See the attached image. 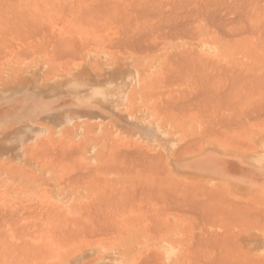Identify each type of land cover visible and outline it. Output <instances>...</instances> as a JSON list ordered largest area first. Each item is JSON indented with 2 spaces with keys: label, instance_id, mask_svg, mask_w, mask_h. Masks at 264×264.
<instances>
[{
  "label": "rangeland",
  "instance_id": "rangeland-1",
  "mask_svg": "<svg viewBox=\"0 0 264 264\" xmlns=\"http://www.w3.org/2000/svg\"><path fill=\"white\" fill-rule=\"evenodd\" d=\"M21 1H23V3L21 2ZM34 3H33V2ZM40 1V2H39ZM54 1V2H53ZM80 0H16V3H15V0L13 1V0H0V40L2 41V43H1V41H0V56H1V58L2 59H0V208L2 209H0V223H4V225L6 226H1L0 225V230H1V227H2V229H4L5 230V232L7 233V235H6V233L4 234V230L2 231V232H0V233H2L3 234V236L5 235V238H6V236H8L9 234H11L9 237H7L6 238V240H7V243H6V241H5V238L0 234V236H2V238L0 237V259H2V257H3V259H2V261H1V263H3V264H14L15 263V261L12 259V258H14V259H16V258H23L24 259V257L25 256H23L22 254H26L27 255V253H28V257H29V259H32V257H33V259H32V264H38L37 263V261H40V260H38V259H36L37 257H34V255H31L30 256V254H34V252H35V254H37L38 253V250H41V249H38L36 246H39V248H42V250L40 251V252H42L43 251V255L41 254V256H38V257H40L39 259H41V261L44 259V262H43V264H51L52 262H53V264H68L69 263V261L71 260V258H73V257H75V256H77V255H80V254H83L84 252H87V250L88 249H67V245L65 246L64 245V247H65V249H64V247H61V248H59V249H56V246H57V241H56V239H57V234H59V232L58 231H60L62 228H63V223H62V219H61V215H62V213H60L59 211H57V208H56V205H55V203L57 202L56 200H58L59 198H61L62 197V194L64 193V194H70L71 192H72V182L73 181H83L84 179H85V181H87V179L89 180V181H93V179H94V181H99V180H102V176H103V174H104V170L102 169V170H96V169H94L92 166H89V165H87V164H85V159H83L82 157H81V155L79 154V152L78 151H83V150H86L87 149V147H88V145L89 144H93L92 143V141H83V139H84V135H88V134H90V135H92V134H104V133H109V130L107 129V128H105L104 126H103V124L102 123H100V121H94V119H90V118H88V117H86V116H84V115H82L80 112H79V110L80 109H87V106H88V104H89V102L90 101H88L87 102V97H84V98H86V100H84V101H81L80 100V98L82 97V94L84 95V90H86L87 88H86V86H85V84H87L88 82H90L91 80V82L93 83L92 85H89V87L88 88H90L91 86H95V87H97V86H99V88L101 87V85H98V84H94L95 82H96V70H94V69H92V70H90V74H89V72L87 71V73L88 74H86L87 76H88V78H91L90 79V81H87L88 79H84V78H79V73H77V72H75L74 74H75V77H78L79 79L78 80H80V82L82 83V84H84L83 86H79L80 88H78L77 90V93H76V95L74 94V93H72L71 91H70V86H68V84L70 83V81H74V78H71L70 77V75H71V72L72 71H70V69H71V65H72V63H73V61L74 60H72L71 62H69L71 59L69 58V57H71L72 55H70L69 57L67 56V52L66 53H64L63 52V54H61L62 56H60V57H63V55H66V57H68L69 59V61L67 60V63H64V64H67V65H65V67H62V63H60L61 61H66L65 59L64 60H60V57H59V60L57 61L56 59L58 58V54H56V57L57 58H55L54 57V59L56 60H53V59H51V60H53V63H52V61L50 60V58L51 57H49V55L47 56L45 53H40L39 55H37V56H33L32 54H31V50L29 49V48H31V46L33 47V48H35V46L39 43V42H42L41 43V45H42V47H45V46H48V45H46L47 44V42H49V41H56L55 39H57L58 41H59V38L61 37V41H59V42H62V45H60L59 46V49H60V47H64L65 46V44H64V42L66 41V40H72L73 38H74V36H75V34L76 33H78V34H76V37H77V41L78 40H80V41H78L77 43H79V45L81 44V46H82V44H83V42L81 43V41H83L84 40V43L86 42V44L89 42L90 44H91V46H93L94 44H100V46H102L103 44V42L105 41V39H106V41L104 42V45L103 46H105L106 44L105 43H107V47H109V49L111 48V45L109 44V42H108V38H110L109 40H110V42L112 41V39L111 38H113V36L115 37V38H113V41H114V39L116 40V39H118L119 38V36L118 35H120L121 33H122V30L121 29H123L122 27H121V29H119L120 28V25L119 26H117V24L115 25L112 21V23L110 22V18H109V13L108 14H106V15H108L107 17L108 18H104V19H106L105 21H104V19L102 20V21H98V22H96V24L98 25V26H100V24L103 26V24H104V27H102V28H100V27H98V26H95V27H91V26H93V25H96L95 23H94V21H93V19H92V21L90 20L93 16V14L92 15H88V17H91V18H88L87 19V16H86V18H85V16L84 15H86L87 13L85 12L86 10H87V8H86V6L88 5V7H90V9L88 8V10L87 11H89V10H91L92 8H93V4L91 3L90 5H92V6H90L88 3H90V2H93L92 0L90 1V2H88V0H87V4H85L86 3V1H85V6H84V4H83V6L86 8V10L84 9V8H82V10H83V13L84 14H82V10L80 9L81 7H78V3H79V6H81V4L84 2V0H83V2H79ZM82 1V0H81ZM110 1V0H109ZM108 1V2H109ZM113 1H115L114 3H116L118 6V8H120V9H117V7H116V10L114 9V6H116V4H114L113 3ZM118 1V2H117ZM130 2V4L128 5V0H112V2L110 1L109 3L107 2V0H106V2L108 3V4H111V3H113V4H111V6L113 7V9L117 12V14H118V11L120 12V10H121V6L123 7L124 5V7L125 8H127L128 7V9H126V10H131L132 8H130L131 6H135L137 9H132V12H135V13H132L131 12V14H133V15H135L136 13H138L136 16H134L137 20V22L141 19V21L143 20V22H144V19H145V21H149L150 22V20H152V22H150V24L148 23V24H144L145 25V27L148 29L147 30V32L149 33V31H150V29L152 28V25L154 24V25H157V23L159 24L160 23V21H161V23H162V21H163V15H162V13H164L163 11H167V13L169 12V15H178L179 13H181L182 14V17L180 16V15H178L177 17H181L182 19H184V22H182V19L180 18H178L179 19V22H177V18H173V16H170V17H172V19L174 20H176V23H177V25H178V23H179V25H178V27H181V26H184L185 24L187 25V24H189L191 21H194L195 20V18H196V20L195 21H197V23H194V22H192L193 23V26H197V25H199V24H201V25H206L207 26V28H208V30H209V32H208V34H209V36L210 37H212V38H217L218 36H220V38H218L219 40H221L220 42H218V44H220V45H218V46H216V49L218 50L219 49V54L221 55L222 54V56H219V54H217V55H215V56H213V57H205L204 58V60H203V56H201L200 54V56H201V58L199 57V55H198V53H200V48L199 47H197L196 45H194L195 43H196V41H197V33H194V34H192V32H190L189 34H188V36H187V38L186 37H184L183 35V37H181V34H178L177 36L176 35H174L175 34V31H176V33H178V29H179V31H186V32H189L190 30H192L191 28H192V26H190V25H192V23L191 24H189V26L187 25V26H184L185 28H183L182 29V27H181V29L180 28H177V30H174V34L172 33V31L170 30V32H169V30L168 29H166L165 31H161V33L162 32H164L165 34L166 33H172V35H169L168 37H174V36H176V37H178V36H180L179 38H169V39H166V37L164 36V35H162V34H159L158 33V30L156 29V31H155V29L154 28H152V29H154V33H156L157 32V34L160 36V37H162V38H160V37H158L157 36V34H154L153 33V36L155 37V44L156 45H154L152 42H150V41H148L147 42V40L145 41V39L144 38H147L148 37V39L149 38H152V33H151V37H150V33H149V36H147L148 35V33L146 34V33H144V36L145 37H143V39H144V42H143V44H145V45H143V46H141V45H139V48H138V50H139V53L137 54V53H135V52H129L128 54L130 55V59L132 60V62H138V64H139V68L137 69V70H135L134 72H132V73H127V74H125V75H120V76H118V75H116V73H109V74H105V73H103V75H105V76H103L102 78H104V79H106L107 77L106 76H110L109 78H107L109 81L111 80V79H113V78H115V80L116 79H119V80H121V81H123V82H130V85H133V83H136V81H138V77H139V75H140V73H142V72H144V71H147L145 74L146 75H148L149 77L148 78H146L145 80H144V82H143V84H142V97H143V99H144V101H145V103H147V104H149L151 107H153L154 108V110H155V112H157L162 118H167V119H172V120H174V121H177V122H181V121H189V122H192V121H197V122H201V124H202V126L201 127H203V126H205L204 128H205V130H207L206 132H208L209 130H211V128L212 129H217V128H219L221 125H216V124H219V123H221V122H225L226 124L225 125H223L222 126V129H221V127H220V129H221V132H225V133H229V135H231V132H233L232 130H235L233 133H234V135H235V133H237L238 134V137H239V139H242V138H244V137H248V136H251V135H257V134H260V133H264V21H262L261 19H263L264 20V3H263V1L264 0H252V1H250V0H239V2H238V0H211V1H209V0H195V1H193V0H190V1H188V0H179V1H181V2H179L178 0H173L174 2H176V4L173 2H171L172 0H154V4L155 5H153V0H142L141 1V4L139 5L138 4V6H136L137 5V3H139L140 1L139 0H129ZM133 1V2H132ZM136 1V4H134V2ZM138 1V2H137ZM145 1H146V3H145ZM169 1H170V3L172 4V6H174L173 8H175L176 7V9H174V11L176 10H178L179 9V11H178V13H174L173 14V8L171 9V4L169 3ZM185 1H187V3H186V5H185ZM195 2V3H193V2ZM197 1V2H196ZM217 2V4H216V2ZM235 1V2H234ZM236 1H237V3H236ZM243 1V2H242ZM246 1V2H245ZM249 1V2H248ZM8 2H12V3H8ZM19 2V3H18ZM28 2V3H27ZM44 2H47V3H44ZM57 2H58V4L60 5L61 3V5L59 6L58 4H57ZM77 4H76V3ZM119 2H120V4H119ZM123 2H125V3H123ZM150 2V3H149ZM156 2H158V3H156ZM162 2V3H161ZM167 2V3H166ZM181 4H179V3ZM189 2H191L192 3V5H193V7H194V9H191L192 8V6H191V3H189ZM211 2H213L211 5H210V3ZM252 2V3H251ZM259 2V3H258ZM3 3H5V4H3ZM22 3V4H21ZM50 3H52V4H50ZM56 3V4H55ZM81 3V4H80ZM94 3V2H93ZM147 3L150 5V6H148L147 5ZM152 3V4H151ZM178 3V4H177ZM208 3V4H207ZM215 3V4H214ZM221 3V4H220ZM231 3V4H230ZM234 3V4H233ZM242 3L244 4V6L242 5ZM256 3V4H255ZM12 4V5H11ZM28 4V5H27ZM70 4V5H69ZM121 4H123V5H121ZM131 4H134V5H131ZM144 4H146L147 5V7L149 8H147V7H145L144 6V8L146 9V10H150L151 8L154 10L155 9V11H154V13L155 12H158L157 10H159L158 8H160V9H162L163 7H164V9H162L160 12V16L158 15V13H155L156 15H157V17H156V15L155 14H153V10L151 11V13L153 14V15H151V13L150 12H148L149 14L147 15V12L144 10V11H141V8L143 7V5ZM159 5V6H156V5ZM168 4V5H167ZM188 4H190V5H188ZM200 4V5H199ZM202 4H203V8L201 7L202 6ZM226 4V5H225ZM237 4H238V6H237ZM251 6H249V5ZM254 4H255V6H254ZM23 5V6H22ZM34 6L33 7V9H31L32 7L31 6ZM58 5V6H57ZM74 5H76V6H74ZM121 5V6H120ZM127 5V6H126ZM152 5V6H151ZM177 5H180V6H178L177 7ZM183 5H185L184 7H183ZM187 5H188V7H187ZM205 5L207 6L206 7V9H205ZM210 5V6H209ZM231 5V6H230ZM234 5V6H233ZM257 5V6H256ZM13 6V7H12ZM15 6V7H14ZM19 6V7H18ZM27 6L28 7H30V8H27ZM37 6V7H36ZM44 6V7H43ZM57 6V7H56ZM67 6H71L69 9L67 8ZM108 6V5H107ZM106 6V7H107ZM140 6V7H139ZM153 6H156V7H153ZM183 7V9H181L182 7ZM190 6V7H189ZM200 6V7H199ZM220 6V7H219ZM226 6V7H225ZM236 6H237V9H236ZM246 6V7H245ZM2 7V8H1ZM11 7V10L9 9ZM21 7V8H20ZM47 7V8H46ZM63 7V8H62ZM65 7V8H64ZM73 7V8H72ZM76 7H77V9H79L78 10V15L76 16V14L75 13H77V10H76ZM92 7V8H91ZM123 7V11L125 10V8ZM140 9H139V8ZM170 7V8H169ZM198 8V10H197V8ZM222 7V8H221ZM229 7V8H228ZM262 7V8H261ZM7 8V9H6ZM18 10H17V9ZM23 8H25L24 10H23ZM108 8L110 9V6H108ZM167 8V9H166ZM188 8V9H187ZM199 8H202V9H204V10H207V12L209 11V10H211V9H214V10H212V13H213V11H214V13L213 14H217V15H214V16H217V17H219V19L217 20V18L215 19V21H216V23H220V22H222L223 23V25H222V23H220L221 25H219V24H216V25H214V23H215V21H214V23H211V25H210V23L207 21L206 22V18H205V16H203V14L204 13H206V11H204V13H203V11L202 12H200V10H199ZM208 8V9H207ZM217 8V9H216ZM224 8V9H223ZM228 8V9H227ZM256 8H258L257 10H255ZM260 8V9H259ZM2 9H3V11H2ZM5 9V10H4ZM30 11H29V10ZM50 10V12H49V10ZM68 9V10H67ZM73 9H74V11H75V13H74V15H72L73 14ZM108 9V10H109ZM112 9V8H111ZM112 9V10H113ZM169 9V10H168ZM180 9H181V11L182 12H184V14H191V12L195 15L194 17H193V14H189V16H191V17H193V18H191V21H190V17L187 15H184L181 11H180ZM218 9L220 10V11H218ZM246 9H247V11H246ZM253 9V11L254 12H256L255 13V15H254V12L253 11H251ZM6 10H8V11H6ZM33 10V11H32ZM35 10H37L36 12L37 13H39V14H36V12H35ZM44 10H45V12H44ZM48 11V14L46 15V13H47V11ZM72 10V11H71ZM107 10V9H106ZM107 10V11H108ZM135 10V11H134ZM142 10H143V8H142ZM183 10H185V11H183ZM186 10H188V11H186ZM193 10V11H192ZM222 10H224V12H222ZM1 11H2V13H1ZM9 11L11 12V14L9 13ZM56 11V12H55ZM72 13H71V12ZM122 11V10H121ZM246 11V12H245ZM13 12V13H12ZM19 14H18V13ZM24 12V13H23ZM60 12V13H59ZM70 12V13H69ZM80 12H81V14H80ZM108 12H110V10L108 11ZM127 12V11H126ZM129 12V11H128ZM142 12H144V14L146 13V16H149L148 18L150 19H148V20H146L147 18H146V16H144L145 18H142L143 17V14H142ZM186 12V13H185ZM195 12V13H194ZM222 12V13H221ZM236 12V13H235ZM240 12H241V14H240ZM250 12H253L252 14H253V16H254V18H255V16L256 15H258V18L260 17V16H263L261 19H260V21H259V19H258V21H257V16H256V20H254V18H253V16L251 15V17H250ZM15 13V14H14ZM35 13V14H34ZM50 13V14H49ZM52 13H54L52 16L54 17V20H53V17L51 16V14ZM62 13V14H61ZM86 13V14H85ZM107 13V12H106ZM167 13H165V15L167 14ZM171 13V14H170ZM196 13H198V15L196 14ZM200 13V14H199ZM209 13H211V11L210 12H208V14ZM219 13H221V14H219ZM248 13V14H247ZM250 13V14H249ZM258 13V14H257ZM260 13V14H259ZM9 14V15H8ZM25 14V15H24ZM29 15V17H28V15ZM61 14V15H60ZM67 14V15H66ZM70 14V15H69ZM104 14V13H103ZM111 14V13H110ZM121 14V13H120ZM140 14H142V16H140ZM213 14H211L210 16H212L211 18H213ZM244 14V15H243ZM261 14H263V15H261ZM2 15V16H1ZM8 15V16H7ZM13 15V16H12ZM31 15V16H30ZM39 15V16H38ZM44 15V16H43ZM50 15V16H49ZM82 15H83V20H82ZM119 15V14H118ZM122 15V14H121ZM133 15L131 16V17H133ZM162 15V16H161ZM165 15H164V17H165ZM168 15V16H169ZM197 15V16H196ZM200 15V16H199ZM205 15H207V14H205ZM17 16H19V17H16ZM62 16H63V18H62ZM79 16H81V17H79ZM111 16V15H110ZM139 16L141 17V18H139ZM153 16V17H152ZM167 16V15H166ZM183 16H185L184 18H183ZM246 16V17H245ZM248 16L250 17V19L248 18ZM2 17L4 18L3 20L5 21H3L2 20ZM21 17V18H20ZM26 18V20L24 19V18ZM38 17H42L41 19H38ZM49 17V18H48ZM55 17H56V19H55ZM75 17H77V18H75ZM80 18V20H79V18ZM119 17V16H118ZM157 19H156V18ZM158 17H159V19H162V20H159L158 19ZM160 17H162V18H160ZM175 17V16H174ZM186 17H188V19H189V21L187 20V21H185L187 18ZM206 17H209V15L208 16H206ZM239 17H241V20H240V18ZM15 18L17 19V22L15 21ZM20 18V22H18V19ZM34 18H37L38 20H37V22H39V23H37L36 22V19L34 20ZM46 18V19H45ZM58 18H60V19H58ZM94 19H95V17H93ZM155 18V19H154ZM166 18V17H165ZM202 18V19H201ZM248 18V19H247ZM22 19V20H21ZM23 19H24V21H23ZM28 19V20H27ZM30 19V20H29ZM32 19V20H31ZM65 19L66 20H68V22H66L65 21ZM76 21H75V20ZM107 19H108V23H107ZM129 19H131V20H135V19H133V18H129ZM139 19V20H138ZM171 19V18H170ZM192 19H194V20H192ZM208 19V18H207ZM223 19V20H222ZM246 19V20H245ZM7 20V21H6ZM58 20V21H57ZM63 20V21H62ZM78 20V21H77ZM85 20H89V21H91L90 22V24L92 23V25H90L89 24V21H88V24L90 25V26H87L85 23H87V21H85ZM156 20H158L157 21V23L155 24V22H156ZM175 20H174V23H175ZM236 20V21H235ZM240 20V21H239ZM12 21V22H11ZM35 21V22H34ZM49 21V23H47ZM85 21V22H84ZM164 21H165V19H164ZM172 21V20H171ZM181 21V22H180ZM231 21V22H230ZM232 21H235V23H233ZM237 21H239V22H237ZM242 21H244V24L242 23ZM246 21V22H245ZM256 21H257V23H256ZM15 22V23H14ZM21 22H28V23H22L21 24ZM32 22H33V24H32ZM42 22V23H41ZM55 22V23H54ZM72 22V23H71ZM80 22H82L81 23V28H80V30L81 31H79V29L77 28V27H80V26H78V24L80 25ZM103 22V23H102ZM135 21H132V23H131V21H129V23H131L132 24V28H133V23H134ZM189 22V23H188ZM210 22H213V21H210ZM230 24H229V23ZM241 22V23H240ZM248 22V23H247ZM3 23V24H2ZM14 23V24H13ZM47 23V24H46ZM62 23V24H61ZM64 23V24H63ZM68 23V24H67ZM76 23H78V24H76ZM94 23V24H93ZM109 23H110V25H109ZM152 23V24H151ZM164 23V22H163ZM172 23V22H171ZM184 24V25H180V24ZM199 23V24H198ZM209 23V24H208ZM232 23V24H231ZM3 25V27H2V25ZM10 24H11V26H10ZM19 24V25H18ZM24 24H25V26H24ZM28 24H30V25H28ZM39 24V25H38ZM72 24V25H71ZM77 25V27H76V25ZM111 24H112V26L113 25H115V27H113V28H111L110 26H111ZM137 25H135L134 27H136V29L135 30H137V26L139 27V29L137 30V31H139V30H141L140 28L142 27V29H146V28H144L143 26V23H141L140 21L138 22V23H136ZM229 24V25H228ZM233 24H235V25H233ZM236 24H237V27H239L238 25H240L241 26V28H237L236 27ZM247 24L249 25V24H251V26H249V28H248V26H247ZM263 26H262V25ZM7 25V26H6ZM19 27H18V26ZM20 25H21V27H20ZM32 25V26H31ZM37 25H38V28H37ZM41 25V26H40ZM47 25H49V26H51V27H47ZM69 26V27H67V26ZM84 25V26H83ZM108 25V26H107ZM150 25V26H149ZM175 25V24H174ZM177 25H175V27H177ZM209 25L211 26L210 28H209ZM218 25L219 26H221V27H218ZM232 25V26H231ZM244 25H246L245 27H244ZM259 25H261L260 27H259ZM4 26H5V29L6 28H8V29H4ZM9 26V27H8ZM158 26V25H157ZM217 26V28H219V29H222V27H223V31L221 30V32H220V30H219V32L220 33H217L218 32V30L215 28ZM229 26H231V27H229ZM234 26V27H233ZM2 27V28H1ZM23 27V28H22ZM73 28V29H75V30H78V31H76L75 32V30H71V28ZM83 27H88V28H90V29H88V28H84L83 30H82V28ZM96 27H98V28H96ZM119 27V28H118ZM154 27V26H153ZM188 28V31H187V28ZM191 27V28H190ZM215 29H214V28ZM226 27L228 28L229 27V30H227L226 29ZM243 27V28H242ZM248 28V33H249V31L251 32V31H253L254 29V31H253V35H252V37L249 35V34H251V33H246V34H244L243 33V29L245 30L244 32H247V28ZM256 27H257V30L258 31H260V32H258V37H257V34L255 33V31H256ZM259 27V28H258ZM9 28L11 29L12 28V30H9ZM58 28V29H57ZM63 28H65V29H63ZM96 28V29H95ZM173 28V27H172ZM171 28V29H172ZM212 28V29H211ZM253 30H252V29ZM2 29V30H1ZM86 29V30H85ZM93 29H95V30H92ZM151 29V30H152ZM174 29V28H173ZM185 29V30H184ZM190 29V30H189ZM193 29H194V27H193ZM214 29V30H213ZM237 29V30H236ZM262 29V30H261ZM7 30H8V32H7ZM17 30L19 31V36H18V32H17ZM53 32H52V31ZM63 30V31H62ZM68 30L71 32H73V33H68ZM118 30H120V31H118ZM143 30V32H146V31H144ZM228 31V35L229 36H226L227 35V31ZM32 32L33 31V33H28V32ZM37 32V34H36V32ZM65 31V32H64ZM153 31V30H152ZM152 31H150V32H152ZM192 31H194L195 32V29L194 30H192ZM211 31H212V33H211ZM225 31V34H222L223 32ZM262 31H263V33H262ZM12 32V33H11ZM15 32V35L13 34ZM21 32V33H20ZM24 32V33H23ZM51 32V33H50ZM62 32V33H61ZM80 32V33H79ZM111 33L112 34V32L114 33V32H117V33H115V35H113L112 37H110L111 36V34H109V33ZM121 32V33H120ZM141 33H142V30L140 31ZM185 32V33H186ZM230 32H232V33H230ZM42 34V36L40 35V34ZM82 33V38H83V40H82V38H80V34ZM88 33V34H87ZM94 33V34H93ZM140 33V34H141ZM185 33H183L184 35H185ZM214 33V34H213ZM234 33H241V34H243V35H237V34H234ZM7 34V35H6ZM12 34V35H11ZM17 34V35H16ZM31 34H33V35H31ZM54 34H56V35H54ZM72 34H73V36H72ZM91 34H93V35H91ZM146 34V35H145ZM190 34H192L191 36H192V39H190L191 37H189V35ZM196 34V38L194 39V35ZM220 34V35H219ZM254 34H256V35H254ZM1 35H2V37H1ZM9 35H11V36H9ZM34 35H36V37L34 36ZM38 35H40L39 37H38ZM48 36V37H46V39H44L43 38V36ZM58 35V36H57ZM62 35H63V38H62ZM80 35V36H79ZM91 35V36H90ZM98 35V36H97ZM142 35H143V33H142ZM167 35V34H166ZM186 35H187V33H186ZM218 35V36H217ZM232 35H234V36H232ZM260 35H261V37H260ZM9 36V37H8ZM23 36V37H22ZM53 36H55V37H53ZM67 36H68V38H67ZM88 36V37H87ZM106 36H108V37H106ZM147 36V37H146ZM238 36H240V37H238ZM8 37V38H7ZM65 37V38H64ZM76 37L73 39V40H75L76 39ZM87 37V38H86ZM99 37H101V38H99ZM116 37H118V38H116ZM153 37V38H154ZM167 37V38H168ZM225 37H226V39H225ZM234 37V38H233ZM1 38H3V39H1ZM6 38V39H5ZM15 38V39H14ZM17 38H19V39H17ZM42 38V39H41ZM47 38H49V40L47 39ZM51 38V39H50ZM79 38V39H78ZM164 38V39H163ZM230 38V39H229ZM232 38V39H231ZM260 38V39H259ZM261 38H263L262 40H261ZM11 39H14V40H11ZM17 39V40H16ZM22 39V40H21ZM31 39H34V41L32 42V40ZM64 41H63V40ZM94 39H96L95 40V42H94ZM99 39V40H98ZM223 39H225V40H223ZM7 40V41H6ZM40 40H43L44 41V43H43V41H40ZM46 40V41H45ZM70 40V41H71ZM71 41V42H74V41ZM158 40V41H157ZM160 40V41H159ZM228 40H230V41H228ZM232 40V41H231ZM233 40H235L234 42H233ZM243 40V41H242ZM258 40H260L261 42H258ZM13 41V42H12ZM76 41V40H75ZM151 41H153V39H151ZM225 41V42H224ZM229 43H228V42ZM246 41V42H245ZM250 41V42H249ZM4 42H6V43H4ZM9 42H11V43H9ZM15 42V43H14ZM25 42V43H24ZM9 44V46L11 45V47H9V46H7L8 44ZM23 43V44H22ZM28 43H31V44H28ZM66 44H67V41L65 42ZM68 43H70V42H68ZM76 43V42H75ZM74 43V45H78V44H75ZM89 43L87 44V45H89ZM94 43V44H93ZM113 43H115V42H113ZM147 43H149V44H147ZM192 43H194V44H192ZM228 43V44H227ZM252 43H254V44H252ZM261 43V44H260ZM15 44H16V46H15ZM40 44V43H39ZM158 44V45H157ZM5 45V46H4ZM31 45V46H30ZM41 45H39V46H41ZM45 45V46H44ZM68 45V44H67ZM72 45H73V43H72ZM74 45H73V47H74ZM78 45V46H79ZM85 45V44H84ZM147 45V46H146ZM248 45H249V47H248ZM253 45L255 46V47H253ZM2 46V47H1ZM23 46V47H22ZM28 46H29V48H28ZM38 46V45H37ZM37 47L38 49L40 48V47ZM70 46H71V44H70ZM78 46H76L75 47V49L77 50V47ZM86 46V45H85ZM90 46V45H89ZM95 46V45H94ZM103 46L102 47H97V48H103ZM143 47L144 49L142 50V52H140V50L142 49L141 47ZM7 47V48H6ZM10 49H9V48ZM26 47V48H25ZM49 47H51V46H48L47 48H49ZM68 47H69V45H68ZM68 47H66V48H68ZM72 47V46H71ZM72 47V49H74ZM104 48L105 49V52L103 53V55L102 54H98V52H96V51H92L91 53H93V57L91 58V59H89V61H91V63H92V65H95V64H97L98 66L101 64V63H103L106 59H108L109 57H110V54H109V52H111L113 49H114V51H115V47L116 46H114L113 47V49L111 48L109 51H106V50H108V48ZM146 47H148V50H146L147 48ZM157 49H156V48ZM4 48V49H3ZM36 48V49H37ZM46 48V47H45ZM81 48V47H80ZM93 48H96V47H92V49ZM141 48V49H140ZM155 48V49H154ZM168 48V49H167ZM25 49V50H24ZM26 49H29V51H27V55L26 56H23V53H26L25 51H26ZM32 49V48H31ZM35 49V50H36ZM44 49V48H43ZM55 49V48H54ZM69 49H71L70 47H69ZM75 49L72 51H70V52H74L75 51ZM78 49H79V47H78ZM152 49H154V51L152 50ZM249 49V50H248ZM251 49V50H250ZM2 50H3V52H2ZM9 50H11V51H9ZM16 50V51H15ZM24 50V51H23ZM34 50V49H33ZM42 50V49H41ZM56 50V49H55ZM82 50V49H81ZM116 50H118V49H116ZM183 50H184V52H183ZM186 50L188 51L185 55L186 56H183L182 57V55H181V58L179 57L180 56V54H184L185 52H186ZM13 51V52H12ZM15 51V52H14ZM59 50H57V52H58ZM61 51H64V50H62V49H60V52ZM67 51V50H66ZM148 51V52H147ZM194 51L196 52V53H194ZM253 51V52H252ZM9 52V53H8ZM18 52H23V53H18ZM30 52V53H29ZM69 52V51H68ZM69 52V53H70ZM76 52H78L76 55L77 56H79V58L78 57H76V60H75V62H77V61H80V62H83V61H85L86 60V53H85V51H83L82 50V53L84 52V54H81V52H80V50L79 51H76ZM136 52H138L137 50H136ZM175 52V53H174ZM179 53V55H178V53ZM191 52V53H190ZM249 52V53H248ZM7 55H6V54ZM11 53V54H10ZM17 53L18 54H20L21 56H19V55H17ZM30 54V56L28 57V58H26L29 54ZM62 53V52H61ZM75 53V52H74ZM73 53V54H74ZM6 55L5 57H3V55ZM15 54V56L17 57V58H19V60H17L16 58H14L15 56H13ZM60 54V53H59ZM105 54V55H104ZM174 55V57H173V55ZM188 54H189V56H188ZM192 54V55H191ZM249 54H250V56H249ZM44 55H45V57L47 56V57H49V58H47V60H46V58L44 57ZM58 55V56H57ZM69 55V54H68ZM75 55V54H74ZM75 55V56H76ZM164 55V56H163ZM169 55L171 56L172 55V58H171V60L169 61L168 59H170L169 58ZM177 55V56H176ZM190 55H191V57L192 58H190ZM262 55V56H261ZM13 58H12V57ZM23 56V57H22ZM23 59H22V58ZM65 56L63 57V58H66ZM74 57V56H73ZM175 57H176V59H175ZM178 57V58H177ZM187 57V58H186ZM197 57V58H196ZM215 57V58H214ZM242 57V58H241ZM254 57V58H253ZM37 58V59H36ZM42 58V59H41ZM82 58V59H81ZM104 58H105V60H104ZM183 58V59H182ZM212 58V59H211ZM22 59V60H21ZM62 59V58H61ZM67 59V58H66ZM77 59H79V60H77ZM81 59V60H80ZM176 61H175V60ZM186 59V60H185ZM190 59H191V62H190ZM194 59V60H193ZM196 59H199L198 61L196 60ZM205 59H206V61H205ZM208 59H211V61L210 60H208ZM216 61H215V60ZM230 59V60H229ZM97 60V61H96ZM172 60H174V61H172ZM179 60H182V61H179ZM196 60V61H195ZM9 61V62H8ZM13 61V62H12ZM18 61H19V64H18ZM41 61V62H40ZM89 61H87V62H89ZM167 61H169V62H172V63H169V62H167ZM177 61H179V64H178V62ZM201 61V62H200ZM209 61V62H208ZM214 61V62H213ZM218 61V62H217ZM48 62V63H47ZM167 62V63H166ZM173 62H175V63H173ZM199 62V63H198ZM205 62V63H204ZM37 63V64H36ZM39 63V64H38ZM45 63V64H44ZM55 63H56V65H55ZM169 63V64H168ZM182 63V64H181ZM210 63H212V64H210ZM215 63V64H214ZM217 63V64H216ZM34 64V65H33ZM54 64V65H53ZM173 64V65H172ZM176 64V65H175ZM201 64H203V67H205V68H203L202 67V65ZM167 65V66H166ZM185 65V66H184ZM196 65H197V67H196ZM220 65V66H219ZM226 67H225V66ZM234 66V68H233V66ZM250 65V66H249ZM11 66V69L9 68ZM57 66V67H56ZM166 66V67H165ZM181 66V67H180ZM195 67V69H194V67ZM217 66V67H216ZM224 66V67H223ZM2 67V68H1ZM54 67V68H53ZM183 67H184V70H183ZM190 67V68H189ZM193 67V68H192ZM198 67H199V71H198ZM201 67V68H200ZM218 67H219V69H218ZM260 67V68H259ZM68 68V69H67ZM169 68H170V70H169ZM187 68H189L188 70H187ZM230 68V69H229ZM257 68V69H256ZM17 69V70H16ZM22 69V70H21ZM165 69V70H164ZM185 69H186V71H185ZM235 71H234V70ZM52 70V71H51ZM55 70H57V71H55ZM166 70H168V72H166ZM176 70V71H175ZM181 70V71H180ZM192 72H191V71ZM222 70V71H221ZM44 71V72H43ZM47 71V72H46ZM180 73H179V72ZM189 71V72H188ZM205 71V72H204ZM230 71V72H229ZM238 71V72H237ZM242 71L245 73V75H244V73H242ZM172 72V73H171ZM182 72V73H181ZM185 72V73H184ZM194 72V73H193ZM198 72V73H197ZM199 72H201V73H199ZM209 72V73H208ZM215 72H217V73H215ZM7 73V74H6ZM15 73V74H14ZM73 73V72H72ZM166 73V74H165ZM171 73V74H170ZM188 73V74H187ZM210 73H211V76H210ZM225 73V74H224ZM235 73V74H234ZM237 73V74H236ZM20 74H23V75H25L27 78H26V80H25V83L24 84H22V85H20V86H17L18 84H17V78H18V76L20 75ZM68 74V75H67ZM95 74V75H94ZM98 74V73H97ZM174 74V75H173ZM175 74H179L178 76H175ZM192 75L191 77H189L190 75ZM200 74V75H199ZM208 74V75H207ZM220 74H223V75H220ZM243 74V75H242ZM7 75V76H6ZM86 75H84V77L86 76ZM175 77H173V76ZM184 75H185V77H184ZM187 75H189V76H187ZM196 75H199V76H201V78H199V76L197 77ZM204 75H206V76H204ZM234 75V76H233ZM86 76V77H87ZM171 76V77H170ZM182 76V78H180ZM223 76V77H222ZM243 76V78H241ZM244 76H246V77H244ZM248 76V77H247ZM177 77H178V79H177ZM195 79H194V78ZM204 77V78H203ZM209 77V78H208ZM216 77H218V78H216ZM249 77H251V79L249 78ZM253 77V78H252ZM53 78V79H52ZM166 78H168L167 80H166ZM180 78V79H179ZM187 78V79H186ZM228 78V79H227ZM237 78H238V80H237ZM255 78V79H254ZM261 78H262V81H263V84H262V81H260L261 80ZM62 79V80H61ZM71 79V80H70ZM182 79V80H181ZM216 79V80H215ZM232 81H231V80ZM244 79V80H243ZM246 79H247V81H246ZM248 79H250L251 81H252V83L255 85H253L252 83H251V81H248ZM253 79V80H252ZM77 80V79H76ZM192 80V81H191ZM203 80V81H202ZM230 80V81H229ZM258 80H259V82H258ZM41 81V82H40ZM44 81V82H43ZM69 81V82H68ZM208 81H209V85H208ZM233 81H235V83L233 82ZM237 81V82H236ZM239 81V82H238ZM243 81V82H242ZM257 81V82H256ZM174 82V83H173ZM203 82V83H202ZM205 82V83H204ZM225 82V83H224ZM12 83H13V85H12ZM176 83V84H175ZM195 83H196V86H195ZM198 83V84H197ZM218 83V84H217ZM224 83V84H223ZM230 83V84H229ZM251 85H249V84ZM256 83V84H255ZM89 84V83H88ZM145 84V85H144ZM147 84V85H146ZM190 84V85H189ZM193 84V85H192ZM201 84V85H200ZM204 84V85H203ZM210 84H211V86H210ZM216 84V85H215ZM232 84V85H231ZM246 84V85H245ZM247 84L249 85V87L247 86ZM129 85V86H130ZM154 85V86H153ZM199 85V86H198ZM214 85V86H213ZM231 85V86H230ZM233 85H235V86H233ZM237 85H239V87L237 86ZM260 86V87H258V86ZM85 86V87H84ZM189 86H191V87H189ZM193 86V87H192ZM198 86V87H197ZM207 86V87H206ZM209 86V87H208ZM217 88H216V87ZM17 87H19V89L21 90L20 92H18V93H13V94H10V93H8V92H6V91H9V90H11L12 88H17ZM212 87V88H211ZM202 88V89H201ZM221 88V89H220ZM224 88V89H223ZM227 88V89H226ZM230 88V89H229ZM232 88V89H231ZM244 88V89H243ZM33 89H36V91L37 92H39L40 94H41V96H40V98L41 99H39V100H32L33 98L28 94V93H26L27 91H32ZM177 89V90H176ZM186 89V90H185ZM215 89V90H214ZM219 89H220V91H219ZM241 89V90H240ZM246 89H252V90H246ZM53 90H55V91H53ZM179 90V91H178ZM200 90V91H199ZM205 92H204V91ZM214 90V91H213ZM221 90H222V92H221ZM227 90H229V91H227ZM234 91V92H231V91ZM246 90V91H245ZM17 91H19V90H17ZM67 91V92H66ZM148 91V92H147ZM164 91H167V92H164ZM185 91V92H184ZM193 91V92H192ZM197 91V92H196ZM216 91V92H215ZM252 91V92H251ZM48 92V93H47ZM144 92V93H143ZM146 92V93H145ZM151 92V93H150ZM154 92H155V96H153L154 95ZM157 92V93H156ZM163 92L165 93V94H163ZM170 92V93H169ZM171 92H172V94H171ZM181 92V93H180ZM207 92V93H206ZM209 92V93H208ZM218 92V93H217ZM224 92V93H223ZM242 94H241V93ZM259 92V93H258ZM54 93V94H53ZM68 93V94H67ZM187 93V94H186ZM197 95H195V94ZM206 93V94H205ZM210 93H214L213 94V96H212V94H210ZM227 93V94H226ZM233 93V94H232ZM237 93V95H235ZM255 93V94H254ZM49 94V95H48ZM65 94H67V95H65ZM163 94V95H162ZM193 94V95H192ZM199 94V95H198ZM210 94V95H209ZM221 94V95H220ZM246 94H248V95H246ZM149 95H151V96H149ZM175 95V96H174ZM190 95V96H189ZM205 95V96H204ZM217 95V96H216ZM226 95V96H225ZM38 96V95H37ZM186 96V97H185ZM214 96H215V98H214ZM235 98H234V97ZM171 97V98H170ZM173 97V98H172ZM185 97V98H184ZM192 99H191V98ZM194 97V98H193ZM200 97V98H199ZM210 97V98H209ZM225 97V98H224ZM248 99H247V98ZM71 98V99H70ZM189 98L191 99L190 100V103H188V100H189ZM209 98V99H208ZM231 98H233L232 100H230ZM237 98H238V100H237ZM240 98V99H239ZM168 99H172L170 102H165V100H168ZM174 99V100H173ZM182 99V100H181ZM184 99V100H183ZM188 99V100H187ZM223 100V102H222V100ZM226 99V100H225ZM242 99H246V102H245V100H242ZM78 100V101H77ZM161 100H163V101H161ZM181 100V101H180ZM187 100V101H186ZM200 100V101H199ZM206 100V101H205ZM214 100V101H213ZM235 100H236V102H235ZM240 100H242L241 102L242 103H244V104H242L241 102H240ZM257 100V101H256ZM77 101V102H76ZM173 101V102H172ZM182 101H184V102H182ZM234 101V102H233ZM255 101H256V103H255ZM174 102H175V104H174ZM186 102L188 103V104H186ZM199 102V103H198ZM218 102V103H217ZM240 102V103H239ZM252 102H254V104L252 103ZM86 103V104H85ZM98 103V102H97ZM153 103V104H152ZM167 103H169V105L171 106L172 105V109L171 108H169V105L167 104ZM181 103V104H180ZM185 103V104H184ZM202 103V104H201ZM224 103V104H223ZM233 103H234V105H233ZM100 105H104L103 103H99ZM157 104H159V106L157 105ZM164 104V105H163ZM167 104V105H166ZM177 104V105H176ZM191 104V105H190ZM220 104V105H219ZM236 104V105H235ZM239 104H241V105H239ZM253 104V105H252ZM256 104V105H255ZM263 106H262V105ZM158 107H157V106ZM163 105V106H162ZM179 105V106H178ZM185 105V106H184ZM188 105H189V107H188ZM196 105V106H195ZM209 105V106H208ZM210 105H213V106H210ZM223 105V106H222ZM225 105V106H224ZM233 105V106H232ZM165 106H166V108H165ZM200 106V107H199ZM204 106V107H203ZM216 106V107H215ZM219 106H221V107H223V108H221V107H219ZM253 106V107H252ZM176 107V108H175ZM179 107V109H177ZM186 107V108H185ZM193 107V108H192ZM228 107V108H227ZM231 107H232V109H231ZM238 107V108H237ZM165 108V109H164ZM185 110H184V109ZM207 108H208V112H207ZM209 108H212V109H209ZM215 108V109H214ZM254 108V109H253ZM260 108V109H259ZM160 109H162V111H164V114H162V111L160 110ZM175 109H176V111H175ZM182 109V110H181ZM190 109V110H189ZM217 109V110H216ZM227 109V110H226ZM229 109V110H228ZM237 109L239 110V111H237ZM249 109V110H248ZM250 109H252V110H250ZM165 110H167L168 112H169V114H166V113H168L167 111L165 112ZM178 110V111H177ZM184 110V112H181V111H183ZM211 110H213L214 112H212L211 113ZM220 110V111H219ZM246 110V111H245ZM255 110V111H254ZM29 111H38V113H39V115H42V119H40V121H39V123L40 124H44V125H46L48 128H50V131L48 132V133H40V134H38L37 136H33V135H31V136H28V137H26V136H24V134L22 135L21 133H18V132H14V127H17V126H15V125H13V123H15V122H18L19 120H22L23 118H26L25 117V115L29 112ZM68 112V113H70V115H76L75 113L76 112H78L79 114H78V116H79V118H76V119H74V120H71V121H67V122H64V123H62V122H59V121H55V119L57 118V119H59V113L60 112ZM175 111V112H174ZM186 111H188L187 113H189L188 115H186L187 113H186ZM190 111V112H189ZM203 111H205V117H203L204 116V112ZM209 111H210V113L212 114L211 116H210V113H209ZM245 111V112H244ZM161 112V113H160ZM170 112H171V114L173 113V115L174 116H168V115H170ZM203 112V113H202ZM207 112V113H206ZM238 112V113H237ZM240 112H241V114H240ZM250 112H252V113H250ZM181 113H182V115H181ZM183 113H184V116H183ZM193 113H195V114H193ZM198 113H199V115L200 116H198ZM201 113V114H200ZM224 113V114H223ZM244 113V115H242ZM179 114V115H178ZM192 114V115H191ZM217 114L219 115V116H217ZM223 114V115H222ZM239 114H240V116H239ZM245 114H246V116H245ZM248 114V115H247ZM256 114V115H255ZM55 115H56V117H55ZM236 115V116H235ZM249 115H251L250 116V118L248 119V117H249ZM254 115V116H253ZM179 116V117H178ZM215 116H216V118H215ZM226 116V117H225ZM244 116V117H243ZM256 116V117H255ZM43 117H45L46 119L45 120H43L44 118ZM55 117V119H53ZM178 117V118H177ZM213 117V118H212ZM234 118V120L232 119V118ZM235 117H237V118H244V120L243 119H236ZM210 118V119H209ZM220 120H218V119ZM230 118H231V121H230ZM256 118V119H255ZM259 118V119H258ZM263 118V119H262ZM213 119V120H212ZM221 119H222V121H221ZM227 119V120H226ZM235 119H236V121L237 122H235ZM78 120V121H77ZM86 120V121H85ZM210 120H211V122H210ZM217 120V121H216ZM225 120V121H224ZM231 122H229V121ZM207 123H206V122ZM208 121H209V123H208ZM219 121V122H218ZM228 121V122H227ZM235 123H234V122ZM244 121V122H243ZM252 121V122H251ZM88 122V123H87ZM206 124H204V123ZM213 122V123H212ZM214 122H215V124H214ZM233 122V123H232ZM241 122V123H240ZM246 122V123H245ZM254 122H255V125H254ZM211 123V124H210ZM222 123V124H223ZM249 123V124H248ZM48 124V125H47ZM210 124V125H209ZM230 124H232V125H230ZM243 124H244V127H243ZM246 124H247V126H246ZM258 124V125H257ZM63 125V126H62ZM88 125V126H87ZM92 125H94V126H92ZM229 125V126H228ZM235 125V127H233ZM239 126V128H238V126ZM240 125H242V128H241V126ZM209 127V129H206V127ZM225 126V127H224ZM230 126H232V127H230ZM245 126H246V129H245ZM66 127V128H65ZM207 127V128H208ZM253 127V128H252ZM69 128H70V130H69ZM78 128V129H77ZM80 128V129H79ZM203 128V129H204ZM236 128H237V130H236ZM56 129V130H55ZM65 129H68V132H70V133H68L67 132V130L66 131H64ZM97 129V130H96ZM225 129V130H224ZM242 129V130H241ZM228 130H229V132H228ZM231 130V131H230ZM239 130H240V132H239ZM233 133H232V135H233ZM241 133H244V134H241ZM61 134V135H60ZM236 134V135H237ZM52 135V136H51ZM240 135H242V136H240ZM18 137V138H17ZM37 137V139H35ZM41 137V138H40ZM43 137V138H42ZM237 137V138H238ZM54 138V139H53ZM46 140V142L48 141V140H51L49 143L50 144H52V146H54L53 147V149H52V147H51V145L50 144H48V143H46L45 144V141L44 140ZM261 139H264V136L261 138ZM18 140H20V141H18ZM37 140H38V142H39V144H41V143H43V141H44V144L45 145H47L45 148H44V146L45 145H43V144H41V146L38 144V142H37ZM43 140V141H42ZM61 140H62V143H61ZM42 141V142H41ZM28 142H30V143H28ZM41 142V143H40ZM52 142V143H51ZM63 142L64 143H66V144H68L67 146L65 145V144H63ZM56 143V144H55ZM59 143H60V145H59ZM69 145H71L70 146V149L71 150H73V152H72V154L74 153V151H76V152H78L77 154H76V152L73 154V156L74 155H76V157L74 156V158H73V156H72V154H71V150H68L69 149ZM74 145H76L75 147H73ZM58 146H60V147H58ZM63 146V147H62ZM68 148V149H65L66 147ZM78 147V148H77ZM260 147H264V142H262V143H260L259 144V148ZM39 148H40V150H41V152H39L40 150H39ZM55 148V149H54ZM61 150H60V149ZM65 149V151H64V149ZM73 148V149H72ZM74 148H76V149H74ZM42 149H44V151L42 150ZM45 149H46V152L47 151H49V152H45ZM56 149H58V150H56ZM119 149V148H118ZM258 149V148H257ZM61 152H60V151ZM63 150V151H62ZM66 150H68V152H70V153H68V152H66ZM43 151V152H42ZM54 151H56V152H54ZM58 151V152H57ZM17 153L19 154V156H21L22 157V159H23V164H21V163H19V162H21V160L20 161H18V159L16 158V155H17ZM54 153L55 154H58L57 156H59V157H57V159H55L56 157V155H54ZM61 153V154H60ZM42 154H45V155H42ZM49 155V157H48V155ZM53 154V155H52ZM64 154H65V156H64ZM38 155H40V157H38ZM42 155V156H41ZM52 155V156H51ZM71 155V156H70ZM79 155V159H78V156ZM60 156H62V157H60ZM70 157L69 159L67 158V159H65L64 157ZM43 157V158H42ZM51 157L54 159H51ZM55 157V158H54ZM45 158H47V159H45ZM63 158V159H62ZM73 158V159H72ZM62 159V160H61ZM42 160H43V162H42ZM51 160V161H50ZM57 161V163H55L56 161ZM64 160V161H63ZM65 160H66V162H65ZM72 160V161H71ZM74 160V161H73ZM77 160V161H76ZM79 160V161H78ZM47 161L49 162V163H47ZM62 161H63V163H62ZM71 161V162H70ZM255 161H256V163H257V165H262V164H264V156H255ZM45 162V163H44ZM51 162V163H50ZM52 162H54V163H52ZM60 163V165L62 166V165H64L65 163V166L63 167H61V166H59L58 164ZM69 162V163H68ZM74 162V163H73ZM76 162H81V164L83 163L84 164V166H83V164H82V166H79L78 164L76 165ZM43 163V164H42ZM74 164L75 166H69L68 164ZM80 164V165H81ZM23 165V166H22ZM80 168H78V167ZM87 167V166H89V167H87V168H85V170H83L84 168L83 167ZM66 167H67V170H66ZM70 167V168H69ZM73 167V168H72ZM75 169H78L79 170V172L77 171V170H75ZM89 171L88 172V174L90 175V174H92L91 176H89L88 174H87V170ZM76 172H75V171ZM83 170V171H82ZM95 172H94V171ZM31 171H33V172H31ZM66 171H68V172H66ZM85 171V172H84ZM74 172V173H73ZM77 172H78V174H77ZM82 172V173H81ZM82 174V176H80L81 174ZM85 173H86V175H85ZM71 174H72V176H71ZM75 174V175H74ZM83 174H84V176H83ZM95 174H96V176L97 175H99L98 177H96L95 176ZM87 175H88V177H90V178H88L87 177ZM69 176V177H68ZM31 177V178H30ZM65 177V178H64ZM82 177V178H81ZM84 177V178H83ZM93 177V178H92ZM63 178L64 179H69L68 181L67 180H63ZM76 178V179H75ZM87 178V179H86ZM73 180V181H71V180ZM63 181V182H62ZM67 182H71L70 184L69 183H67ZM62 183L63 184H65V185H62ZM66 183H67V185H66ZM69 184V185H68ZM49 190H51V191H49ZM44 196V197H43ZM46 200V201H45ZM32 202H33V204H32ZM37 202H39V203H37ZM11 203H12V206H10L11 205ZM14 203V204H13ZM28 203V204H27ZM35 203H37L36 205H35ZM42 203V204H41ZM48 203H50V205H49V207H48ZM6 204H7V206H6ZM20 204V205H19ZM25 204H27L26 206H27V208L25 207ZM41 206L42 205V207H40L39 205ZM34 205H35V207H34ZM51 205H53V206H51ZM54 205H55V208H54ZM10 206V207H9ZM23 206V207H22ZM38 206V207H37ZM45 206L47 207V208H45ZM51 206V207H50ZM16 207H17V209H19V210H17L16 209ZM21 207V208H20ZM29 207V208H28ZM37 207V208H36ZM44 207V208H43ZM7 208V209H6ZM14 208H15V210H14ZM23 208L25 209V211L23 210ZM33 208V209H32ZM38 208H39V210H38ZM53 208V209H52ZM6 209V211L8 212V209H9V211L10 212H8V214H7V212H5L4 210ZM35 209H37V210H35ZM45 209V210H44ZM25 212V213H23V211ZM32 210V212H34V213H32L33 214V216L30 214V211ZM43 211V213L41 212V211ZM48 210V211H47ZM251 210L253 211V214L255 215V223L258 221L259 222V218H257V217H260V215H261V217H262V221H261V223H259L258 224V222H257V224H256V226H257V229H263L264 230V224L262 223V222H264L263 221V219H264V215H262V214H264V212L263 211H261L260 209H259V207H255V208H251ZM258 212H257V211ZM4 211V212H3ZM13 211V212H12ZM17 211V212H16ZM40 211V212H39ZM47 211V212H46ZM252 211H250L251 213H252ZM16 212V213H15ZM28 212H29V214H28ZM39 212V213H38ZM49 212V213H48ZM55 212V214H53ZM57 212V213H56ZM58 212H59V214H58ZM7 215H6V214ZM28 215H27V214ZM36 213V214H35ZM37 213L39 214V216L37 215ZM45 213V215H43ZM48 213V214H47ZM13 214H14V216H13ZM17 214V215H16ZM23 214V215H22ZM25 214V215H24ZM42 214V216L43 217H41L40 215ZM51 214V215H50ZM3 215V216H2ZM6 215V217H4ZM8 215H10V216H13L14 218H12V217H9ZM26 215H27V217H28V219H27V217H26ZM34 215H36L37 217H35ZM50 215V216H49ZM59 217H58V216ZM32 216V217H31ZM45 216V217H44ZM49 216V217H48ZM53 216L55 217V218H53ZM2 217H4V218H2ZM20 217V219H17V218H19ZM21 217L23 218L22 220H21ZM24 217H26V218H24ZM34 217V218H33ZM39 217V218H38ZM41 217V218H40ZM47 217V218H46ZM260 217V218H261ZM5 218L7 219V218H10V220L11 219H17V220H21V221H18L17 222V224H20V225H17V224H15L16 222H15V220L14 221H12L11 220V222H12V224L13 225H15V226H12V224L11 223H9V225L11 226V227H8V223H7V220H5ZM32 218V219H31ZM37 218V219H36ZM59 220H58V219ZM34 219H35V221H34ZM40 219H42V220H40ZM44 219V220H43ZM48 219V220H47ZM3 220H5V221H3ZM10 220H9V222H10ZM28 220V221H27ZM52 220H53V222H52ZM57 220V221H56ZM30 221V222H29ZM34 221V222H33ZM41 223H40V222ZM60 221V222H59ZM14 222V223H13ZM22 222H25V223H22ZM37 223V224H34V223ZM39 222V223H38ZM28 223V224H27ZM29 223H30V225H29ZM45 224V225H43V224ZM47 223V224H46ZM60 223V224H59ZM25 224V225H24ZM31 224H34V225H31ZM42 226H41V225ZM48 224H49V227H48ZM57 224V225H56ZM59 224V225H58ZM263 224V227L262 226H259V225H262ZM23 225V226H22ZM35 225H37V226H35ZM56 225V226H55ZM21 227V228H19V227ZM31 226V227H30ZM39 226V227H38ZM44 226V227H43ZM52 226H54V227H52ZM58 226V227H57ZM59 226H60V230H59ZM261 227V228H259V227ZM4 227V228H3ZM19 228V232H20V230H21V232L19 233L18 231H17V229ZM22 227H26V228H22ZM30 227V228H29ZM46 227H47V229H46ZM12 228H17L16 230L15 229H13L14 231H16L15 232V234H14V231L12 230ZM27 228H29V229H27ZM31 228H33V229H31ZM44 228V229H43ZM52 228H58V229H56L57 231L56 232H54V231H52L53 229ZM24 229H26V230H24ZM34 229H36L35 230V233H34ZM6 230H8V231H6ZM24 230V231H23ZM37 230H39V231H37ZM48 230V231H47ZM12 231H13V233H12ZM28 231H30V232H28L29 234L31 233V231H32V233L28 236V233L27 232ZM41 231V232H40ZM44 233H43V232ZM20 234H18V233ZM26 232V233H25ZM50 232V233H49ZM53 232V235L51 234ZM9 233V234H8ZM16 233L18 234V235H16ZM21 233H23V234H21ZM45 233H47V234H45ZM56 233V235H54ZM27 234V235H26ZM43 234H45V235H43ZM15 235V236H14ZM21 235H23V236H21ZM32 235V236H31ZM47 235H50V236H47ZM19 236H21V237H19ZM26 238H25V237ZM31 236V237H30ZM34 236H38V237H34ZM41 236V237H40ZM19 237V238H18ZM50 237V238H49ZM52 237H53V239H52ZM4 238V239H3ZM16 238V239H15ZM22 239V241H21V239ZM24 238V239H23ZM29 240H28V239ZM11 239V240H10ZM42 239V240H41ZM10 240V241H9ZM12 240H14L15 241V243L17 244V246H16V244H15V246L18 248H16L15 246H14V241H12ZM5 241V242H4ZM26 243H25V242ZM31 241V242H30ZM56 243H55V242ZM8 242H11V243H9V245L10 246H7L8 245ZM18 242V243H17ZM21 242V243H20ZM28 242L30 243V244H32V245H29L28 244ZM33 242V243H32ZM40 242V243H39ZM44 242V243H43ZM46 242V243H45ZM4 245H3V244ZM13 243V244H12ZM23 243V244H22ZM25 243V244H24ZM42 243V244H41ZM50 243V244H49ZM54 243V244H53ZM60 245L62 246L63 245V243L60 241ZM3 246H5L6 245V247H3ZM18 244H19V247H18ZM41 244V245H40ZM64 244H66V242L64 243ZM25 245V246H24ZM29 245V246H28ZM35 245V246H34ZM45 245V246H44ZM47 245H48V247H47ZM70 245V244H69ZM2 246V247H1ZM15 248H14V247ZM20 246H24V247H20ZM42 246V247H41ZM43 246H44V248H43ZM50 246V247H49ZM8 247V248H7ZM4 248V251L2 250V249ZM20 248H21V250L22 249H24V251H27L28 249L29 250H32V248H33V250H34V252H33V250L31 251V252H33V253H30V251L28 250V252L26 253H23L21 250H20ZM31 248V249H30ZM36 248H37V251H36ZM50 248V249H49ZM54 248V249H53ZM10 249H12V250H10V251H12V252H14V253H12V252H10L9 250ZM27 249V250H26ZM46 249V250H45ZM62 251H61V250ZM73 250V251H71V253L73 252V254H70V251H67V250ZM8 250V251H7ZM14 250V251H13ZM20 253H18L17 251ZM50 250V251H49ZM55 250V251H54ZM66 251V252H64V251ZM97 250H99V251H101V253L100 254H98L97 253V256H96V264H113L112 262L110 263V262H108L107 260L108 259H104V250L105 249H97ZM205 250H207V249H205ZM210 250H213V253H212V251H211V253H208V252H206V251H204V252H202V253H194V254H191L190 255V257H201L203 260H205V261H207V262H205V261H203V262H198V261H195V260H193V262L192 261H187L186 262V264H204V263H206V264H208L209 262H211L212 264L216 261L215 260V258H216V256L214 255L215 254V249H209V252H210ZM1 251H2V253H1ZM16 251V252H15ZM115 251L116 252H118V254L117 255H123V254H125L126 255V259H127V261H128V264H139V263H141V264H144V262L145 263H148V264H160L159 263V261H161L162 263L161 264H165V259H164V257H163V255H160L159 253H158V250L157 249H143V253H144V255L143 256H140V257H138V259L136 258V252H137V249H115ZM12 253V255H15L14 257L13 256H11V254L10 253ZM37 252V253H36ZM39 252V253H40ZM47 252V253H46ZM60 252V253H59ZM70 254H68V253ZM207 254H206V253ZM3 253H6V254H8V255H10L9 257H12V258H9L8 257V255H3ZM17 253V254H16ZM38 253V254H39ZM66 253L69 255V256H66ZM37 254V255H38ZM62 254H63V257H62ZM65 254V255H64ZM196 254V255H195ZM200 254V255H199ZM3 255V256H2ZM40 255V254H39ZM56 255V256H55ZM213 255L215 256V257H213ZM17 256V257H16ZM18 256H20V257H18ZM36 256V255H35ZM46 256V257H45ZM52 256H54V257H52ZM65 256V257H64ZM159 257V259L160 260H158V262H157V259L158 258H155V261L153 260L154 259V257ZM162 258H161V257ZM8 257V258H7ZM16 257V258H15ZM31 257V258H30ZM44 257V258H43ZM143 257V258H142ZM210 257H213L212 259L210 258ZM5 258V259H4ZM26 258V257H25ZM43 258V259H42ZM48 258H50V259H48ZM145 258V261H142L143 259ZM149 258V259H148ZM209 258H210V260H212V261H210L209 260ZM7 259H8V261H7ZM9 259H10V261H9ZM27 259L28 258H26V261H27ZM47 261H46V260ZM5 262H4V261ZM11 260H13L14 262H12ZM18 260V259H17ZM21 260V264H22V262H23V260L22 259H19L18 261H16V264H20V261ZM25 260V259H24ZM37 260V261H36ZM146 260H148V262L146 261ZM213 260H215V261H213ZM31 261V260H30ZM29 260H28V262H30ZM54 261H57V262H55L54 263ZM18 262V263H17ZM27 262V263H28ZM46 262V263H45ZM48 262V263H47ZM143 262V263H142ZM152 262H154V263H152ZM0 263V264H1ZM27 263H23V264H27ZM31 263V262H30ZM30 263H28V264H30ZM42 262H40L39 264H41ZM118 263V262H117ZM211 263H209V264H211ZM259 264V262H256V264ZM119 264V263H118ZM214 264H217V261L214 263ZM219 264V263H218ZM222 264V263H221ZM260 264H263V263H260Z\"/></svg>",
  "mask_w": 264,
  "mask_h": 264
},
{
  "label": "crops",
  "instance_id": "crops-1",
  "mask_svg": "<svg viewBox=\"0 0 264 264\" xmlns=\"http://www.w3.org/2000/svg\"><path fill=\"white\" fill-rule=\"evenodd\" d=\"M146 72L147 71L140 73V75L138 77V81H136V83H133V85L121 87L122 89H117L116 87L111 86V93L116 95L119 102L114 103L112 105L106 104V103L105 104L103 103L104 105H100L99 104L100 102L91 99V101L89 102V104L87 106V109H80L79 110V112L82 115H84L90 119H94V121H100V123H102L103 126L109 130V133L84 135L83 141H85V142L86 141H92L93 144H89L86 150L79 151V153H80L81 157L83 159H85V161H86L85 164L92 166L96 170H101V169H104L105 167H107V168L104 169L105 172L102 176V178H104L106 180L102 179V180H99V182L98 181H91L90 182V181H84V180L83 181H73L74 183H72V192L70 194H64L63 193L62 197L59 198L58 200H56L57 201L55 203V205H57L56 207L57 208L59 207L61 210H64V211H62V215H64V216L61 215L60 217L65 219L67 222L69 220V224H71V225H69L66 221L62 220V223H63L62 229L63 230L59 231V234H57L58 241L64 240L66 242V240L64 239L65 237H63V234H64L63 232L66 229V227H68V228L70 227L69 230H67L68 228L65 230V233H68L67 231H69V232H71V233H69V235H71L73 233L74 235H76L75 237H77V238L73 237L72 235L70 238V236L68 234H64V236L67 235L69 237V238L67 237V240H68L66 243V244H68L67 249L70 247V245H72V246L69 249H72V247H74V249H88L87 252H84L83 254H80V255H77V256L71 258V260L69 261L68 264H96L97 253L98 254L101 253V251H99L97 249H105L104 253H103L104 259L105 260L108 259L107 261L110 263L112 262L113 264H117V262H122V261H123L122 262L123 264H128V261L126 259V255L125 254L117 255L118 252H116L115 249H137V252H136V258L137 259H138V257L144 255L143 249H157L159 254L163 255V257L165 259V264H186L187 261H193V260H197V261L200 260L198 262L205 261L201 257H199L200 259L198 257L191 258L190 255L194 254V253H198L200 250H201V252H199V253H202V252H204L205 249H209L210 247H211V249L218 248L215 251H218L219 253L221 252L220 254L218 253V255L216 254L215 259L217 261L219 259L218 258L219 255H220V259L218 261H219V263L223 262L222 264H232V261H235L234 263L238 264V262H240V260H241V262H240L241 264L246 263V262H248V264H250V263L252 264L254 261L253 259H255V261H254L255 264L257 261L260 262L259 260H261V263H264V259L262 260V258H264V230L263 229H257L256 223H254L255 221L253 222V220H255V215L253 213L250 214L248 212H245V211H249V209L255 208V207H259V209L264 212V164L257 165V163L255 161V155H256L257 148H259L260 143L264 142V139H261L263 137L262 136L263 134L260 133L257 135L248 136L247 138L244 137L241 139V142H240L239 141L240 139L238 140L237 135L232 136V135H229L225 132H221L220 128L212 129L213 135L211 134L212 130H209L208 132H206V130H204L203 127H201L202 126L201 122L200 123L197 121H192V122H189V121H187V122L181 121L180 122L179 121V122H177V121H174L172 119L162 118L157 112H155L153 107H151L149 104L145 103V101L142 97V84H143L144 80L149 77L148 75L145 74ZM93 88L98 89L99 87L94 86ZM225 124L226 123H223V124L219 123V125H222V126ZM216 130H217L218 134H221V133H224V134H221L219 136L218 134H216ZM202 132H205L206 134H203ZM214 135L215 136L217 135L218 137L216 136V138H215ZM224 135H226V137ZM199 136L203 140L201 138H199ZM227 136H229L230 138ZM188 137H189V139H188ZM194 137H195V139H194ZM224 137H225V139H224ZM190 138H191V140H190ZM220 138H222L224 140H222ZM233 139H235V141L237 140L236 143L234 142ZM193 140H194V142H193ZM225 140L228 142L225 143ZM186 141H188L187 142L188 145H186L187 144ZM189 141H192V142L190 143ZM229 141H230V143H229ZM125 142H127V143H125ZM199 142L201 143V147H200ZM244 142H247L246 145L244 144ZM134 143L136 145L138 144L139 147H141V145L143 147L141 149H139L138 146L133 147ZM193 143H195L194 146L192 145ZM197 143L199 144V146ZM234 143L236 146L234 145ZM238 143L239 144L241 143L244 145L240 144L241 145L240 146ZM130 144H132V146ZM144 144H146V145L144 146ZM189 144H191L193 149L191 148V146ZM128 145H130L133 148V150L136 148L137 152H136V149L134 151H131L132 148L129 146L131 148V149H129ZM184 145H185V147H183ZM117 146L119 149L117 148ZM238 146H239V148H238ZM242 146H244V147H242ZM113 147H114V149H113ZM188 147H190L189 148L190 150H188ZM245 147H246V149H245ZM125 149L128 151V154L127 153L126 154L128 156L129 155L131 156V157H128V160L127 159L124 160L125 157L124 158L122 157V156L126 155V154L125 155L123 154L124 151L127 152ZM197 149H202V150L200 152V150H197ZM142 150H146L147 153L149 152L148 155L149 154L150 155H149L148 159H145V157L148 156L146 154V151H144V153H145L144 154L142 152ZM183 150H186L188 152L191 151V152L188 153L185 151V154H182V153H184ZM196 150H197V152L198 151L199 152L197 153ZM113 151H115V152L113 153ZM159 151H160V153H157ZM117 152H121V153L123 152L122 153L123 155L118 154ZM132 152H134V154ZM176 152H178V155ZM116 153H117V155H116ZM138 153L139 154L142 153L141 156L144 155L145 157L144 156L141 157ZM152 153L153 154L155 153L154 155H156V156L158 154V157L161 155V153L163 154L164 158H161V159L158 157L157 158L160 159V161H161V162L159 161L160 166H162L161 163H163L165 160V162H164L165 164L163 163L164 166H162V167H164V171L167 170L166 172H163L164 176H167V177H163V173L160 172V171H163V168L160 170L161 167L160 166L157 167V165H159V164H157L158 159H155V158L152 159V157H153ZM118 155H121V157H122L121 158L119 156L121 158L120 160L118 159ZM151 155H152V157H151ZM135 156L141 157V158H139L140 160L145 159L144 163H141L143 160L140 161L138 159V157L136 158ZM156 156H154V157H156ZM160 157H162V156H160ZM131 158L136 159V160L133 159V162L135 161V163H133L132 165H130V163H128L129 161L132 163ZM149 158L151 160H149ZM162 159H164L163 162H162ZM115 160H116V162H115ZM118 160L119 161L123 160V161H121L123 164L120 162L118 163ZM148 160L150 162H148ZM126 161H127V163H126ZM136 161H138L139 163L142 164V165L139 164L140 167L142 166L140 170H139L138 164H136ZM151 161L153 162V165L151 164L152 163ZM144 164H146L148 168L143 166ZM150 164H151V166L149 167ZM100 165H101V168H100ZM103 166H104V168H103ZM114 166L115 167L117 166V167L115 168ZM130 166L132 168H129ZM152 166L157 167L156 168L157 170L155 168H154L155 170L152 169ZM110 167L112 170L114 168V172L110 169ZM126 167H128V168H126ZM117 168H118V171H119V168H122V170H120V171L123 172V174L121 172H118V171L116 173L115 169H117ZM133 168H134L133 173L128 172L129 169L131 170ZM136 168H138V169H136ZM143 168H144V170H142ZM145 168H146L147 172H149V175H150V172H153V171L158 174V172H156V171L160 170L159 173L161 176L157 175V174H154L155 175L154 176L151 173V176L149 177L148 173L143 172V171L146 172ZM149 168H151L152 171H149L150 170ZM137 170L139 171V174H138ZM141 170H142V172H141ZM107 171H109V172H107ZM126 172H128V173H126ZM165 173H167V174H165ZM144 174H146V175H144ZM146 176H147V178H146ZM156 176H158V177H156ZM131 177H132V179H129ZM110 178H112L114 180V182ZM155 178H156V180H155ZM160 178L162 179V182H161ZM163 178L164 179L166 178L167 184H165L166 181ZM174 179L179 180V182L176 180L177 183H175L176 181ZM159 180L163 184L159 183ZM170 180H171V182H170ZM172 180H174L175 182H173ZM153 181L155 182L154 184H153ZM135 182L138 184L136 185ZM181 182L183 184L186 182L185 183L186 185L185 184L183 185ZM145 183H146V188L148 186H149V190H151V188H152L151 191H149L147 189V192H146V190H145L146 188L144 189ZM188 183H190L191 185L190 184L188 185ZM194 183H196V185ZM152 184H153V187H152ZM174 184H175V186H174ZM201 184H204L206 186V189ZM154 185H156V188ZM162 185L164 187L163 188L164 190L165 189L167 190V188H168L167 192H166V190H165V192H166V194L170 195L169 196L170 198L164 193V190H162ZM171 185H173V186H171ZM197 185L202 186V187L199 188V186H197ZM127 186H128V188L130 186V188L128 189ZM136 186H137V188H140L143 186L142 189H144V190H142L141 188H140V190H138L136 188ZM178 186H180L181 189ZM189 186H190V191L195 190V192L192 191V192H194V194L191 192L194 195V198H193V195H191L192 197L189 196L191 194L189 189H188ZM123 187L124 188L126 187V189H127V190H125V192L128 193L130 191V194L128 193L129 195L126 193L127 194L126 197H125V194L123 193L124 192ZM176 187H178L179 190L175 189ZM182 187H184L186 190L188 189L189 193L187 191V194H186V192H185L186 190L184 188H183V190L185 193L182 192ZM109 188L111 191L109 190ZM118 188H123L122 192H121V189H118ZM153 188H155L154 189L155 191H153ZM196 188H197V190H196ZM157 189H159V190L156 192ZM209 189L210 190L215 189L214 191H216L217 194H215V192H212L213 190L210 191ZM132 190H133V192H135L134 194H136L137 199L135 198L136 196L133 195V193L131 195ZM141 190L144 192L143 194L148 193V196H147V194H146V196L141 194ZM200 190H202V192ZM207 190L210 191V195H211V192L214 193L216 195V196H214L215 198L212 196L213 199H211L212 197L211 196L209 197V191H207ZM219 190H220L221 194L224 193V194L220 195L221 197L217 196ZM109 191L110 192L113 191L114 193L118 191L117 194H119V193H121V194H119V195L116 194L118 196V199H117V196L116 195L113 196L112 195L113 192L111 194ZM138 191L141 195L138 194ZM162 191H163V195H164V196L162 195L163 197L160 195V193L162 194ZM176 191H177V193H176ZM203 191H205L206 193ZM150 192H152V193H150ZM155 192H156V194H155ZM207 192H208V194H207ZM158 193H159V195H158ZM183 193H184V195H183ZM203 193H205V194H203ZM103 194H107V198H109V200H110L109 203L105 202L108 200L107 199L105 200L106 196ZM151 194H154V195L151 197ZM101 195H102V197H104V199L101 197ZM120 195H123L126 200L125 199L122 200L121 197H123V196H120ZM157 195L159 196V198ZM178 195L180 198H184L181 200L187 199L189 202L193 201V204L190 203L191 205H189L188 204L189 202L186 200L184 202L179 203L182 206L184 204L185 208L179 206L178 202L181 200H179L180 198L178 197ZM206 195H208V196H206ZM115 196H116V198H115ZM129 196L131 199L135 196L133 200H135V201L138 200V202L140 201V198H138V196L139 197L141 196L142 198L144 196L146 202L148 201L149 196H150V199L153 198V200L151 199V201H152V202L150 201L151 204L148 202L149 205L148 204L146 205V203L143 201L144 198H143V200L141 198V201L138 204L137 201L135 203L133 200H129ZM171 196H173V198H176L177 200L176 199L175 200L177 202H175V200ZM175 196H177V197H175ZM225 196L228 198H226ZM99 197H101L103 199V200L101 199L102 201L100 199L97 200L99 202V204L97 201L93 202L94 200L98 199ZM147 197H148V199H147ZM156 197L158 199H160L161 201L164 198L169 199V201L167 199L166 200L164 199L166 202L163 201V204L161 205L160 204L161 201L156 200L157 199ZM187 197H189V198H187ZM216 197H217V199H216ZM119 198L122 201H126V202H122L120 200V203L122 202V204H123V205L121 204L122 207H124V204H127L131 201H133L132 203H134V204L129 203V205L127 204L126 207L123 208L125 211H128L129 208H127V206L130 207V204H131V208H130L129 212L132 215L129 216V219H128L129 212H125V213L120 212L121 211L120 209L122 207L119 206L120 205L119 204ZM127 198L129 200V202H127ZM161 198H163V199H161ZM205 198L206 199L209 198L208 199L209 201L206 200ZM225 198H226V200L229 199V201H231V200H233V202L236 201L235 203L243 202L244 204L239 203L240 204L239 205L240 207H239V206H236L235 203L229 202L227 200L228 201V202L226 201L227 205H226V202H224L225 204L223 203L224 205H222L221 204V202H223L222 199L224 200ZM170 199H173L174 201L172 200L173 201L172 202V201H170ZM193 199H195V202L197 200H199V202H200L201 199L204 200L203 204H204V207L206 209V213L208 215H209V210L212 209L211 207L214 208V206H215V208L217 207L218 209H219L220 205H221V207H220L219 211H218V209H216L218 212L217 211L215 212V209H212L211 210L212 213L210 211V215L208 216L206 213L203 212L205 210H204L203 204H201L202 201L200 203L201 205L199 204L198 201H197L198 203L196 202L197 204L195 205ZM218 199H219V201H217ZM214 200H216V202H215V203H217L216 205H213ZM114 201L116 202V204H118V205H116L115 208H114V206H115ZM157 201H158V203H157ZM86 202H87V204H86ZM96 202H97L98 206H97V204H94V205H96V210L98 208L99 211H96L93 208L94 207L93 203H96ZM168 202L169 203L171 202L170 204H172L174 202L177 203V204L170 205L171 208L169 210L171 211V213H168V212H170L167 209L168 207H170V206H168ZM83 203H85L88 206H91L92 209H89ZM112 203L114 206L112 205ZM186 203H187V205H186ZM209 203L211 204V206L209 207V205H206V206H208V208H207L205 206V204H209ZM76 204H78V205H76ZM104 204L108 205L109 207H113V208L110 209L109 207H107ZM144 204L149 209L151 206L152 211L153 210L157 211L160 209V211H157V213L159 212L160 214L161 213L163 214V212L161 211V208L165 207L162 210L164 211L166 209L164 212L167 215L164 213V215L161 214V217L158 216L163 221H161L159 219L160 221L159 220H158L159 222L157 221V223H159V224H157L155 221L158 218L156 216L158 214L156 213V211H153L154 214L156 213L154 215L151 210H149L150 211V213H149L147 208L144 209L146 207ZM157 204L160 206H158ZM59 205H61V206H59ZM81 205H83L84 207ZM99 205L104 206V208L103 207L100 208L101 206L99 207ZM132 205L134 206V208H132L133 207ZM143 205L145 207H143ZM175 205H177L176 208H174ZM161 206H163V207H161ZM191 206H194V207H192V209H191ZM195 206L196 207L199 206V209H198V207H197V209H194V208H196ZM201 206L203 207V209L201 211H199L202 208ZM227 206L230 209L229 212H228V208H224ZM242 206H243V208L245 206L247 208L245 207L246 209L245 208L243 209V208H241ZM155 207L156 208L158 207V208L156 209ZM159 207H161V208H159ZM172 207H173V209H172ZM178 207H181L183 209L179 210ZM231 207H232V209H231ZM234 207L236 208V210H234ZM59 208L57 209V211H60ZM85 208H86V210H85ZM99 208L103 209V210H100ZM107 208H109L111 211ZM153 208H155V209H153ZM239 208H241V209H239ZM87 209L89 211H87ZM104 209L107 210V212L104 211ZM222 209H223V211L226 209L224 213L222 212ZM124 210H122V211H124ZM145 210H147V211H145ZM172 210L175 212L173 213ZM182 210H184L185 212L187 210H189V211L191 210L190 212L187 211L189 213V215H191V214H193V212H195L194 216L193 215H191V216H192V218L193 217L194 218L197 217V218L196 219H187L189 217L191 218V216H187L188 215L187 212H186V216H184V214H183L184 212H182ZM207 210H208V212H207ZM83 211H84V214L82 213ZM95 211L97 213L100 212L98 214L96 213L97 215H99V214L100 215L99 216L95 215ZM103 211L107 213V215H108V216L106 215L107 218L104 217L105 213L102 217L103 213L101 214V212H103ZM109 211L112 213V215L109 214L110 213ZM114 211H116V212L114 213ZM178 211L179 212L181 211L182 214L181 213L180 214L183 215L182 217L178 216V214H179ZM196 211H199V212H196ZM91 212H92V215H90ZM146 212L148 213V215ZM151 212L154 216L151 215V217H150ZM201 212L204 214H202ZM235 212L238 214L237 217L233 216V215H237V214H235ZM117 214H118V216H117ZM134 214H135V216L133 217ZM205 214L208 217L205 216ZM73 215H74V217H73ZM109 215H110V217H109ZM113 215H114V217H112ZM142 215H144V216H142ZM240 215H242V216L240 217ZM249 215H251V216H249ZM136 216H138V217L136 218ZM210 216H211V220L209 218ZM212 216H213V218H212ZM77 217L79 220L77 219ZM90 217H91V219H90ZM100 217L105 218V220L100 219ZM141 217H144V218L142 219ZM154 217H156V219ZM198 217L199 218L203 217V218L201 220V218L198 219ZM238 217H240L241 219L239 220ZM111 218H114V219H111ZM125 218H127V219H125ZM138 218H139V220H138ZM164 218L167 221H164ZM232 218H234V219H232ZM71 219H73L74 222H72L73 220H71ZM106 219H109V221H110V225H109L110 228L113 226L111 229L109 228L110 231H108V229L106 228V227H108L107 223L109 222ZM151 219H154V220H151ZM208 219L210 220V222L206 221ZM231 219H232V222H230ZM235 219L237 220V222ZM77 220H78V222H77ZM103 220H104V222H103ZM111 220L114 221V225L116 224L115 225L116 227L113 225V223L111 226V222H113ZM214 220L215 221L217 220L216 221L217 224ZM222 220H224V221L222 222ZM135 221H137V222H135ZM194 221H196V224L198 226L195 225ZM225 221H226V223H225ZM243 221H244V223H243ZM246 221H247V224H246ZM249 221L253 222L254 224H252V223L250 224ZM86 222H88V223H86ZM102 222L105 223V224H102V226L100 225L102 227V230H104L103 231L104 233L101 231L98 232L99 224H101ZM150 222L152 224H154V227H153V225H151ZM160 222L162 225L160 224ZM164 222H165V225H164ZM200 222H203L204 224L200 223ZM78 223L81 226H84L86 224V227H83V228L80 227L78 229V227L80 226ZM119 223L121 225L124 224L123 229H125V231L122 228H118L119 226L123 227ZM155 223H156V225H155ZM118 224H119V226H117ZM147 224H149V226L151 225L150 227L154 228L155 230L152 228H150V230H149L148 229L149 226ZM167 224H168V226L166 227ZM222 224H224V226ZM230 224H233V225L230 226ZM76 225H77V228H76ZM96 225L98 226L97 229H96V227H97ZM141 225H144V227ZM158 225L159 226L161 225L165 229L163 230L162 228H159ZM189 225L191 228L189 230L186 229V231H187V234H186V231H184V230H185V228H189ZM193 225H195V226L193 227ZM203 225H204V227H203ZM253 225H255V226H253ZM91 226H92V229L89 231L88 229H90ZM104 226H105L106 230L103 229ZM85 228H86V231L88 230L92 234L84 231L85 233H87L86 235H85V233H82L83 235L82 234L78 235L77 232H79V231L83 232V229H85ZM76 229H78V230L76 231ZM151 229L154 231H152ZM156 229H158V230L156 231ZM159 229L163 230V231L160 230L162 232V234H161V232H159ZM94 230L95 231L97 230L96 233L101 232V235L98 233L95 234ZM100 230H101V228H100ZM226 230H228V232H225ZM152 232H156L158 235L160 233V236L157 235V237H156V235H154V233L152 234ZM210 232H212V233L214 232L213 235ZM60 233H62V234H60ZM102 233H103V235H102ZM112 233H113V235H112ZM234 233L235 234L237 233V235H235ZM93 234H95L96 236H93L92 238L97 239V237H99V240L92 239L91 236ZM231 234H233L232 235L233 237L229 236ZM97 235H100V236H97ZM109 235L111 237L106 242V239L109 238L108 237ZM207 235H209V236H207ZM60 236H62L61 238H63V239L59 238ZM79 236L82 238L78 239ZM101 236H103V238H104V236H106V238L103 239ZM187 236H189V237H187ZM219 236H221V237H219ZM224 236H226L225 237L226 240L228 239L227 241L225 240ZM85 237L86 238L90 237V238H88L89 239L88 242H86V240H88V239H85ZM154 237H156V238H154ZM203 237L205 239H202ZM212 237H213V239L215 237L217 239L220 238V240L216 241L217 240L216 238H215L216 240L215 239L211 240ZM228 237H230V239L232 238L231 239L232 242L230 241V239ZM74 238L77 240L75 241ZM196 238H197V240H196ZM222 238H224L222 240L223 242L221 241ZM198 239H199V241H198ZM208 239H209V241L211 240V242H207ZM79 240H81V241H79ZM58 241H57V245L60 248L61 247L60 242H58ZM64 241H62V243H63L62 247H64V243H65ZM70 241H71V244L68 243ZM224 241H226V244ZM76 242L78 244H76ZM219 242L224 243L225 245L222 247L220 245H223V244H219ZM235 242H237V243L235 244ZM196 243H199L200 245L199 244L196 245ZM208 243H210V244L212 243V244L210 245ZM227 243L229 245H230V243H232L229 246L230 248L228 247ZM201 244L203 247L201 246ZM213 244L216 246L214 247ZM233 244L235 246H237V248L234 249ZM204 245H205V248H204ZM58 246H56L57 249H59ZM192 246L196 247L197 250L195 248L193 249ZM77 247H79V248H77ZM199 247H201V248H199ZM220 247L223 248V254H222V249ZM166 249H168V250H166ZM232 249H233V251H232ZM225 250H227V251L224 252ZM238 250H239V253H238ZM205 251L209 252V250H205ZM235 254H237V255H235ZM238 254H239V256H238ZM226 255H227V257H226ZM230 255H231V257H230ZM236 256H238V257L236 258ZM227 258H229L231 263H229V260H227ZM237 259H239V260H237ZM220 260L222 262H220ZM218 261H217V263H218Z\"/></svg>",
  "mask_w": 264,
  "mask_h": 264
},
{
  "label": "bare ground",
  "instance_id": "bare-ground-1",
  "mask_svg": "<svg viewBox=\"0 0 264 264\" xmlns=\"http://www.w3.org/2000/svg\"><path fill=\"white\" fill-rule=\"evenodd\" d=\"M13 1H14V0H13ZM27 1H28V0H27ZM43 1H44V0H43ZM85 1H86V3H85ZM90 1H91V0H90ZM90 1L88 0V2H90ZM92 1H93V0H92ZM108 1H109V0H107V2H108ZM110 1L112 2V0H110ZM110 1H109V2H110ZM119 1H120V0H119ZM124 1H125V0H124ZM139 1H140V2L137 3L136 6H138V4H139V5L141 4V1H142V0H139ZM147 1H148V0H147ZM150 1H151V0H150ZM155 1H156V0H155ZM157 1H158V0H157ZM161 1H162V0H161ZM165 1H166V0H165ZM178 1H179V0H178ZM188 1H190V0H188ZM193 1H195V0H193ZM193 1H192V2H193ZM209 1H211V0H209ZM222 1H223V0H222ZM246 1H247V0H246ZM246 1H245V2H246ZM250 1H252V0H250ZM253 1H254V0H253ZM258 1H259V0H258ZM21 2L23 3V1H21ZM32 2H33V1H32ZM39 2H40V1H39ZM53 2H54V1H53ZM79 2H83V0H82V1L80 0ZM88 2H87V0H84V2H83L82 4L80 3L81 6H79V3H78V7H81V8H80L81 10H82V8H84L85 10H86V8H87V10H88V8L90 9V7H88V5L86 6V8L84 7L85 4H87ZM93 2H94V3H93ZM93 2L88 3L89 5L92 3V4H93V8L91 7V8H92L91 10H89V11L86 10V11H85V12L87 13V14L85 13L86 15H84L85 18H86V16H87V19H88V18H91L92 16L95 17V19L92 17L90 20L92 21V19H93L94 23L96 24V22H98L99 20L102 21L105 17L108 18L107 16L109 15V18H110L109 20H110V22L112 21L115 25L117 24V26L120 25V28L118 27L119 29H121V27L123 28V29H121V30H122V33L120 32L121 34L118 35L119 38L116 37V38H118V39H116V40L114 39V41H113V38H115V37H114L113 35H115V33H117V32H114V33L112 32V34L108 32L109 34H111L110 37L113 36V38H111V39H112L111 42H110V40H109L110 38L107 39L108 42H109V44L111 45V48L113 49V47L116 46L115 48L118 49V50L115 49V51H114V49H113L111 52H109L110 57H109L108 59H106V60H105V58H104L105 61H104L103 63H101L99 66H98L97 64L92 65V63H91V61H89V59H91V58L93 57V53H91L92 51H96V52H98V54H102V55H103V53L105 52V49H104V48L107 47V46H106L107 43H105L106 45L103 46V45H104V42L106 41V39H105V41L102 43V44H103V45H102L103 48H97V47H102V46H100V44H97V43H96V44L93 43L95 46H94V45L91 46L92 43L90 44L89 42H88V43H89L90 46L87 45V44H88V43L86 44L87 41L84 43V40H83V38H84L85 36L82 38V33H81V34H80L81 36L79 35L80 38H82V40H83V41H81V43L83 42V44H82V46H81V44L79 45V43H77V42L80 41V40L77 41L76 34H78V33H76L75 36H74V38L76 37V39H75L76 41L73 40L74 38L72 39L74 42H71V41H72L71 39H70L71 41H70V40H69V41L66 40V41H67V44L69 45V47H70L71 49H69V47H68V45L65 43V42H66V41H65V42H64L65 46H64L63 48L60 47V49L64 50V51H61L62 53L60 52V49H59V46L62 45V42H59V41H61V40H60L61 37L59 38V41H58L57 39H55L56 41H52V40H51V41L47 42L46 45L51 46V47H49V48H47L48 46H45V45H44V46H45L46 48H45V47H42V45H41L42 42H39L40 44H39V43L37 44L38 46L41 45V46H39V47H40L39 49L37 48V47H38L37 45L35 46V48H33L34 46L32 47V46H31V45H32L31 43H28V44H31L30 46H31L32 49L29 48V46H28V48L31 50V54H32L33 56H37V55H39L40 53H45L47 56L49 55V57H51L50 60H51V59L55 60L54 57L57 58V57H56V54H58L59 56L57 55L58 58L56 59V60L58 61V60H59V57L62 56L61 54H63V52H64V53L67 52V53L69 54V55L67 54L68 57H69L70 55H72L71 57H69L71 60H70L68 57H66V55H63V57L65 56L67 59H66V58H63V57H60V60H64V59L66 60V61H61L60 63L63 64L62 67H65V65H67L69 62H71L72 60H74L73 63H72V65H71L72 67H71V69H70V71L73 72V73L71 72L70 77H71V78H74V81H70V83L68 84V86H70V91H71L72 93H74L75 95H76V93H77V91H78L77 89L80 88L79 86H83V85H84V84H82V83L80 82V80H78V79L82 77V78H84L85 80L88 79L87 81H90L91 78H88V76L86 75V74H88L87 71H88L89 74H90V70H92V69L96 70V72H97L98 74L96 73V77H97V78H96V82H95L94 84L101 85V87L98 88V89L93 88L94 86H91L90 88H88L89 85H92V84H93V83L91 82V81H92V80H91L90 82H88L89 84H88V83L85 84V86H86L87 89L84 90V95L82 94V97L80 98V100H81V101H84V100H86V98H84V97H87V96H88V97H87V102H88V101H91V99H92V100H96V101H98V102H100V103H104V104L106 103V104H110V105H112V104L117 103V102H119V101H118V98L116 97V95L113 94V93H111V86L116 87L117 89H122L121 87L129 86V85H130V82H129V81H128V82H123L124 80L121 81V80H119V79H116V80H115V78H113V79H111V80L109 81L107 78H109L110 76H106L107 78L104 79V78H102L103 76H105V75H103V73H105V74L116 73V75L120 76V75H125V74H127V73H132V72H134L135 70H137V69L139 68V64H138V62H132V60L130 59V55H129L128 53L133 51V52H135V53L138 54V53H139V50H138L139 45L143 46V45L146 44V43L143 44L144 39H145V41H146V40H147V42L150 41V42H152L154 45H156L155 42H154V41H155V37H154L155 35L153 36L154 29H155V31H156V29H157V30H158V33L160 32L159 34H162V33H163L162 35H164L165 37H166V36L168 37L169 35H172V33L174 32V30H177V28H180V29H181V27H182V29H183V28H185L184 26H187V25L189 26V24H191L192 22H194V21L196 20V18H195V20L192 19V20H194V21H191V18H193L195 15L191 12V14H193V17H191L192 15H191L190 13H189V14H190L191 16H189V14H187L186 12H185L186 14H184V12L181 11V9H183V7L186 5L187 1L184 2L185 5H183V7L181 6L182 8L180 9V11H181L184 15H186V16L188 15V16L190 17V21H191V22H190V23L188 22L189 24H187V25H186V24L184 25V24L182 23V24H180V25H184V26H181V27H178L179 23H178V25H177L175 19H174V20H175V23H174V20L172 19V17H170V16H173L171 13H170L171 15H169V12L167 13V11H163V10H162V9H164V7H163L162 9L158 8V9H159V10H157L158 12H155V13H158V15H159V14L161 13L160 11L162 10V11L164 12V13H162V15H163V14L165 15V13H167V14H166L167 16L165 15V17H166V18H165L164 15H163V18L165 19V21H164V19H163L162 17H160V18L163 19L162 23H161V21H160V23L158 24V23H157L158 20H156L155 24L157 23L158 26H157V25H154V24L152 25V28H154V29L151 28L153 31H152L151 29H150V31H152V32L149 31V33H150V37H151V33H152V38H149V39H148L147 36H149V33L147 32V30H148L149 28L147 27V26H148V25H147V26H146V27L148 28V29H147V28L145 27L144 24H148V23L150 24V22H152V20H150V19L148 18L149 16H146V13L144 14V12H142V14H143V17H142V18H145L144 16H146V18H147L146 20L149 19L150 22H149V21H145V19H144V22H143V20L141 21V19H140V20L138 19L141 23H143V25H144L143 27L146 28L145 30L142 29V27L140 28V29L142 30V33H143V35H142V33L140 32L141 30L137 31V30L139 29V27H138L139 25L137 26V30H135L136 27H134L135 25H137L136 23L139 22V21L137 22V21H136L137 19L134 17V16H136L138 13H136L135 15L131 14L132 9H133L135 6H131L130 8L133 7L131 10H126V9H128V7L125 8V7H124L125 5H124L123 7L125 8V10L123 11V7L121 6V5H123V4H121L120 6H121V10H122V11H121V10H120V12L118 11V14H119V15H118L117 12H116V11H117V10H116V7H117L118 5H117L116 3H114L115 1H113V3L116 4V6H114V9H115L116 11H115V10L113 9V7L111 6V4H113V3L108 4L109 2L107 3L106 0H94ZM117 2H118V1H117ZM129 2H130V1L128 0V5L130 4ZM132 2H133V1H132ZM137 2H138V1H137ZM152 2H153V5H155V4H154V3H155L154 0H153ZM171 2L173 3L174 1L172 0ZM179 2H181V1H179ZM179 2H178V3H179ZM196 2H197V1H196ZM215 2H216V1H215ZM234 2H235V1H234ZM238 2H239V0H238ZM242 2H243V1H242ZM248 2H249V1H248ZM254 2H255V1H254ZM8 3H12V2H8ZM15 3H16V0H15ZM18 3H19V2H18ZM22 3H21V4H22ZM27 3H28V2H27ZM33 3H34V2H33ZM44 3H47V2H44ZM75 3H76V2H75ZM84 3H85V4H84ZM123 3H125V2H123ZM145 3H146V1H145ZM149 3H150V2H149ZM156 3H158V2H156ZM161 3H162V2H161ZM166 3H167V2H166ZM169 3H170V1H169ZM174 3L176 4V2H174ZM178 3H177V4H178ZM189 3H191V2H189ZM193 3H195V2H193ZM212 3H213V2H211L210 5H211ZM236 3H237V1H236ZM251 3H252V2H251ZM258 3H259V2H258ZM263 3H264V1H263ZM3 4H5V3H3ZM23 4H24V3H23ZM47 4H48V3H47ZM50 4H52V3H50ZM55 4H56V3H55ZM57 4H58V2H57ZM61 4H62V3H61ZM61 4H60V5H61ZM76 4H77V3H76ZM83 4H84V6H83ZM114 4H113V5H114ZM119 4H120V2H119ZM125 4H126V3H125ZM134 4H136V1L134 2ZM134 4H131V5H134ZM151 4H152V3H151ZM170 4H171V3H170ZM179 4H180V3H179ZM207 4H208V3H207ZM214 4H215V3H214ZM216 4H217V2H216ZM220 4H221V3H220ZM230 4H231V3H230ZM233 4H234V3H233ZM255 4H256V3H255ZM255 4H254V6H255ZM11 5H12V4H11ZM27 5H28V4H27ZM58 5H59V4H58ZM58 5H57V6H58ZM60 5H59V6H60ZM69 5H70V4H69ZM107 5L110 6V9L108 8ZM145 5H146V4L143 5V7H142L143 10H142V8H141V11H144V10H145V11L147 12V11H148V10H146V9L148 8L147 5H148V6H150V5H149L148 3H147L146 6H145ZM167 5H168V4H167ZM180 5H181V4H180ZM180 5H177V7L180 6ZM188 5H190V4H188ZM188 5H187V7H188ZM193 5H194V4H193ZM193 5H192V3H191V6H192L191 9H194L195 6L193 7ZM199 5H200V4H199ZM210 5H209V6H210ZM225 5H226V4H225ZM242 5L244 6L243 3H242ZM248 5H249V4H248ZM22 6H23V5H22ZM57 6H56V7H57ZM74 6H76V5H74ZM90 6H92V5H90ZM106 6H107V7H106ZM126 6H127V5H126ZM144 6L147 7V8L145 9ZM151 6H152V5H151ZM156 6H159V5L157 4ZM156 6H153V7H156ZM230 6H231V5H230ZM233 6H234V5H233ZM237 6H238V4H237ZM237 6H236V9H237ZM249 6H250V5H249ZM251 6H252V5H251ZM251 6H250V7H251ZM256 6H257V5H256ZM12 7H13V6H12ZM14 7H15V6H14ZM18 7H19V6H18ZM31 7H32L31 9H33L34 6L32 5ZM36 7H37V6H36ZM43 7H44V6H43ZM68 7H69V6H67V8H68ZM70 7H71V6H70ZM70 7H69V8H70ZM118 7H119V6H118ZM118 7H117V9H120V8H118ZM139 7H140V6H139ZM139 7H138V8H139ZM170 7H171V9H172L174 6H172V4H171ZM170 7H169V8H170ZM189 7H190V6H189ZM199 7H200V6H199ZM201 7H202V8L204 7L203 4H202ZM206 7H207V6L205 5V9H206ZM219 7H220V6H219ZM225 7H226V6H225ZM245 7H246V6H245ZM1 8H2V7H1ZM20 8H21V7H20ZM27 8H30V7L27 6ZM46 8H47V7H46ZM62 8H63V7H62ZM64 8H65V7H64ZM69 8H68V9H69ZM72 8H73V7H72ZM111 8H112L113 10H112ZM184 8H185V7H184ZM196 8H197V7H196ZM202 8H199V10H200V12L203 11V13H204V11H206V13H204L203 16H205V18H206V19H205L206 22L208 21V22L210 23V25H211V23H214V21H215L216 18H217V20L219 19V17H217V16H218L217 14H213L214 11H213V13H212V10H214V9L209 10L208 12L211 11V13L208 14L207 10H204V9H202ZM221 8H222V7H221ZM228 8H229V7H228ZM228 8H227V9H228ZM261 8H262V7H261ZM6 9H7V8H6ZM9 9L11 10V7H10ZM16 9H17V8H16ZM18 9H19V8H18ZM18 9H17V10H18ZM24 9H25V8H23V10H24ZM68 9H67V10H68ZM84 9H83V10H84ZM106 9H107V10L109 9L110 12H108L109 10L107 11ZM134 9H137V8L135 7ZM139 9H140V8H139ZM148 9H149V8H148ZM151 9H152V8H151ZM151 9H150L148 12L151 13V11L153 10V9H152V10H151ZM166 9H167V8H166ZM174 9H176V7L173 8L172 10L174 11ZM187 9H188V8H187ZM207 9H208V8H207ZM216 9H217V8H216ZM223 9H224V8H223ZM257 9H258V8H256L255 10H257ZM259 9H260V8H259ZM4 10H5V9H4ZM28 10H29V9H28ZM48 10H49V9H48ZM76 10H77V13H75L74 9H73V11L71 10V11L73 12L72 15H74V13L76 14V16L78 15V10H79V9H77V7H76ZM83 10H82V14H84V13H83ZM137 10H138V9H137ZM168 10H169V9H168ZM197 10H198V8H197ZM201 10H202V11H201ZM2 11H3V9H2ZM2 11H1V13H2ZM6 11H8V10H6ZM24 11H25V10H24ZM29 11H30V10H29ZM32 11H33V10H32ZM36 11H37V10H35V12H36ZM46 11H47V10H46ZM71 11H70V12H71ZM126 11H127V12H126ZM128 11H129V12H128ZM134 11H135V10H134ZM154 11H155V9L152 11L153 14H155ZM178 11H179V9H178L177 11L175 10V11L173 12V14H174V13H178ZM183 11H185V10H183ZM186 11H188V10H186ZM192 11H193V10H192ZM218 11H220V10L218 9ZM246 11H247V9H246ZM246 11H245V12H246ZM251 11H253V9H252ZM44 12H45V10H44ZM49 12H50V10H49ZM55 12H56V11H55ZM70 12H69V13H70ZM72 12H71V13H72ZM106 12H107V13H106ZM148 12H147V15L149 14ZM222 12H224V10H222ZM222 12H221V13H222ZM253 12H254V11H253ZM253 12H250L251 14L249 13V14H250V17H251V15L253 16V14H252ZM9 13L11 14L10 11H9ZM12 13H13V12H12ZM17 13H18V12H17ZM23 13H24V12H23ZM50 13H51V12H50ZM50 13H49V14H50ZM59 13H60V12H59ZM103 13H104V14H103ZM108 13H109V14H108ZM110 13H111V14H110ZM120 13H121L122 15H121ZM132 13H135V12H132ZM194 13H195V12H194ZM221 13H219V14H221ZM235 13H236V12H235ZM255 13H256V12H254V15H255ZM14 14H15V13H14ZM18 14H19V13H18ZM34 14H35V13H34ZM36 14H39V13L36 12ZM47 14H48V11H47L46 15H47ZM53 14H54V13H52L51 16H52ZM61 14H62V13H61ZM61 14H60V15H61ZM80 14H81V12H80ZM89 14H90V15L93 14V15H92L91 17H88ZM106 14H108V15H106ZM142 14H140V16H142ZM153 14L151 13V15H153ZM180 14H181V13H179L178 15H180ZM196 14L198 15V13H196ZM199 14H200V13H199ZM205 14H207V15H205ZM211 14H213V18H211V17H212V16H210ZM240 14H241V12H240ZM247 14H248V13H247ZM257 14H258V13H257ZM259 14H260V13H259ZM8 15H9V14H8ZM8 15H7V16H8ZM24 15H25V14H24ZM27 15H28V14H27ZM66 15H67V14H66ZM69 15H70V14H69ZM110 15H111V16H110ZM132 15H133V17H131ZM155 15H156V14H155ZM162 15H161V16H162ZM168 15H169V16H168ZM178 15H177V14L174 15L175 17L173 16V18H177V19H178V18H179V17H177ZM197 15H196V16H197ZM208 15H209V17H206V16H208ZM214 15H217V16H214ZM243 15H244V14H243ZM261 15H263V14H261ZM1 16H2V15H1ZM12 16H13V15H12ZM30 16H31V15H30ZM38 16H39V15H38ZM43 16H44V15H43ZM49 16H50V15H49ZM74 16H75V15H74ZM118 16H119V17H118ZM140 16H139V18H141ZM159 16H160V15H159ZM180 16L182 17V14H181ZM199 16H200V15H199ZM256 16H257V21H258V19H259V21H260V19H261L264 15H263V16H260L259 18H258V15H256ZM256 16H255V18H254V16H253L254 20H256ZM15 17H16V16H15ZM17 17H19V16H17ZM17 17H16V18H17ZM28 17H29V15H28ZM52 17H53V16H52ZM79 17H81V16H79ZM79 17H78V18H79ZM152 17H153V16H152ZM156 17H157V15H156ZM156 17H155V18H156ZM181 17H180V18H181ZM184 17H185V16H183V18H184ZM215 17H216V18H215ZM245 17H246V16H245ZM250 17L248 16L249 19H250ZM16 18H15V21L17 22V19H16ZM20 18H21V17H20ZM20 18L18 19V22H20ZM23 18H24V17H23ZM29 18H30V17H29ZM41 18H42V17H41ZM41 18L38 17V19H41ZM48 18H49V17H48ZM62 18H63V16H62ZM75 18H77V17H75ZM81 18H82V20H83V15H82ZM129 18H133V19H135V20H131V19H129ZM155 18H154V19H155ZM170 18H171V19H170ZM180 18H179V19H180ZM186 18H187V19H186L185 21H187V20L189 21L188 17H186ZM207 18H208V19H207ZM239 18H240V20H241V17H239ZM248 18H247V19H248ZM3 19H4V18L2 17V20H3ZM24 19L26 20V18H24ZM24 19H23V21H24ZM35 19H36V22H37L38 19H37V18H34V20H35ZM45 19H46V18H45ZM55 19H56V17H55ZM58 19H60V18H58ZM101 19H102V20H101ZM156 19H157V18H156ZM158 19H159V17H158ZM162 19H159V20H162ZM179 19L177 20V22H179ZM181 19H182V18H181ZM201 19H202V18H201ZM21 20H22V19H21ZM27 20H28V19H27ZM29 20H30V19H29ZM31 20H32V19H31ZM53 20H54V17H53ZM74 20H75V19H74ZM79 20H80V18H79ZM105 20H106V19H104V21H105ZM171 20H172V21H171ZM217 20H216V21H217ZM222 20H223V19H222ZM240 20H239V21H240ZM245 20H246V19H245ZM261 20L264 21L263 19H261ZM3 21H4V20H3ZM6 21H7V20H6ZM57 21H58V20H57ZM62 21H63V20H62ZM65 21L68 22V20H66V19H65ZM75 21H76V20H75ZM77 21H78V20H77ZM80 21H81V20H80ZM85 21H87V20H85ZM85 21H84V22H85ZM88 21H89V20H88ZM88 21H87V23H85L86 25L88 24ZM91 21H89V24H90ZM129 21H131V23H132V21H135V22L133 23V25H134L133 28H132V24L129 23ZM210 21H213V22H210ZM216 21H215L214 25H216V24L221 25L220 23L223 22V21H222V22H220V23H219V22L216 23ZM235 21H236V20H235ZM235 21H232V22L235 23ZM239 21H237V22H239ZM257 21H256V23H257ZM1 22H2V21H1ZM1 22H0V23H1ZM4 22H5V21H4ZM11 22H12V21H11ZM34 22H35V21H34ZM105 22H106V21H105ZM112 22H111V23H112ZM147 22H148V23H147ZM158 22H159V21H158ZM163 22H164V23H163ZM171 22H172V23H171ZM180 22H181V21H180ZM182 22H184V19H182ZM230 22H231V21H230ZM245 22H246V21H245ZM14 23H15V22H14ZM14 23H13V24H14ZM22 23H25V24H26V23H28V22H21V24H22ZM37 23H39V22H37ZM41 23H42V22H41ZM47 23H49V21H48ZM47 23H46V24H47ZM54 23H55V22H54ZM71 23H72V22H71ZM81 23H82V22H80V25H79L78 23H76V24H78V26H80V27H77V25L75 24L76 27L79 29V31H81V30H80V28L82 27V26H81ZM94 23H93V24H94ZM102 23H103V22H102ZM107 23H108V19H107ZM194 23H197V21H195ZM209 23H208V24H209ZM223 23H224V22H223ZM223 23H222V25H223ZM228 23H229V22H228ZM240 23H241V22H240ZM242 23L244 24V21H242ZM247 23H248V22H247ZM2 24H3V23H2ZM2 24H1V25H2ZM25 24H24V26H25ZM32 24H33V22H32ZM49 24H50V23H49ZM61 24H62V23H61ZM63 24H64V23H63ZM67 24H68V23H67ZM82 24H83V23H82ZM89 24H88L87 26L92 25V23H91L90 25H89ZM151 24H152V23H151ZM174 24L177 25V27H175ZM198 24H199V23H198ZM229 24H230V23H229ZM229 24H228V25H229ZM231 24H232V23H231ZM18 25H19V24H18ZM18 25H17V26H18ZM28 25H30V24H28ZM38 25H39V24H38ZM38 25H37V28H38ZM71 25H72V24H71ZM98 25H99V24H98ZM98 25L96 24V25H93V26H91V27H95V26H98ZM109 25H110V23H109ZM115 25L112 26V24H111L110 27L113 28V27H115ZM210 25H209V28L212 26V25H211V26H210ZM219 25H218V27H221V26H222V25H221V26H219ZM224 25H225V24H224ZM224 25H223V26H224ZM233 25H235V24H233ZM261 25H262V24H261ZM261 25H259V27H260ZM6 26H7V25H6ZM10 26H11V24H10ZM31 26H32V25H31ZM40 26H41V25H40ZM48 26H49V25H47V27H48ZM66 26H67V25H66ZM83 26H84V25H83ZM101 26H102V25L100 24V26H98V27L102 28V27H104V24H103L102 27H101ZM107 26H108V25H107ZM149 26H150V25H149ZM153 26H154V27H153ZM190 26H192V28L190 27L192 30L195 29V32L192 31V30H190V29H189V30H190L189 32H186V31H179V29H178V33H176V31H175V34H174V33H173V34L177 36L178 34H181V33H182V34H181V37L184 36V37L187 38V36H188V34H189L190 32H192V34L198 32V33H197V38H196V34L194 35V39L196 38L197 41H196L195 44H194V43H192V44H194V45H196L197 47L200 48L201 51H200V53H198V55L200 54L201 56H203V60H204L205 57H213V56L219 54L220 51H219V49H218V50L216 49V46L220 45V44H218V42L221 41V40L218 39V38H220V36L217 35V36H218L217 38H212V37H210L211 35L209 36V34H208L209 30H208V28H207L206 25H201V24H199V25H197V26L195 27V26H193V23H192V25H190ZM225 26H226V25H225ZM231 26H232V25H231ZM231 26H229V27H231ZM238 26H239V27H237V24H236V27H237V28H241L240 25H238ZM245 26H246V25H244V27H245ZM247 26H248V28H249V26H251V24H249V25L247 24ZM262 26H263V25H262ZM2 27H3V25H2ZM2 27H1V28H2ZM8 27H9V26H8ZM11 27H12V26H11ZM18 27H19V26H18ZM20 27H21V25H20ZM49 27H51V26H49ZM67 27H69V26H67ZM91 27H90V28H91ZM98 27H96V28H98ZM172 27H173L174 29H173ZM193 27H194V29H193ZM229 27H228V28L226 27V29L229 30ZM233 27H234V26H233ZM251 27H252V26H251ZM259 27H258V28H259ZM22 28H23V27H22ZM70 28H71V27H70ZM73 28H74V27H73ZM73 28H71V30H72ZM84 28H88V27H83L82 30H83ZM90 28H88V29H90ZM96 28H95V29H96ZM171 28H172V29H171ZM186 28H187V27H186ZM213 28H214V27H213ZM215 28H216L217 30L219 29V28H217V26H216ZM215 28H214V29H215ZM242 28H243V27H242ZM246 28H247V27H246ZM248 28H247V32H244L246 29H245V30L243 29V33H244V34L248 33ZM4 29H5V26H4ZM6 29H8V28H6ZM6 29H5V30H6ZM57 29H58V28H57ZM63 29H65V28H63ZM95 29H93V30H95ZM98 29H99V28H98ZM166 29H168L169 32H170V30H171L172 33H166L167 35H166L164 32L161 33V31H165ZM182 29H181V30H182ZM211 29H212V28H211ZM214 29H213V30H214ZM224 29H225V28H224ZM224 29H223V27H222V29H219V30H220V32H221V30L223 31ZM251 29H252V28H251ZM253 29H254V28H253ZM253 29H252V30H253ZM1 30H2V29H1ZM9 30H12V28H11V29L9 28ZM73 30H75V29H73ZM85 30H86V29H85ZM91 30H92V29H91ZM93 30H92V31H93ZM143 30L146 31V32H143ZM184 30H185V29H184ZM219 30H218L217 33H220ZM227 30H226V31H227ZM236 30H237V29H236ZM254 30H255V29H254ZM254 30H253V31H254ZM261 30H262V29H261ZM51 31H52V30H51ZM62 31H63V30H62ZM76 31H78V30H75V32H76ZM118 31H120V30H118ZM187 31H188V28H187ZM229 31H230V30H229ZM253 31H251L252 33L249 31V33H251V34L248 33L251 37H252V35H253ZM257 31H258V30H257V27H256V31H255V33L257 34V37H258V32H260V31H258V32H257ZM7 32H8V30H7ZM17 32H18V36H19V35H20V34H19V31L17 30ZM27 32H28V31H27ZM35 32H36V31H35ZM52 32H53V31H52ZM64 32H65V31H64ZM73 32H74V31H73ZM73 32H72V31L70 32V31L68 30V33H73ZM180 32H181V33H180ZM185 32L187 33V35H186ZM11 33H12V32H11ZM20 33H21V32H20ZM23 33H24V32H23ZM28 33H33V31H32V32H28ZM50 33H51V32H50ZM61 33H62V32H61ZM79 33H80V32H79ZM140 33H141V34H140ZM144 33H146V34L148 33V35L146 36L147 38H144V39H143V37H145V36H144ZM183 33H185V35H184ZM209 33H210V32H209ZM211 33H212V31H211ZM230 33H232V32H230ZM262 33H263V31H262ZM13 34L15 35V32H14ZM36 34H37V32H36ZM39 34H40V33H39ZM87 34H88V33H87ZM93 34H94V33H93ZM93 34H91V35H93ZM146 34H145V35H146ZM154 34H157V32L154 33ZM168 34H169V35H168ZM192 34L189 35V37H191L190 39H192V36H193ZM213 34H214V33H213ZM222 34H225V31H224ZM228 34H229V33H228V31H227V35H226V36H229ZM234 34H237V33H234ZM238 34L240 35L241 33H238ZM238 34H237V35H238ZM256 34H254V35H256ZM263 34H264V33H263ZM6 35H7V34H6ZM11 35H12V34H11ZM11 35H9V36H11ZM16 35H17V34H16ZM31 35H33V34H31ZM40 35L42 36V34H40ZM40 35H38V37H39ZM54 35H56V34H54ZM91 35H90V36H91ZM182 35H183V36H182ZM191 35H192V36H191ZM219 35H220V34H219ZM241 35H243V34H241ZM241 35H240V36H241ZM9 36H8V37H9ZM34 36L36 37V35H34ZM57 36H58V35H57ZM72 36H73V34H72ZM97 36H98V35H97ZM157 36L160 37L158 34H157ZM176 36H174V37L172 36V37H173V38H179V37H180V36H178V37H176ZM232 36H234V35H232ZM240 36H238V37H240ZM1 37H2V35H1ZM8 37H7V38H8ZM22 37H23V36H22ZM46 37H48V36H47V35H46V36H43L44 39H46ZM53 37H55V36H53ZM87 37H88V36H87ZM87 37H86V38H87ZM106 37H108V36H106ZM153 37H154V38H153ZM162 37H163V36H162ZM162 37H160V38H162ZM167 37H166V39L172 38L171 36L168 37V38H167ZM241 37H242V36H241ZM260 37H261V35H260ZM62 38H63V35H62ZM64 38H65V37H64ZM67 38H68V36H67ZM99 38H101V37H99ZM173 38H172V39H173ZM233 38H234V37H233ZM263 38H264V37H263ZM263 38H261V40H262ZM1 39H3V38H1ZM5 39H6V38H5ZM14 39H15V38H14ZM14 39H11V40H14ZM17 39H19V38H17ZM17 39H16V40H17ZM41 39H42V38H41ZM47 39L49 40V38H47ZM50 39H51V38H50ZM78 39H79V38H78ZM151 39H153V41H151ZM163 39H164V38H163ZM220 39H221V38H220ZM225 39H226V37H225ZM225 39H223V40H225ZM229 39H230V38H229ZM231 39H232V38H231ZM259 39H260V38H259ZM21 40H22V39H21ZM31 40H32V42L34 41V39H31ZM62 40H63V39H62ZM95 40H96V39H94V42H95ZM98 40H99V39H98ZM0 41H1V40H0ZM6 41H7V40H6ZM35 41H36V40H35ZM35 41H34V42H35ZM40 41H43V40H40ZM45 41H46V40H45ZM63 41H64V40H63ZM157 41H158V40H157ZM159 41H160V40H159ZM228 41H230V40H228ZM228 41H227V42H228ZM231 41H232V40H231ZM234 41H235V40H233V42H234ZM242 41H243V40H242ZM12 42H13V41H12ZM36 42H37V41H36ZM68 42H70V43H68ZM75 42H76V43H75ZM106 42H107V41H106ZM113 42H115V43H113ZM221 42H222V41H221ZM224 42H225V41H224ZM245 42H246V41H245ZM249 42H250V41H249ZM258 42H261V41L258 40ZM1 43H2V41H1ZM4 43H6V42H4ZM9 43H11V42H9ZM14 43H15V42H14ZM24 43H25V42H24ZM43 43H44V41H43ZM72 43H73V45H74V43H75V44H78L79 46H78V45H74V47H73ZM228 43H229V42H228ZM228 43H227V44H228ZM234 43H235V42H234ZM261 43H262V42H261ZM261 43H260V44H261ZM263 43H264V42H263ZM7 44H8V43H7ZM22 44H23V43H22ZM70 44H71V46H72L74 49H75L76 46H78L79 49H78V47H77V50L75 49V51H74L75 53H74V52H70L71 50H72V51L74 50V49H72V47L70 46ZM84 44H85L86 46H85ZM147 44H149V43H147ZM252 44H254V43H252ZM0 45H1V44H0ZM157 45H158V44H157ZM4 46H5V45H4ZM7 46H9V44H8ZM15 46H16V44H15ZM62 46H63V45H62ZM141 46H140V47H141ZM146 46H147V45H146ZM1 47H2V46H1ZM9 47H11V45H10ZM9 47H8V48H9ZM22 47H23V46H22ZM66 47H68V48H66ZM80 47H81V48H80ZM92 47H96V48H93V49H92ZM143 47H144V46H143ZM143 47H141L142 49L140 48V49H141L140 52H142V50L144 49ZM248 47H249V45H248ZM253 47H255V46L253 45ZM6 48H7V47H6ZM25 48H26V47H25ZM36 48H37V49H36ZM43 48H44V49H43ZM54 48H55L56 50H55ZM107 48H108V50H106V51H109V50L111 49V48L109 49V47H107ZM146 48H147L146 50H148V47H146ZM155 48H156V47H155ZM155 48H154V49H155ZM0 49H1V48H0ZM3 49H4V48H3ZM9 49H10V48H9ZM29 49H26V51H25L26 53H23V52H18V53H20V54L23 53V56H26V55H27V51H29ZM33 49H34V50H33ZM35 49H36V50H35ZM41 49H42V50H41ZM81 49H82L83 51H85V53L87 54V55H86L87 58H86V60L83 61V62H80V61L75 62L76 57L79 58V56L76 55V54L78 53V52H76V51H79V50H80L81 54H84V52L82 53V50H81ZM154 49H152V50L154 51ZM156 49H157V48H156ZM167 49H168V48H167ZM263 49H264V48H263ZM24 50H25V49H24ZM24 50H23V51H24ZM57 50H59V51L57 52ZM66 50H67V51H66ZM136 50H137L138 52H136ZM144 50H145V49H144ZM248 50H249V49H248ZM250 50H251V49H250ZM9 51H11V50H9ZM15 51H16V50H15ZM15 51H14V52H15ZM68 51H69L70 53H69ZM103 51H104V52H103ZM2 52H3V50H2ZM12 52H13V51H12ZM147 52H148V51H147ZM183 52H184V50H183ZM187 52H188V51L186 50V52H185L184 54H183V53L180 54L179 57L181 58V55H182V57H183V56H186L185 54H186ZM252 52H253V51H252ZM3 53H4V52H3ZM8 53H9V52H8ZM18 53H17V55H19V56L22 55V54L20 55V54H18ZM29 53H30V52H29ZM29 53H28V54H29ZM59 53H60V54H59ZM73 53H74L76 56H75ZM105 53H106V52H105ZM174 53H175V52H174ZM177 53H178V52H177ZM190 53H191V52H190ZM194 53H196V52L194 51ZM248 53H249V52H248ZM0 54H1V53H0ZM5 54H6V53H5ZM5 54L3 55V57H5V56L7 55V54H6V55H5ZM10 54H11V53H10ZM78 54H79V53H78ZM104 55H105V54H104ZM172 55H173V54H172ZM172 55H171V56L169 55V58H170V57L172 58ZM178 55H179V53H178ZM191 55H192V54H191ZM191 55H190V58H192ZM200 55H199V57L201 58ZM13 56H15V54H14ZM23 56H22V57H23ZM29 56H30V54H29L26 58H28ZM47 56L45 57V55H44V57L46 58V60H47V58H49V57H47ZM73 56H74V57H73ZM163 56H164V55H163ZM176 56H177V55H176ZM188 56H189V54H188ZM219 56H222V54H221V55L219 54ZM249 56H250V54H249ZM261 56H262V55H261ZM11 57H12V56H11ZM22 57H21V58H22ZM173 57H174V55H173ZM5 58H6V57H5ZM12 58H13V57H12ZM14 58H16L17 60H19V58H17L16 56H15ZM61 58H62V59H61ZM171 58L168 59V60L170 61ZM177 58H178V57H177ZM183 58H184V57H183ZM183 58H182V59H183ZM186 58H187V57H186ZM196 58H197V57H196ZM214 58H215V57H214ZM241 58H242V57H241ZM253 58H254V57H253ZM0 59H2L1 56H0ZM22 59H23V58H22ZM22 59H21V60H22ZM36 59H37V58H36ZM41 59H42V58H41ZM68 59H69L70 61H69ZM81 59H82V58H81ZM81 59H80V60H81ZM175 59H176V57H175ZM175 59H174V60H175ZM211 59H212V58H211ZM211 59H208V60L211 61ZM53 60H51L52 63H53ZM56 60H55V61H56ZM67 60L69 61L68 63H67ZM77 60H79V59H77ZM174 60H172V61H174ZM185 60H186V59H185ZM193 60H194V59H193ZM196 60L198 61L199 59H196ZM196 60H195V61H196ZM214 60H215V59H214ZM229 60H230V59H229ZM263 60H264V59H263ZM87 61H89V62H87ZM96 61H97V60H96ZM169 61H167V62H169ZM175 61H176V60H175ZM179 61H182V60H179ZM179 61H177L178 64H179ZM205 61H206V59H205ZM215 61H216V60H215ZM8 62H9V61H8ZM12 62H13V61H12ZM40 62H41V61H40ZM167 62H166V63H167ZM190 62H191V59H190ZM200 62H201V61H200ZM208 62H209V61H208ZM213 62H214V61H213ZM217 62H218V61H217ZM47 63H48V62H47ZM64 63H67V64H64ZM169 63H172V62H169ZM169 63H168V64H169ZM173 63H175V62H173ZM198 63H199V62H198ZM204 63H205V62H204ZM18 64H19V61H18ZM36 64H37V63H36ZM38 64H39V63H38ZM44 64H45V63H44ZM181 64H182V63H181ZM210 64H212V63H210ZM214 64H215V63H214ZM216 64H217V63H216ZM33 65H34V64H33ZM53 65H54V64H53ZM55 65H56V63H55ZM172 65H173V64H172ZM175 65H176V64H175ZM201 65H202V67H203V64H201ZM166 66H167V65H166ZM166 66H165V67H166ZM184 66H185V65H184ZM219 66H220V65H219ZM224 66H225V65H224ZM224 66H223V67H224ZM232 66H233V65H232ZM249 66H250V65H249ZM56 67H57V66H56ZM180 67H181V66H180ZM193 67H194V66H193ZM193 67H192V68H193ZM196 67H197V65H196ZM216 67H217V66H216ZM225 67H226V66H225ZM1 68H2V67H1ZM9 68L11 69V66H10ZM53 68H54V67H53ZM189 68H190V67H189ZM189 68H187V70H188ZM200 68H201V67H200ZM203 68H205V67H203ZM233 68H234V66H233ZM259 68H260V67H259ZM67 69H68V68H67ZM194 69H195V67H194ZM218 69H219V67H218ZM229 69H230V68H229ZM234 69H235V68H234ZM234 69H233V70H234ZM256 69H257V68H256ZM16 70H17V69H16ZM21 70H22V69H21ZM164 70H165V69H164ZM169 70H170V68H169ZM183 70H184V67H183ZM219 70H220V69H219ZM51 71H52V70H51ZM55 71H57V70H55ZM175 71H176V70H175ZM180 71H181V70H180ZM185 71H186V69H185ZM190 71H191V70H190ZM198 71H199V67H198ZM221 71H222V70H221ZM234 71H235V70H234ZM43 72H44V71H43ZM46 72H47V71H46ZM75 72L79 73V74H78V75H79V78H78V77H75V74H74ZM166 72H168V70H166ZM178 72H179V71H178ZM188 72H189V71H188ZM191 72H192V71H191ZM204 72H205V71H204ZM229 72H230V71H229ZM237 72H238V71H237ZM244 72H245V71H244ZM244 72L242 71V73H244ZM171 73H172V72H171ZM171 73H170V74H171ZM179 73H180V72H179ZM181 73H182V72H181ZM184 73H185V72H184ZM193 73H194V72H193ZM197 73H198V72H197ZM199 73H201V72H199ZM208 73H209V72H208ZM215 73H217V72H215ZM6 74H7V73H6ZM14 74H15V73H14ZM165 74H166V73H165ZM187 74H188V73H187ZM201 74H202V73H201ZM224 74H225V73H224ZM234 74H235V73H234ZM236 74H237V73H236ZM67 75H68V74H67ZM84 75H86L87 77H86V76L84 77ZM94 75H95V74H94ZM173 75H174V74H173ZM173 75H172V76H173ZM178 75H179V74H175V76H178ZM189 75H190V74H189ZM189 75H187V76H189ZM199 75H200V74H199ZM199 75H196V76L198 77ZM207 75H208V74H207ZM220 75H223V74H220ZM242 75H243V74H242ZM244 75H245V73H244ZM6 76H7V75H6ZM179 76H180V75H179ZM191 76H192V75H190L189 77H191ZM204 76H206V75H204ZM210 76H211V73H210ZM233 76H234V75H233ZM170 77H171V76H170ZM173 77H174V76H173ZM184 77H185V75H184ZM222 77H223V76H222ZM244 77H246V76H244ZM247 77H248V76H247ZM26 78H27V77H26L25 75L20 74V75L18 76V78H17V84H18L17 86H20V85L24 84ZM174 78H175V77H174ZM180 78H182V76H181ZM180 78H179V79H180ZM193 78H194V77H193ZM199 78H201V76H199ZM203 78H204V77H203ZM208 78H209V77H208ZM216 78H218V77H216ZM241 78H243V76H242ZM249 78L251 79V77H249ZM252 78H253V77H252ZM52 79H53V78H52ZM76 79H77V80H76ZM167 79H168V78H166V80H167ZM177 79H178V77H177ZM186 79H187V78H186ZM194 79H195V78H194ZM227 79H228V78H227ZM250 79H248V81H251ZM254 79H255V78H254ZM61 80H62V79H61ZM70 80H71V79H70ZM181 80H182V79H181ZM215 80H216V79H215ZM230 80H231V79H230ZM230 80H229V81H230ZM232 80H233V79H232ZM232 80H231V81H232ZM237 80H238V78H237ZM243 80H244V79H243ZM252 80H253V79H252ZM191 81H192V80H191ZM202 81H203V80H202ZM246 81H247V79H246ZM260 81H262V78H261ZM40 82H41V81H40ZM43 82H44V81H43ZM68 82H69V81H68ZM233 82L235 83V81H233ZM236 82H237V81H236ZM238 82H239V81H238ZM242 82H243V81H242ZM256 82H257V81H256ZM258 82H259V80H258ZM173 83H174V82H173ZM202 83H203V82H202ZM204 83H205V82H204ZM224 83H225V82H224ZM224 83H223V84H224ZM251 83H252V81H251ZM251 83H250V84H251ZM175 84H176V83H175ZM197 84H198V83H197ZM217 84H218V83H217ZM229 84H230V83H229ZM235 84H236V83H235ZM248 84H249V83H248ZM248 84H247V86L249 87L250 84H249V85H248ZM252 84H253V83H252ZM252 84H251V85H252ZM255 84H256V83H255ZM262 84H263V81H262ZM12 85H13V83H12ZM144 85H145V84H144ZM146 85H147V84H146ZM189 85H190V84H189ZM192 85H193V84H192ZM200 85H201V84H200ZM203 85H204V84H203ZM208 85H209V81H208ZM215 85H216V84H215ZM231 85H232V84H231ZM231 85H230V86H231ZM245 85H246V84H245ZM251 85H250V86H251ZM253 85H254V84H253ZM85 86H84V87H85ZM87 86H88V87H87ZM153 86H154V85H153ZM195 86H196V83H195ZM198 86H199V85H198ZM198 86H197V87H198ZM210 86H211V84H210ZM213 86H214V85H213ZM233 86H235V85H233ZM237 86L239 87V85H237ZM254 86H255V85H254ZM257 86H258V85H257ZM97 87H99V86H97ZM189 87H191V86H189ZM192 87H193V86H192ZM206 87H207V86H206ZM208 87H209V86H208ZM215 87H216V86H215ZM258 87H260V86H258ZM211 88H212V87H211ZM216 88H217V87H216ZM239 88H240V87H239ZM249 88H250V87H249ZM104 89H105V90H104ZM201 89H202V88H201ZM220 89H221V88H220ZM220 89H219V91H220ZM223 89H224V88H223ZM226 89H227V88H226ZM229 89H230V88H229ZM231 89H232V88H231ZM243 89H244V88H243ZM17 90H19V91H17ZM176 90H177V89H176ZM185 90H186V89H185ZM214 90H215V89H214ZM214 90H213V91H214ZM240 90H241V89H240ZM246 90H249V91H250V90H252V89H246ZM246 90H245V91H246ZM20 91H21V90L19 89V87H17V88H15V89L12 88L11 90L6 91V92H8V93H10V94H13V93H18V92H20ZM53 91H55V90H53ZM178 91H179V90H178ZM199 91H200V90H199ZM203 91H204V90H203ZM227 91H229V90H227ZM230 91H231V90H230ZM66 92H67V91H66ZM116 92H117V91H116ZM147 92H148V91H147ZM164 92H167V91H164ZM164 92H163V94H165ZM184 92H185V91H184ZM192 92H193V91H192ZM196 92H197V91H196ZM204 92H205V91H204ZM215 92H216V91H215ZM221 92H222V90H221ZM231 92H234V91H231ZM251 92H252V91H251ZM26 93H28V94L33 98V99H32L33 101H34V100H39V99H41V98H40L41 94H40L39 92H37L36 89H33L32 91H27ZM47 93H48V92H47ZM143 93H144V92H143ZM145 93H146V92H145ZM150 93H151V92H150ZM156 93H157V92H156ZM169 93H170V92H169ZM180 93H181V92H180ZM206 93H207V92H206ZM206 93H205V94H206ZM208 93H209V92H208ZM217 93H218V92H217ZM223 93H224V92H223ZM240 93H241V92H240ZM242 93H243V92H242ZM242 93H241V94H242ZM258 93H259V92H258ZM53 94H54V93H53ZM67 94H68V93H67ZM67 94H65V95H67ZM116 94H117V93H116ZM163 94H162V95H163ZM171 94H172V92H171ZM186 94H187V93H186ZM194 94H195V93H194ZM210 94H212V93H210ZM210 94H209V95H210ZM213 94H214V93H213ZM213 94H212V96H213ZM226 94H227V93H226ZM232 94H233V93H232ZM254 94H255V93H254ZM37 95H38V96H37ZM48 95H49V94H48ZM192 95H193V94H192ZM195 95H196V94H195ZM198 95H199V94H198ZM220 95H221V94H220ZM235 95H237V93H236ZM246 95H248V94H246ZM149 96H151V95H149ZM153 96H155V92H154V95H153ZM174 96H175V95H174ZM189 96H190V95H189ZM196 96H197V95H196ZM204 96H205V95H204ZM216 96H217V95H216ZM225 96H226V95H225ZM248 96H249V95H248ZM185 97H186V96H185ZM185 97H184V98H185ZM233 97H234V96H233ZM170 98H171V97H170ZM172 98H173V97H172ZM190 98H191V97H190ZM190 98H189V100L187 99V100H188V103H190V100L192 99V98H191V99H190ZM193 98H194V97H193ZM199 98H200V97H199ZM209 98H210V97H209ZM209 98H208V99H209ZM214 98H215V96H214ZM224 98H225V97H224ZM234 98H235V97H234ZM246 98H247V97H246ZM70 99H71V98H70ZM232 99H233V98H231L230 100H232ZM239 99H240V98H239ZM247 99H248V98H247ZM120 100H121V99H120ZM123 100H124V99H123ZM171 100H172V99H171ZM171 100L168 99V100H165V102H167V101L170 102ZM173 100H174V99H173ZM181 100H182V99H181ZM181 100H180V101H181ZM183 100H184V99H183ZM187 100H186V101H187ZM221 100H222V99H221ZM225 100H226V99H225ZM237 100H238V98H237ZM242 100H245V102H246V99H242ZM242 100H240V102H241ZM77 101H78V100H77ZM77 101H76V102H77ZM161 101H163V100H161ZM199 101H200V100H199ZM205 101H206V100H205ZM213 101H214V100H213ZM256 101H257V100H256ZM256 101H255V103H256ZM172 102H173V101H172ZM182 102H184V101H182ZM222 102H223V100H222ZM233 102H234V101H233ZM235 102H236V100H235ZM240 102H239V103H240ZM170 103H171V102H170ZM188 103L186 102V104H188ZM198 103H199V102H198ZM217 103H218V102H217ZM241 103H242V102H241ZM252 103L254 104V102H252ZM85 104H86V103H85ZM152 104H153V103H152ZM167 104L169 105V103H167ZM167 104H166V105H167ZM174 104H175V102H174ZM180 104H181V103H180ZM184 104H185V103H184ZM201 104H202V103H201ZM223 104H224V103H223ZM242 104H244V103H242ZM253 104H252V105H253ZM157 105L159 106V104H157ZM157 105H156V106H157ZM163 105H164V104H163ZM163 105H162V106H163ZM176 105H177V104H176ZM190 105H191V104H190ZM219 105H220V104H219ZM233 105H234V103H233ZM233 105H232V106H233ZM235 105H236V104H235ZM239 105H241V104H239ZM255 105H256V104H255ZM261 105H262V104H261ZM158 106H157V107H158ZM178 106H179V105H178ZM184 106H185V105H184ZM195 106H196V105H195ZM208 106H209V105H208ZM210 106H213V105H210ZM222 106H223V105H222ZM224 106H225V105H224ZM262 106H263V105H262ZM171 107H172V105H171V106L169 105V108H171ZM188 107H189V105H188ZM199 107H200V106H199ZM203 107H204V106H203ZM215 107H216V106H215ZM219 107H221V106H219ZM252 107H253V106H252ZM165 108H166V106H165ZM165 108H164V109H165ZM175 108H176V107H175ZM185 108H186V107H185ZM192 108H193V107H192ZM221 108H223V107H221ZM227 108H228V107H227ZM237 108H238V107H237ZM171 109H172V108H171ZM177 109H179V107H178ZM183 109H184V108H183ZM209 109H212V108H209ZM214 109H215V108H214ZM231 109H232V107H231ZM253 109H254V108H253ZM259 109H260V108H259ZM160 110L162 111V109H160ZM181 110H182V109H181ZM184 110H185V109H184ZM184 110L181 111V112H184ZM189 110H190V109H189ZM216 110H217V109H216ZM226 110H227V109H226ZM228 110H229V109H228ZM248 110H249V109H248ZM250 110H252V109H250ZM166 111H167V110H165V112H166ZM175 111H176V109H175ZM175 111H174V112H175ZM177 111H178V110H177ZM219 111H220V110H219ZM237 111H239V110L237 109ZM245 111H246V110H245ZM245 111H244V112H245ZM254 111H255V110H254ZM167 112H168V111H167ZM174 112H173V113H174ZM187 112H188V111H186V113H187ZM189 112H190V111H189ZM203 112H204V116H203V117H205V111H203ZM203 112H202V113H203ZM207 112H208V108H207ZM207 112H206V113H207ZM212 112H214V111L211 110V113H212ZM263 112H264V111H263ZM160 113H161V112H160ZM173 113L171 114V112H170V115H168V116H171V115L174 116V115L176 114V113H175V114L173 115ZM209 113H210V111H209ZM211 113H210V116L212 115ZM237 113H238V112H237ZM250 113H252V112H250ZM75 114H76V115H70V113H68V112H66V111H65V112H60V113H59V119H57V118L55 119L56 115H55V117H54L53 119H55V121H59V122L64 123V122L71 121V120H74V119H76V118H79V116H78L79 113L76 112ZM162 114H164V111H162ZM166 114H169V112L166 113ZM188 114H189V113H187L186 115H188ZM193 114H195V113H193ZM200 114H201V113H200ZM223 114H224V113H223ZM223 114H222V115H223ZM240 114H241V112H240ZM240 114H239V116H240ZM178 115H179V114H178ZM181 115H182V113H181ZM189 115H190V114H189ZM191 115H192V114H191ZM242 115H244V113H243ZM247 115H248V114H247ZM255 115H256V114H255ZM183 116H184V113H183ZM198 116H200L199 113H198ZM217 116H219V115L217 114ZM235 116H236V115H235ZM245 116H246V114H245ZM250 116H251V115H249L248 119L250 118ZM253 116H254V115H253ZM25 117H26V118H23L22 120H19L18 122L13 123V125L17 126V127H14V129H15L14 132L21 133L22 135L24 134V136L28 137V136H31V135H33V136H37V135L40 134V133H48V132L50 131V128H48L46 125H44V124H40V123H39L40 119H42V115H39L38 111H29V112L25 115ZM178 117H179V116H178ZM178 117H177V118H178ZM225 117H226V116H225ZM243 117H244V116H243ZM246 117H247V116H246ZM255 117H256V116H255ZM43 118H44L43 120L46 119L45 117H43ZM142 118H143V117H142ZM212 118H213V117H212ZM215 118H216V116H215ZM231 118H232V117H231ZM231 118H230V121H231ZM235 118H236V119H243V120H244V118H241V117H240V118L235 117ZM111 119H112V118H111ZM209 119H210V118H209ZM217 119H218V118H217ZM232 119L234 120V118H232ZM236 119H235V122H237ZM250 119H251V118H250ZM255 119H256V118H255ZM258 119H259V118H258ZM262 119H263V118H262ZM212 120H213V119H212ZM218 120H219V119H218ZM226 120H227V119H226ZM77 121H78V120H77ZM85 121H86V120H85ZM216 121H217V120H216ZM219 121H220V120H219ZM219 121H218V122H219ZM221 121H222V119H221ZM224 121H225V120H224ZM228 121H229V120H228ZM228 121H227V122H228ZM230 121H229V122H230ZM205 122H206V121H205ZM210 122H211V120H210ZM233 122H234V121H233ZM233 122H232V123H233ZM235 122H234V123H235ZM243 122H244V121H243ZM251 122H252V121H251ZM87 123H88V122H87ZM203 123H204V122H203ZM206 123H207V122H206ZM208 123H209V121H208ZM212 123H213V122H212ZM222 123H223V122H221V124H222ZM224 123H225V122H224ZM230 123H231V122H230ZM240 123H241V122H240ZM245 123H246V122H245ZM204 124H205V123H204ZM210 124H211V123H210ZM210 124H209V125H210ZM214 124H215V122H214ZM248 124H249V123H248ZM47 125H48V124H47ZM205 125H206V124H205ZM216 125H219V124H216ZM230 125H232V124H230ZM254 125H255V122H254ZM257 125H258V124H257ZM62 126H63V125H62ZM87 126H88V125H87ZM92 126H94V125H92ZM228 126H229V125H228ZM237 126H238V125H237ZM240 126H241V128H242V125H240ZM246 126H247V124H246ZM246 126H245V129H246ZM204 127H205V126H203V128H204ZM207 127H208V126H207ZM207 127H206V129H209L210 126H209L208 128H207ZM220 127H221V129H222V125H221ZM220 127H219V128H220ZM224 127H225V126H224ZM230 127H232V126H230ZM233 127H235V125H234ZM243 127H244V124H243ZM65 128H66V127H65ZM238 128H239V126H238ZM252 128H253V127H252ZM77 129H78V128H77ZM79 129H80V128H79ZM55 130H56V129H55ZM66 130H67V132H68V129H65L64 131H66ZM69 130H70V128H69ZM96 130H97V129H96ZM202 130H203V129H202ZM204 130H205V128H204ZM204 130H203V131H204ZM211 130H212V128H211ZM224 130H225V129H224ZM236 130H237V128H236ZM241 130H242V129H241ZM246 130H247V129H246ZM70 131H71V130H70ZM206 131H207V130H206ZM230 131H231V130H230ZM232 131L234 132L235 130H232ZM228 132H229V130H228ZM233 132H231V135H232ZM239 132H240V130H239ZM68 133H70V132H68ZM162 133H163V132H162ZM202 133H203V134H206L205 132H202ZM212 133H213V130L211 131V134H212ZM220 133H221V132H220ZM156 134H157V133H156ZM216 134H218V133H217V130H216ZM221 134H224V133H221ZM221 134H218V135L220 136ZM228 134H229V133H228ZM236 134H237V133H235V135H236ZM241 134H244V133H241ZM60 135H61V134H60ZM159 135H160V134H159ZM196 135H197V134H196ZM212 135H213V134H212ZM233 135H234V133H233ZM233 135H232V136H233ZM235 135H234V136H235ZM51 136H52V135H51ZM194 136H195V135H194ZM214 136H215V135H214ZM216 136H217V135H216ZM216 136H215V138H216ZM224 136L226 137V135H224ZM237 136H238V134H237ZM240 136H242V135H240ZM262 136H264V133H263ZM131 137H132V136H131ZM137 137H138V136H137ZM208 137H209V136H208ZM217 137H218V136H217ZM221 137H222V136H221ZM225 137H224V139H225ZM227 137H229V136H227ZM17 138H18V137H17ZM40 138H41V137H40ZM42 138H43V137H42ZM92 138H93V137H92ZM199 138H201V137L199 136ZM199 138H198V139H199ZM229 138H230V137H229ZM229 138H228V139H229ZM35 139H37V137H36ZM53 139H54V138H53ZM131 139H132V138H131ZM134 139H135V138H134ZM188 139H189V137H188ZM192 139H193V138H192ZM194 139H195V137H194ZM196 139H197V138H196ZM201 139H202V138H201ZM220 139H222V138H220ZM224 139H222V140H224ZM43 140H44V139H43ZM43 140H42V141H43ZM46 140H47V139H46ZM46 140H44V141H45V144H46V143L50 144L49 142H50L51 140H48L47 142H46ZM87 140H88V139H87ZM190 140H191V138H190ZM199 140H200V139H199ZM202 140H203V139H202ZM202 140H201V141H202ZM218 140H219V139H218ZM231 140H232V139H231ZM233 140H234V142L236 143L237 140H236V141H235V139H233ZM238 140H239V137H238ZM18 141H20V140H18ZM42 141H41V142H42ZM44 141H43V143H41V142H40V143L43 144V145H45V144H44ZM169 141H170V140H169ZM239 141L241 142V139H240ZM37 142H38V140H37ZM187 142H188V141H186V143H187ZM189 142L191 143L192 141H189ZM193 142H194V140H193ZM226 142H228V141L225 140V143H226ZM242 142H243V141H242ZM28 143H30V142H28ZM51 143H52V142H51ZM61 143H62V140H61ZM125 143H127V142H125ZM199 143H200V142H199ZM229 143H230V141H229ZM235 143H234V145H235ZM246 143H247V142H244L245 145H246ZM38 144H39V142H38ZM41 144H39V145L41 146ZM55 144H56V143H55ZM63 144H65L66 146L68 145V144H66V143H64V142H63ZM194 144H195V143H193L192 145L194 146ZM197 144H198V143H197ZM197 144H196V145H197ZM238 144H239V143H238ZM240 144H241V143H240ZM240 144H239V145H240ZM244 144H241V145H244ZM50 145H51V147H52V149H53L54 146H52V144H50ZM59 145H60V143H59ZM119 145H120V144H119ZM130 145L132 146V144H130ZM130 145H128V147H129ZM134 145H135V146H134ZM134 145H133V147L138 146V144L136 145L135 143H134ZM145 145H146V144H144V146H145ZM186 145H188V143H187ZM189 145L191 146V144H189ZM241 145H240V146H241ZM249 145H250V144H249ZM46 146H47V145H45L44 148H45ZM66 146H65V147H66ZM70 146H71V145H69V149H68L67 147H66L65 149L71 150V149H70ZM75 146H76V145H74L73 147H75ZM112 146H113V145H112ZM121 146H122V145H121ZM131 146H130V147H131ZM180 146H181V145H180ZM198 146H199V144H198ZM235 146H236V145H235ZM58 147H60V146H58ZM62 147H63V146H62ZM102 147H103V146H102ZM124 147H125V146H124ZM130 147H129V149L132 148V147H131V148H130ZM142 147H143L142 145H141V147L138 146L139 149H141ZM183 147H185V145H184ZM195 147H196V146H195ZM200 147H201V143H200ZM202 147H203V146H202ZM242 147H244V146H242ZM246 147H247V146H246ZM246 147H245V149H246ZM77 148H78V147H77ZM115 148H116V147H115ZM117 148H118V146H117ZM160 148H161V147H160ZM169 148H170V147H169ZM189 148H190V147H188V150H190ZM191 148H192V146H191ZM238 148H239V146H238ZM54 149H55V148H54ZM59 149H60V148H59ZM61 149H62V148H61ZM61 149H60V150H61ZM63 149H64V148H63ZM65 149H64V151H65ZM72 149H73V148H72ZM74 149H76V148H74ZM113 149H114V147H113ZM120 149H121V148H120ZM135 149H136V148H135ZM135 149H134V150H135ZM143 149H144V148H143ZM192 149H193V148H192ZM192 149H191V150H192ZM194 149H195V148H194ZM39 150H40V148H39ZM42 150L44 151V149H42ZM56 150H58V149H56ZM60 150H59V151H60ZM68 150H66V152H68ZM76 150H77V149H76ZM125 150H126V149H125ZM134 150H133V148L131 149V151H134ZM146 150H147V149H146ZM146 150H142V152L144 153V151H146ZM197 150H200V152H201L202 149H197ZM197 150H196V152H197ZM43 151H42V152H43ZM62 151H63V150H62ZM77 151H78V150H77ZM126 151H127V150H126ZM139 151H140V150H139ZM147 151H148V150H147ZM147 151H146V154L148 155L149 152L147 153ZM185 151H186V150H183L184 153H182V152H181V153H182V154H185ZM39 152H41V150H40ZM45 152H46V149H45ZM47 152H49V151H47ZM47 152H46V153H47ZM54 152H56V151H54ZM57 152H58V151H57ZM60 152H61V151H60ZM70 152H71V154H72L73 150H71ZM70 152H68V153H70ZM75 152H76V151H74V153H75ZM78 152H79V151H78ZM78 152H76V154H77ZM114 152H115V151H113V153H114ZM129 152H130V151H129ZM136 152H137V149H136ZM136 152H135V153H136ZM186 152H188V151H186ZM190 152H191V151H190ZM190 152H188V153H190ZM196 152H195V153H196ZM198 152H199V151H198ZM198 152H197V153H198ZM74 153H73V154H74ZM117 153H118V154H122L123 152H122V153H121V152H117ZM117 153H116V155H117ZM126 153L128 154V151H127V152L124 151L123 154L125 155ZM132 153L134 154V152H132ZM157 153H160V151L157 152ZM157 153H156V154H157ZM176 153H177V155H178V152H176ZM60 154H61V153H60ZM73 154H72V156H73ZM79 154H80V153H79ZM123 154H122V155H123ZM127 154H126V155H127ZM136 154H137V153H136ZM138 154H139V153H138ZM141 154H142V153H141ZM141 154H139V155L141 156ZM144 154H145V153H144ZM154 154H155V153H154ZM154 154L152 153L153 157H152V155H151L152 159H153V158H155V159H158V158H160V159H161V158H164L162 153H161V155H160V156H162V157H160V156L158 157V154H157V156L154 155ZM186 154H187V153H186ZM42 155H45V154H42ZM42 155H41V156H42ZM47 155H48V154H47ZM52 155H53V154H52ZM52 155H51V156H52ZM54 155H56V156H55L56 158L54 157L55 159H57V157H59V156H57L58 154H55V153H54ZM113 155H114V154H113ZM126 155H125V156H122L123 158L125 157L124 160H125V159L128 160V157H131L130 155H129V156H128V155L126 156ZM149 155H150V154H149ZM149 155L146 156V157H145L144 155H143V156L145 157V159H148ZM64 156H65V154H64ZM64 156H63V157H64ZM70 156H71V155H70ZM74 156L76 157V155H74ZM74 156H73V158H74ZM119 156L121 157V155H118V159L120 160L122 157L120 158ZM143 156H141V157H143ZM154 156H156V157H154ZM255 156H264V147H263V148H262V147L258 148L257 151H256V155H255ZM38 157H40V155H38ZM48 157H49V155H48ZM60 157H62V156H60ZM77 157H78V159L80 158L79 155H78ZM114 157H115V156H114ZM116 157H117V156H116ZM135 157H136V158L138 157V159L141 158V157H139V156H135ZM157 157H158V158H157ZM16 158L18 159V161L21 160V162H19V163L23 164V162H22L23 159H22L21 156H19L18 153H17V155H16ZM42 158H43V157H42ZM64 158H65V159H67V158L69 159L70 157L68 156V157H64ZM73 158H72V159H73ZM45 159H47V158H45ZM51 159H53V158L51 157ZM62 159H63V158H62ZM62 159H61V160H62ZM70 159H71V158H70ZM110 159H111V158H110ZM131 159H132V158H131ZM133 159H135V158H133ZM133 159L131 160L132 163H131L130 161L128 162V163H130V165H132L133 163H135V161L133 162ZM138 159H137V160H138ZM145 159H144V160H143V159H141V160L139 159V160H140V161L143 160L141 163H144ZM160 159H158L157 164H159ZM47 160H48V159H47ZM53 160H54V159H53ZM79 160H80V159H79ZM79 160H78V161H79ZM119 160H118V163H119V162L122 163L121 161H123V160H121V161H119ZM135 160H136V159H135ZM139 160H138V161H139ZM149 160H151V159L149 158ZM149 160H148V162H150ZM163 160H164V159H162V162H163ZM48 161H49V160H48ZM48 161H47V163H49ZM50 161H51V160H50ZM55 161H56V160H55ZM63 161H64V160H63ZM63 161H62V163H63ZM71 161H72V160H71ZM71 161H70V162H71ZM73 161H74V160H73ZM76 161H77V160H76ZM138 161H136V164H138V167H139V170H140L142 166L140 167L139 164H141V163H139ZM153 161H154V160H153ZM156 161H157V160H156ZM42 162H43V160H42ZM65 162H66V160H65ZM111 162H112V161H111ZM115 162H116V160H115ZM115 162H114V163H115ZM124 162H125V161H124ZM137 162H138V163H137ZM146 162H147V161H146ZM146 162H145V163H146ZM151 162H152V161H151ZM154 162H155V161H154ZM160 162H161V161H160ZM164 162H165V160H164ZM164 162H163V163H164ZM44 163H45V162H44ZM50 163H51V162H50ZM52 163H54V162H52ZM55 163H57V161H56ZM55 163H54V164H55ZM58 163H59V162H58ZM68 163H69V162H68ZM68 163H67V164H68ZM73 163H74V162H73ZM73 163H72L71 165H72V166H75ZM78 163H79V162H76V165H77ZM112 163H113V162H112ZM118 163H117V164H118ZM126 163H127V161H126ZM126 163H125V164H126ZM163 163H161L162 166H164V164H165V163H164V164H163ZM42 164H43V163H42ZM65 164H66V163H65ZM65 164L62 165V166L64 167ZM80 164H81V162H80L78 165H79V166H82L83 163H82L81 165H80ZM110 164H111V163H110ZM122 164H123V163H122ZM122 164H121V165H122ZM125 164H124V165H125ZM147 164H148V163H147ZM151 164L153 165V162H152ZM151 164L149 165V167L151 166ZM155 164H156V163H155ZM58 165L61 166L60 163H59ZM68 165L71 166L70 164H68ZM111 165H112V164H111ZM134 165H135V164H134ZM134 165H133V166H134ZM141 165H142V164H141ZM22 166H23V165H22ZM62 166H61V167H62ZM83 166H84V164H83ZM108 166H109V165H108ZM127 166H128V165H127ZM143 166H145L146 168H148L146 164H144ZM159 166H160V164L157 165V167H159ZM162 166H160V167H161L160 170L163 168V171H160V170H159V171H160L161 173L166 172L167 170L164 171V167H162ZM77 167H78V166H77ZM87 167H89V166H87ZM87 167H86V166L83 167V168H84L83 170H85V168H87ZM114 167H115V166H114ZM116 167H117V166H116ZM116 167H115V168H116ZM134 167H135V166H134ZM157 167H153V166H152V169H154V168L156 169ZM69 168H70V167H69ZM72 168H73V167H72ZM78 168H79V167H78ZM100 168H101V165H100ZM100 168H99V169H100ZM103 168H104V166H103ZM105 168H107V167H105ZM105 168H104V169H105ZM126 168H128V167H126ZM129 168H132V167L130 166ZM146 168H145V170H146ZM79 169H80V168H79ZM94 169H95V168H94ZM104 169H103V170H104ZM110 169H111V167H110ZM123 169H124V168H123ZM136 169H138V168H136ZM149 169H150L149 171H152L151 168H149ZM155 169H154V170H155ZM165 169H166V168H165ZM66 170H67V167H66ZM75 170H77V171L79 172L78 169H75ZM75 170H74V171H75ZM83 170H82V171H83ZM86 170H87V169H86ZM101 170H102V169H101ZM111 170H112V169H111ZM111 170H110V171H111ZM120 170H122V168H119V171H118V168H117V169H115V172H116V173H117V171H118V172H121ZM125 170H126V169H125ZM129 170H130V169H129ZM129 170H128V172L133 173L134 168L131 169L130 171H129ZM142 170H144V168H143ZM142 170H141V172H142ZM156 170H157V169H156ZM93 171H94V170H93ZM104 171H105V170H104ZM112 171L114 172V168H113ZM137 171H138V170H137ZM159 171H156V172H158V174L155 173L154 171H153V172H150V175H149V172H147V170H146V172H145V171H143V172H144V173H148V175H149V177H150V176H151V173H152L153 175H154V174L160 175ZM31 172H33V171H31ZM66 172H68V171H66ZM75 172H76V171H75ZM78 172H77V174H78ZM84 172H85V171H84ZM88 172H89V171L87 170V174H88ZM94 172H95V171H94ZM107 172H109V171H107ZM128 172H126V173H128ZM73 173H74V172H73ZM81 173H82V172H81ZM81 173H80V174H81ZM121 173L123 174V172H121ZM124 173H125V172H124ZM138 174H139V171H138ZM165 174H167V173H165ZM74 175H75V174H74ZM85 175H86V173H85ZM88 175H89V174H88ZM88 175H87V177H88ZM91 175H92V174H90L89 176H91ZM144 175H146V174H144ZM153 175H152V176H153ZM71 176H72V174H71ZM80 176H82V174H81ZM83 176H84V174H83ZM95 176H96V174H95ZM98 176H99V175H97L96 177H98ZM154 176H155V175H154ZM160 176H161V175H160ZM68 177H69V176H68ZM84 177H85V176H84ZM84 177H83V178H84ZM132 177H133V176H132ZM132 177L129 178V179H132ZM156 177H158V176H156ZM163 177H167V176H164V173H163ZM169 177H170V176H169ZM30 178H31V177H30ZM64 178H65V177H64ZM64 178H63L64 181L67 180V179H64ZM81 178H82V177H81ZM88 178H90V177H88ZM92 178H93V177H92ZM146 178H147V176H146ZM161 178H162V177H161ZM161 178H160V179H161ZM75 179H76V178H75ZM86 179H87V178H86ZM102 179H103V180H106V179H104V178H102ZM107 179H108V178H107ZM110 179L114 182V180H113L112 178H110ZM114 179H115V178H114ZM133 179H134V178H133ZM163 179H164V178H163ZM170 179H171V178H170ZM172 179H173V178H172ZM68 180H69V179H68ZM68 180H67V181H68ZM70 180H71V179H70ZM89 180H90V179H89ZM89 180L87 179V181H89ZM155 180H156V178H155ZM155 180H154V181H155ZM164 180L166 181V178H165ZM174 180H175V179H174ZM174 180H172V181L175 182L177 179H176L175 181H174ZM71 181H73V180H71ZM75 181H76V180H75ZM84 181H85V179H84ZM93 181H94V179H93ZM136 181H137V180H136ZM146 181H147V180H146ZM148 181H149V180H148ZM154 181H153V184L155 183ZM157 181H158V180H157ZM177 181L179 182V180H177ZM177 181H176L175 183H177ZM62 182H63V181H62ZM90 182H91V181H90ZM98 182H99V181H98ZM115 182H116V181H115ZM137 182H138V181H137ZM161 182H162V179H161ZM161 182H160V180H159V183H161ZM163 182H164V181H163ZM170 182H171V180H170ZM182 182H183V181H182ZM182 182H181V183H182ZM67 183H69V182H67ZM67 183H66V185H67ZM70 183H71V182H70ZM70 183H69V184H70ZM72 183H74V182H72ZM76 183H77V182H76ZM86 183H87V182H86ZM116 183H117V182H116ZM135 183H136V182H135ZM156 183H157V182H156ZM168 183H169V182H168ZM181 183H180V184H181ZM185 183H186V182H185ZM185 183H184V184H185ZM69 184H68V185H69ZM78 184H79V183H78ZM80 184H81V183H80ZM137 184H138V183H136V185H137ZM153 184H152V187H153ZM161 184H163V183H161ZM165 184H167V181L165 182ZM182 184H183V183H182ZM182 184H181V185H182ZM184 184H183V185H184ZM189 184H190V183H188V185H189ZM194 184L196 185V183H194ZM198 184H199V183H198ZM62 185H65V184L62 183ZM71 185H72V184H71ZM95 185H96V184H95ZM140 185H141V184H140ZM150 185H151V184H150ZM176 185H177V184H176ZM178 185H179V184H178ZM181 185H180V186H181ZM185 185H186V184H185ZM190 185H191V184H190ZM195 185H194V186H195ZM199 185H200V184H199ZM199 185H197V186H199ZM201 185L204 186V188L206 189V186H205L204 184H201ZM96 186H97V185H96ZM110 186H111V185H110ZM125 186H126V185H125ZM154 186H155V188H156V185H154ZM164 186H165V185H164ZM171 186H173V185H171ZM171 186H170V187H171ZM174 186H175V184H174ZM180 186H178V187H180ZM197 186H196V187H197ZM202 186H199V188L202 187ZM93 187H94V186H93ZM139 187H140V186H139ZM142 187H143V186H142ZM142 187H140V188L142 189ZM178 187H176L175 189H178ZM185 187H186V186H185ZM123 188H124V187H123ZM123 188H118V189H121V192H122V189H123ZM127 188H128V186H127ZM129 188H130V186H129ZM129 188H128V189H129ZM136 188H137V186H136ZM140 188H137V189L140 190ZM145 188H146V183H145V187H144V189H145ZM155 188H153V191H155V190H154ZM163 188H164V187H163V185H162V190H164ZM166 188H167V187H166ZM171 188H172V187H171ZM171 188H170V189H171ZM183 188H184V187H182V192H184ZM197 188H198V187H197ZM197 188H196V190H197ZM144 189H142V190H144ZM147 189L149 190V186L145 189L146 192H147ZM172 189H173V188H172ZM180 189H181V187H180ZM184 189H185V188H184ZM188 189H189V191H190V186H189ZM188 189H187V190L185 189V190H186V191H185L186 194H187ZM191 189H192V188H191ZM193 189H194V188H193ZM202 189H203V188H202ZM109 190H110V188H109ZM114 190H115V189H114ZM125 190H127L126 187L124 188V192H123V193L125 194V197H126V195H127L128 193L130 194V191L127 193V192H125ZM130 190H131V189H130ZM133 190H134V189H133ZM133 190H132V192H131V195H132V193H133V195L136 196V194H134L135 192H133ZM142 190H141V194L144 193ZM151 190H152V188H151ZM151 190H149V191H151ZM158 190H159V189H157L156 192H157ZM160 190H161V189H160ZM165 190H166V189H165ZM165 190H164V193L166 194L168 188H167L166 192H165ZM178 190H179V189H178ZM178 190H177V191H178ZM209 190H210V189H209ZM209 190H207V191H209ZM212 190H213V189H212ZM212 190H210V191H212ZM214 190H215V189H214ZM214 190H213L212 192H215V194H217L216 191H214ZM220 190H221V189H220ZM220 190L218 191V195H217V196H219V197H221L220 195L224 194V193L221 194ZM49 191H51V190H49ZM110 191H111V190H110ZM110 191H109V192H110ZM135 191H136V190H135ZM172 191H173V190H172ZM177 191H176V193H177ZM189 191H188V193H189ZM192 191L195 192V190H192ZM192 191H190V193H191ZM200 191L202 192V190H200ZM210 191H209V197H210V196H211V197H212V196H213V197L216 196V195H215L214 193H212V192H211V195H210ZM112 192H113V191H112ZM112 192H110V193L112 194ZM136 192H137V191H136ZM156 192H155V194H156ZM173 192H174V191H173ZM180 192H181V191H180ZM182 192H181V193H182ZM185 192H184V193H185ZM194 192H192V193L194 194ZM203 192H205V191H203ZM117 193H118V191L115 192V193L113 192L112 195L114 196V195H116ZM123 193H122V194H123ZM126 193H127V194H126ZM150 193H152V192H150ZM174 193H175V192H174ZM184 193H183V195H184ZM192 193H191L189 196L193 195ZM205 193H206V192H205ZM205 193H203V194H205ZM101 194H102V193H101ZM119 194H121V193H119ZM119 194H117V195H119ZM129 194H128V195H129ZM138 194H140L139 191H138ZM141 194H140V195H141ZM146 194H147V196H148V193H146ZM146 194H143V195L146 196ZM207 194H208V192H207ZM212 194H213V195H212ZM103 195L106 196L105 200H106V199L108 200V201H105V202L109 203L110 200H109V198H107V194H103ZM117 195H116V196H117ZM131 195H130V196H131ZM149 195H150V194H149ZM153 195H154V194H151V197H152ZM158 195H159V193H158ZM158 195H157V196H158ZM160 195H161V196L163 195V191H162V194L160 193ZM166 195H167L168 197L170 196V195H168V194H166ZM175 195H176V194H175ZM183 195H182V196H183ZM116 196H115V198H116ZM120 196H123V195H120ZM130 196H129V200H133L134 197H135V196H134V197L131 199ZM161 196H160V197H161ZM163 196H164V195H163ZM163 196H162V197H163ZM182 196H181V197H182ZM185 196H186V195H185ZM206 196H208V195H206ZM43 197H44V196H43ZM101 197H102V195H101ZM101 197H99L98 199L94 200L93 202H95V201H97V200H99V199L101 200L102 198L104 199V197H102V198H101ZM131 197H132V196H131ZM171 197L173 198V196H171ZM175 197H177V196H175ZM178 197H179V195H178ZM191 197H192V196H191ZM191 197H190V198H191ZM213 197H212L211 199H213ZM219 197H218V198H219ZM225 197H226V196H225ZM115 198H114V199H115ZM121 198H122V200L125 199L124 196L121 197ZM135 198L137 199V196H136ZM138 198H140V201H141V198H142V197H141V196H140V197L138 196ZM143 198H144V200H143ZM143 198H142V200L146 203V205H147V204L149 205L151 199L153 200V198L150 199V196H149V199H148V197H147V199H148L147 202L145 201V197H144V196H143ZM156 198H157V197H156ZM158 198H159V196H158ZM158 198H157L156 200L159 201L160 199H158ZM169 198H170V197H169ZM179 198H180V197H179ZM187 198H189V197H187ZM193 198H194V195H193ZM214 198H215V197H214ZM223 198H224V197H223ZM226 198H228V197H226ZM226 198H225L224 200L222 199V201H223V202H221L222 205H224V204H225L224 202H226L227 200L229 201V199L226 200ZM103 199H102V200H103ZM117 199H118V196H117ZM147 199H146V200H147ZM161 199H163V198H161ZM164 199H165V198H164ZM164 199H163L162 201L160 200L161 203H160V202H159V203H160L161 205L163 204V201L166 202L165 200H166L167 198H166L165 200H164ZM173 199L175 200L176 198H173ZM173 199H170V201H172ZM181 199H184V198H180L179 200H181ZM191 199H192V198H191ZM196 199H197V198H196ZM205 199H206V198H205ZM208 199H209V198H207L206 200H208ZM216 199H217V197H216ZM220 199H221V198H220ZM102 200H101V201H102ZM120 200H121V199L119 198V204H120L119 206L122 207V205H123L122 202H126V201H122V200H121L122 202L120 203ZM125 200H126V199H125ZM129 200H128V198H127V202H129ZM167 200L169 201V199H167ZM174 200H173V201H174ZM176 200H177V199H176ZM176 200H175V202H177ZM186 200H187V199H186ZM186 200H181V201H179V202H178V205L181 206V207H184V204H183V203H182L183 206L180 205L179 203H180V202H184V201H186ZM193 200H194V204H195V205L199 202V200H197L198 202L196 201L197 203L195 202V199H193ZM230 200H231V199H230ZM45 201H46V200H45ZM133 201H134L135 203H136V201L138 202V200H136V201L133 200ZM133 201H131V202H129V203H132ZM140 201H139V202H140ZM158 201H157V203H158ZM173 201H172V202H173ZM187 201H188V200H187ZM201 201H202V203H201ZM208 201H209V200H208ZM208 201H207V202H208ZM217 201H219V199H218ZM228 201H227V202H228ZM91 202H92V201H91ZM97 202H98V201H97ZM97 202H96V203H93V205H94V204H97ZM139 202H138V204H139ZM148 202H149V203H148ZM151 202H152V201H151ZM154 202H155V201H154ZM175 202L172 203V204H177V203H175ZM188 202H189V201H188ZM188 202H187V203H188ZM215 202H216V200H214V204H213V205H216V204H217V203H215ZM227 202H226V205H227ZM229 202H233V200H231V201H229ZM235 202H236V201H234L233 203H235ZM37 203H39V202H37ZM37 203H35V205H36ZM100 203H101V202H100ZM117 203H118V202H117ZM129 203H127V204L129 205ZM170 203H171V202H170ZM170 203L168 202V206L172 205V204H170ZM187 203H186V205H187ZM190 203L193 204V201L189 202L188 204L191 205ZM200 203L203 204V203H204V200L201 199L200 202H199V204H200ZM223 203H224V204H223ZM233 203H232V204H233ZM239 203H240V202H237V203H235V205H236V206H239L241 203L244 204L243 202H241L240 204H239ZM250 203H251V202H250ZM254 203H255V202H254ZM13 204H14V203H13ZM27 204H28V203H27ZM27 204H25V207H26V208H27V206H26ZM32 204H33V202H32ZM41 204H42V203H41ZM83 204L86 205L87 202H86V204H85V203H83ZM88 204H89V203H88ZM98 204H99V202H98ZM98 204H97V206H98ZM102 204H103V203H102ZM114 204H115V206H114L113 203H112V205H113L114 208H115L116 205H118V204H116L115 201H114ZM121 204H122V205H121ZM127 204H124V207H126ZM132 204H134V203H132ZM150 204H151V203H150ZM164 204H165V203H164ZM201 204H200V205H201ZM228 204H229V203H228ZM252 204H253V203H252ZM19 205H20V204H19ZM35 205H34V207H35ZM38 205H39V204H38ZM47 205H48V207H49L50 203H48ZM76 205H78V204H76ZM91 205H92V204H91ZM104 205H106V204H104ZM110 205H111V204H110ZM112 205H111V206H112ZM144 205H145V204H144ZM144 205H143V207L146 206V205H145V206H144ZM157 205H158V204H157ZM166 205H167V204H166ZM206 205H209V207L211 206L210 203H209V204H205V206H206ZM213 205H212V206H213ZM218 205H219V204H218ZM218 205H217V206H218ZM235 205H234V206H235ZM0 206H1V205H0ZM6 206H7V204H6ZM10 206H12V203H11ZM10 206H9V207H10ZM39 206H40V205H39ZM51 206H53V205H51ZM51 206H50V207H51ZM56 206H57V205H56ZM59 206H61V205H59ZM81 206H83V205H81ZM86 206H87L89 209H92L91 206H88V205H86ZM100 206H101V207H100ZM106 206L109 207L108 205H106ZM132 206H133V205H132ZM158 206H160V205H158ZM164 206H165V205H164ZM176 206H177V205H175V207H174V206H173V207L176 208ZM231 206H232V205H231ZM236 206H235V207H236ZM247 206H248V205H247ZM7 207H8V206H7ZM22 207H23V206H22ZM37 207H38V206H37ZM37 207H36V208H37ZM40 207H42V205H41ZM83 207H84V206H83ZM90 207H91V208H90ZM99 207H100V208H102V207L104 208V206H102V205H99ZM117 207H118V206H117ZM124 207H122V208L120 209V210H121L120 212H124V213H125V212H129V211H130V208H131V204H130V207L127 206V208H129L128 211H125V210L123 209ZM161 207H163V206H161ZM161 207H159V208H161ZM173 207H172V209H173ZM181 207H178L179 210H180V209H183V208H181ZM188 207H189V206H188ZM192 207H194V206H191V209H192ZM195 207H196V206H195ZM197 207H198V209H199V206H197ZM197 207L194 208V209H197ZM201 207H202V206H201ZM203 207H204V204H203ZM203 207H202L199 211H201V210L203 209ZM206 207L208 208V206H206ZM220 207H221V205H220ZM220 207H219V209H220ZM232 207H233V206H232ZM232 207H231V209H232ZM235 207H234V210H236ZM239 207H240V206H239ZM245 207H246V206H245ZM245 207H244V208H245ZM248 207H249V206H248ZM20 208H21V207H20ZM28 208H29V207H28ZM43 208H44V207H43ZM45 208H47V207L45 206ZM54 208H55V205H54ZM56 208H57V207H56ZM58 208H59V207H58ZM58 208H57V209H58ZM81 208H82V207H81ZM93 208L96 210V205H94ZM100 208H99V209H100ZM109 208L111 209V208H113V207H109ZM109 208H107V209H109ZM132 208H134V206H133ZM146 208H147L148 212L150 213L149 210L152 209L151 206H150V209H149L147 206H146L144 209H146ZM155 208H156V207H155ZM155 208H153V209H155ZM157 208H158V207H157ZM157 208H156V209H157ZM164 208H165V207H164ZM164 208H161V211L163 212V214L161 213L162 215H164V213H165L164 211L166 210V209H165V210L163 211L162 209H164ZM170 208H171V206L168 207L167 209L169 210ZM178 208H177V209H178ZM184 208H185V207H184ZM211 208H212V209H215V212L217 211L216 209H218L217 207L215 208V206H214V208H213V207H211ZM211 208H210V209H211ZM224 208H228V206H227V207H224ZM241 208H243V206H242ZM241 208H239V209H241ZM244 208H243V209H244ZM246 208H247V207H246ZM246 208H245V209H246ZM0 209H1V208H0ZM2 209H3V208H2ZM2 209H1V210H2ZM6 209H7V208H6ZM6 209L4 210L5 212H7ZM16 209H17V207H16ZM32 209H33V208H32ZM52 209H53V208H52ZM59 209H60V208H59ZM110 209H109V210H110ZM189 209H190V208H189ZM194 209H193V210H194ZM212 209H211V210H212ZM219 209H218V211H219ZM248 209H249V208H248ZM14 210H15V208H14ZM17 210H19V209H17ZM23 210L25 211L24 208H23ZM23 210H22V211H23ZM35 210H37V209H35ZM38 210H39V208H38ZM44 210H45V209H44ZM44 210H43V211H44ZM85 210H86V208H85ZM100 210H103V209H100ZM118 210H119V209H118ZM122 210H124V211H122ZM134 210H135V209H134ZM147 210H145V211H147ZM174 210H175V209H174ZM204 210H205V211H203V212L206 213V209H205V207H204ZM208 210H209V209H208ZM208 210H207V212H208ZM211 210H209V215H210V211H211ZM225 210H226V209H225ZM225 210L223 211V209H222V212L224 213ZM229 210H230V209L228 208V212H229ZM4 211H3V212H4ZM24 211H23V213H25ZM40 211H41V210H40ZM40 211H39V212H40ZM43 211H41V212L43 213ZM47 211H48V210H47ZM47 211H46V212H47ZM62 211H64V210H61V209H60L59 212L62 213ZM87 211H89V210L87 209ZM96 211H99L98 208H97ZM96 211H95V215H97L98 213H100V212L97 213ZM104 211L107 212V210H105V209H104ZM104 211L101 212V214L103 213V214H102V217H103V215H104V213H105V216H104V217L107 218L108 215H107V213L104 212ZM110 211H111V210H110ZM110 211H109V212H110ZM151 211H152V210H151ZM153 211H156V210H153ZM153 211H152V212H153ZM157 211H160V209L157 210ZM157 211H156V213H157ZM169 211H170V210H169ZM172 211H173V210H172ZM187 211L190 212L191 210H190V211L187 210ZM187 211H186V212H187ZM199 211H196V212H199ZM218 211H217V212H218ZM220 211H221V210H220ZM249 211H252V210L249 209ZM249 211H245V212H248V213L251 214V212H249ZM256 211H257V210H256ZM8 212H10L9 209H8ZM8 212H7V214H8ZM12 212H13V211H12ZM16 212H17V211H16ZM16 212H15V213H16ZM31 212H32V210L30 211V214L33 216L32 213H34V212H32V213H31ZM39 212H38V213H39ZM59 212H58V214H59ZM85 212H86V211H85ZM112 212H113V211H112ZM115 212H116V211H114V213H115ZM152 212H151V214H150V217H151V215L154 216V215L156 214V213L154 214V212H153V214H154V215H153ZM166 212H167V211H166ZM174 212H175V211H173V213H174ZM182 212H184L183 214H184V216H186V212H185L184 210H182ZM188 212H187V213H188ZM213 212H214V211H213ZM237 212H238V211H237ZM257 212H258V211H257ZM38 213H37V215L39 216ZM48 213H49V212H48ZM48 213H47V214H48ZM56 213H57V212H56ZM64 213H65V212H64ZM64 213H63V214H64ZM82 213L84 214V211H83ZM96 213H97V214H96ZM114 213H113V214H114ZM135 213H136V212H135ZM146 213H147V212H146ZM168 213H171V211L168 212ZM178 213H179V214H178ZM178 213H177L178 216H181V217L183 216V215H181V214H182L181 211H180V212L178 211ZM180 213H181V214H180ZM191 213H192V212H191ZM194 213H195V212H193V214H191V215L194 216ZM201 213H202V212H201ZM201 213H200V214H201ZM204 213H202V214H204ZM211 213H212V211H211ZM240 213H241V212H240ZM248 213H247V214H248ZM252 213H253V211H252ZM255 213H256V212H255ZM255 213H254V214H255ZM0 214H1V213H0ZM5 214H6V213H5ZM7 214H6V215H7ZM26 214H27V213H26ZM28 214H29V212H28ZM28 214H27V215H28ZM35 214H36V213H35ZM53 214H55V212H54ZM83 214H82V215H83ZM109 214L112 215L111 212H110ZM126 214H127V213H126ZM157 214H158V215H156L157 217H158V216L161 217V214H160L159 212H158ZM159 214H160V215H159ZM165 214H166V213H165ZM200 214H199V215H200ZM206 214H207V213H206ZM206 214H205V216L208 215V214H207V215H206ZM235 214H237V213L235 212ZM245 214H246V213H245ZM6 215H5L4 217H6ZM16 215H17V214H16ZM22 215H23V214H22ZM24 215H25V214H24ZM27 215H26V217H27ZM43 215H45V213H44ZM50 215H51V214H50ZM50 215H49V216H50ZM59 215H60V214H59ZM88 215H89V214H88ZM90 215H92V212L90 213ZM93 215H94V214H93ZM99 215H100V214H99ZM99 215H97V216H99ZM106 215H107V216H106ZM115 215H116V214H115ZM130 215H132V214H130V212H129L128 219H129V216H130ZM140 215H141V214H140ZM147 215H148V213H147ZM147 215H146V216H147ZM166 215H167V214H166ZM168 215H169V214H168ZM175 215H176V214H175ZM191 215H189V213H188L187 216H191ZM195 215H196V214H195ZM209 215H208V216H209ZM232 215H233V214H232ZM262 215H264V214H262ZM2 216H3V215H2ZM8 216L14 218V217H13L14 214H13V216H10V215H8ZM32 216H31V217H32ZM34 216L37 217L36 215H34ZM40 216L43 217L42 214H41ZM45 216H46V215H45ZM45 216H44V217H45ZM49 216H48V217H49ZM57 216H58V215H57ZM62 216H64V215H62ZM65 216H66V215H65ZM77 216H78V215H77ZM85 216H86V215H85ZM117 216H118V214H117ZM126 216H127V215H126ZM134 216H135V214L133 215V217H134ZM142 216H144V215H142ZM176 216H177V215H176ZM201 216H202V215H201ZM208 216H207V217H208ZM233 216H236V217H237L238 214H237V215H233ZM241 216H242V215H240V217H241ZM247 216H248V215H247ZM249 216H251V215H249ZM4 217H2V218H4ZM26 217H24V218H26ZM41 217H40V218H41ZM58 217H59V216H58ZM69 217H70V216H69ZM73 217H74V215H73ZM78 217H79V216H78ZM78 217H77V219H78ZM91 217H92V216H91ZM91 217H90V219H91ZM95 217H96V216H95ZM102 217H100V219H104V220H105V218H102ZM109 217H110V215H109ZM112 217H114V215H113ZM120 217H121V216H120ZM131 217H132V216H131ZM137 217H138V216H136V218H137ZM165 217H166V216H165ZM240 217H238L239 220L241 219ZM260 217H261V215H260ZM260 217H257V218H259V222L257 221L258 224L261 223V221H262V220H261L262 217H261V218H260ZM33 218H34V217H33ZM38 218H39V217H38ZM46 218H47V217H46ZM53 218H55V217L53 216ZM70 218H71V217H70ZM75 218H76V217H75ZM75 218H74V219H75ZM96 218H97V217H96ZM136 218H135V219H136ZM141 218L143 219L144 217H141ZM148 218H149V217H148ZM154 218L156 219V217H154ZM166 218H167V217H166ZM186 218H187V217H186ZM196 218H197V217H196ZM196 218H194V217L192 218V216H191V218L189 217V218H187V219H196ZM200 218H201V217H200ZM200 218L198 217V219H200ZM202 218H203V217H202ZM202 218H201V220H202ZM209 218H210V220H211V216H210ZM212 218H213V216H212ZM234 218H235V217H234ZM234 218H232V219H234ZM7 219H8V220H7ZM7 219L5 218V220H7L8 227H11V226H10V225L12 224L11 220L14 221L15 219H14V220H13V219L10 220V218H7ZM17 219H20V217L17 218ZM17 219L15 220V222H16L15 224H17V222H18V221H21L23 218L21 217V220H17ZM27 219H28V217H27ZM31 219H32V218H31ZM36 219H37V218H36ZM57 219H58V218H57ZM59 219H60V218H59ZM59 219H58V220H59ZM61 219H62L63 221H66V220L63 219V218H61ZM80 219H81V218H80ZM94 219H95V218H94ZM109 219H110V218H109ZM109 219H106V220L109 221ZM111 219H114V218H111ZM118 219H119V218H118ZM125 219H127V218H125ZM132 219H133V218H132ZM159 219H160V218L158 217V218L156 219L155 222L157 223V221H158ZM198 219H197V220H198ZM221 219H222V218H221ZM227 219H228V218H227ZM232 219L230 220V222H232ZM5 220H3V221H5ZM9 220H10V222H9ZM28 220H29V219H28ZM28 220H27V221H28ZM40 220H42V219H40ZM43 220H44V219H43ZM47 220H48V219H47ZM62 220H61V221H62ZM67 220H68V219H67ZM71 220H73V219H71ZM78 220H79V219H78ZM78 220H77V222H78ZM98 220H99V219H98ZM104 220H103V222H104ZM138 220H139V218H138ZM148 220H149V219H148ZM151 220H154V219H151ZM160 220H161V219H160ZM160 220H159V221H160ZM204 220H205V219H204ZM210 220L208 219V220H206V221H209V222H210ZM235 220H236V219H235ZM260 220H261V221H260ZM34 221H35V219H34ZM34 221H33V222H34ZM56 221H57V220H56ZM80 221H81V220H80ZM80 221H79V222H80ZM84 221H85V220H84ZM95 221H96V220H95ZM100 221H101V220H100ZM108 221H107V222H108ZM111 221H113V220H111ZM159 221H158V222H159ZM161 221H163V220H161ZM164 221H167V220H165V218H164ZM198 221H199V220H198ZM214 221H215V220H214ZM216 221H217V220H216ZM216 221H215V222H216ZM223 221H224V220H222V222H223ZM226 221H227V220H226ZM226 221H225V223H226ZM228 221H229V220H228ZM254 221H255V220H253V222H254ZM263 221H264V219H263ZM0 222H1V221H0ZM29 222H30V221H29ZM39 222H40V221H39ZM39 222H38V223H39ZM52 222H53V220H52ZM59 222H60V221H59ZM66 222H67V221H66ZM72 222H74V220H73ZM98 222H99V221H98ZM103 222H102L101 224H99V228H98V226L96 225V226H97L96 229L98 228V232H99V231H101V232L104 231V230H102V227H101L102 224H105V223H103ZM105 222H106V221H105ZM119 222H120V221H119ZM135 222H137V221H135ZM218 222H219V221H218ZM230 222H229V223H230ZM236 222H237V220H236ZM241 222H242V221H241ZM253 222H250V221H249L250 224H251V223H252V224L255 223V222H254V223H253ZM257 222H256V224H257ZM4 223H5V222H4ZM4 223H3V224L0 223V225H1V226H2V225L5 226ZM9 223H11V224L9 225ZM13 223H14V222H13ZM18 223H19V222H18ZM22 223H25V222H22ZM40 223H41V222H40ZM53 223H54V222H53ZM64 223H65V222H64ZM67 223L69 224V220H68ZM82 223H83V222H82ZM82 223H81V224H82ZM86 223H88V222H86ZM91 223H92V222H91ZM99 223H100V222H99ZM112 223H113V225H114V221L111 222V226H112ZM120 223H121V222H120ZM120 223H119V224H120ZM150 223H151V222H150ZM156 223H155V225H156ZM162 223H163V222H162ZM167 223H168V222H167ZM194 223H195V225H197V224H196V221H194ZM200 223H203V222H200ZM243 223H244V221H243ZM249 223H248V224H249ZM262 223L264 224V222H262ZM5 224H6V223H5ZM25 224H26V223H25ZM25 224H24V225H25ZM27 224H28V223H27ZM34 224H37V223L35 222ZM34 224H31V225H34ZM42 224H43V223H42ZM46 224H47V223H46ZM59 224H60V223H59ZM59 224H58V225H59ZM76 224H77V223H76ZM78 224H79V223H78ZM92 224H93V223H92ZM92 224H91V225H92ZM95 224H96V223H95ZM97 224H98V223H97ZM107 224H108V225H107L108 227H106V228L108 229V231H110V230H109V228H110V226H109V225H110V221H109ZM119 224H118L117 226H119ZM157 224H159V223H157ZM160 224H161V222H160ZM168 224H169V223H168ZM168 224L166 225V227L168 226ZM188 224H189V223H188ZM191 224H192V223H191ZM198 224H199V223H198ZM203 224H204V223H203ZM216 224H217V222H216ZM240 224H241V223H240ZM246 224H247V221H246ZM250 224H249V225H250ZM258 224H257V225H258ZM263 224H262V225H259V226H262V227H263ZM17 225H20V224H17ZM29 225H30V223H29ZM37 225H38V224H37ZM37 225H35V226H37ZM40 225H41V224H40ZM43 225H45V224H43ZM56 225H57V224H56ZM56 225H55V226H56ZM62 225H63V224H62ZM66 225H67V224H66ZM69 225H71V224H69ZM69 225H68V226H69ZM74 225H75V224H74ZM79 225H80V224H79ZM83 225H84V224H83ZM87 225H88V224H87ZM89 225H90V224H89ZM100 225H101V226H100ZM115 225H116V224H115ZM115 225H114V226H115ZM120 225H121V224H120ZM123 225H124V224H123ZM123 225H121V226H123ZM147 225L149 226V224H147ZM151 225H153V227H154V224L151 223ZM151 225H150V226H151ZM161 225H162V224H161ZM161 225H160V226L158 225L159 228H162V229L164 230L165 228H163ZM164 225H165V222H164ZM195 225H193V227H194ZM222 225L224 226V224H222ZM226 225H227V224H226ZM231 225H233V224H230V226H231ZM243 225H244V224H243ZM12 226H15V225L12 224ZM22 226H23V225H22ZM41 226H42V225H41ZM72 226H73V225H72ZM105 226H106V225H105ZM105 226L103 227V229H105ZM141 226L144 227V225H141ZM150 226L148 227L149 230H150V228H152V227H150ZM158 226H157V227H158ZM184 226H185V225H184ZM191 226H192V225H191ZM197 226H198V225H197ZM197 226H196V227H197ZM220 226H221V225H220ZM227 226H228V225H227ZM251 226H252V225H251ZM253 226H255V225H253ZM259 226H258V227H259ZM5 227H6V226H5ZM18 227H19V226H18ZM18 227H17V228H18ZM30 227H31V226H30ZM30 227H29V228H30ZM38 227H39V226H38ZM43 227H44V226H43ZM48 227H49V224H48ZM52 227H54V226H52ZM57 227H58V226H57ZM80 227H81V228L86 227V224H85L84 226H81V225H80V226L78 227V229H79ZM87 227H88V226H87ZM112 227H113V226H112ZM112 227H111V228H112ZM115 227H116V226H115ZM155 227H156V226H155ZM185 227H186V226H185ZM203 227H204V225H203ZM203 227H202V228H203ZM3 228H4V227H3ZM17 228H16V229H17ZM19 228H21V227H19ZM19 228L17 229L18 232H19ZM22 228H26V227H22ZM29 228H27V229H29ZM67 228H68V227H66V229H67ZM69 228H70V227H69ZM69 228H68L67 230H69ZM76 228H77V225H76ZM88 228H89V227H88ZM88 228H87V229H88ZM94 228H95V227H94ZM100 228H101V230H100ZM111 228H110V229H111ZM118 228H122V229H123L124 226H123V227H120V226H119ZM145 228H146V227H145ZM190 228H191V227H190V225H189V228H185L184 231H186V229L189 230ZM259 228H261V227H259ZM4 229H5V228H4ZM4 229H2V227H1V230H2V231H3ZM13 229H15V228H12V230H13ZM16 229H15V230H16ZM31 229H33V228H31ZM43 229H44V228H43ZM46 229H47V227H46ZM52 229H53L52 231L55 230L54 232H56V231H57L56 229H58V228H52ZM66 229H65V230H66ZM78 229H76V231H77ZM91 229H92V226H91V228L88 229V230L90 231ZM113 229H114V228H113ZM122 229H121V230H122ZM152 229H154V228H152ZM152 229H151V230H152ZM162 229H159V232L163 231ZM1 230H0V232H2ZM24 230H26V229H24ZM24 230H23V231H24ZM35 230H36V229H34V233H35ZM59 230H60V226H59ZM61 230H63V229H61ZM61 230H60V231H61ZM65 230H64V232H63L64 234H68V235H69V233H71V232H69V231H67L68 233H65ZM88 230L86 231V228H85V229H83V232H80V231H79V232H77V233H78V235H81L82 233H85L84 231H86L87 233H90ZM105 230H106V229H105ZM121 230H120V231H121ZM123 230L125 231V229H123ZM123 230H122V231H123ZM154 230H155V229H154ZM154 230H152V231H154ZM157 230H158V229H156V231H157ZM160 230H161V231H160ZM203 230H204V229H203ZM6 231H8V230H6ZM13 231H14V230H13ZM13 231H12V233H13ZM37 231H39V230H37ZM47 231H48V230H47ZM94 231H95V230H94ZM96 231H97V230H96ZM96 231H95V234L98 233V232L96 233ZM112 231H113V230H112ZM122 231H121V232H122ZM124 231H123V232H124ZM222 231H223V230H222ZM239 231H240V230H239ZM3 232H4V234L6 233L5 230H4ZM15 232H16V231H14V234H15ZM18 232H17V233H18ZM20 232H21V230H20ZM20 232H19V233H20ZM26 232H27V231H26ZM26 232H25V233H26ZM28 232H30V231H28ZM28 232H27V233H28ZM40 232H41V231H40ZM42 232H43V231H42ZM58 232H59V231H58ZM92 232H93V231H92ZM101 232L98 233V234L101 235ZM106 232H107V231H106ZM106 232H105V233H106ZM114 232H115V231H114ZM159 232H158V233H159ZM225 232H228V230H226ZM17 233H16V235L19 234V233H18V234H17ZM31 233H32V231H31ZM31 233H30V234H31ZM43 233H44V232H43ZM49 233H50V232H49ZM74 233H75V232H74ZM79 233H80V234H79ZM87 233H85V235H86ZM103 233H104V232H103ZM103 233H102V235H103ZM110 233H111V232H110ZM117 233H118V232H117ZM153 233H154V235H156V237H157L158 234H157L156 232H152V234H153ZM155 233H156V234H155ZM210 233H212V232H210ZM213 233H214V232H213ZM213 233H212V235H213ZM215 233H216V232H215ZM0 234L3 236L2 233H0ZM8 234H9V233H8ZM21 234H23V233H21ZM30 234L28 233V236H29ZM32 234H33V233H32ZM45 234H47V233H45ZM45 234H43V235H45ZM51 234L53 235V232H52ZM60 234H62V233H60ZM64 234H63V237H65L64 239L66 240V243H67V241H68V240H67V237H68V236H67V235L64 236ZM90 234H92V233H90ZM95 234H93L92 236L90 235L91 238H92L93 236H96ZM119 234H120V233H119ZM161 234H162V232H161ZM186 234H187V231H186ZM208 234H209V233H208ZM219 234H220V233H219ZM234 234H235V233H234ZM6 235H7V233H6ZM10 235H11V234H9L8 236H6V238L9 237ZM19 235H20V234H19ZM26 235H27V234H26ZM54 235H56V233H55ZM71 235H72L73 237L76 236V235H74L73 233H72ZM71 235H69L70 238H71ZM82 235H83V234H82ZM85 235H84V236H85ZM100 235H97V236H100ZM107 235H108V234H107ZM112 235H113V233H112ZM116 235H117V234H116ZM154 235H153V236H154ZM217 235H218V234H217ZM232 235H233V234H231V235H229V236L233 237ZM235 235H237V233H236ZM2 236H0V237L2 238ZM14 236H15V235H14ZM21 236H23V235H21ZM21 236H19V237H21ZM31 236H32V235H31ZM31 236H30V237H31ZM47 236H50V235H47ZM87 236H88V235H87ZM158 236H160V233H159ZM193 236H194V235H193ZM207 236H209V235H207ZM226 236H227V235H226ZM226 236H224V238H225ZM3 237L5 238V235H4ZM10 237H11V236H10ZM10 237H9V238H10ZM19 237H18V238H19ZM24 237H25V236H24ZM34 237L36 238V237H38V236H34ZM40 237H41V236H40ZM57 237H58V236H57ZM61 237H62V236H60L59 238H61ZM73 237H72V238H73ZM101 237L103 238V236H101ZM108 237H109V238L106 239V242H107L108 239H110L111 236L109 235ZM113 237H114V236H113ZM156 237H154V238H156ZM187 237H189V236H187ZM216 237H217V236H216ZM216 237H215V238H216ZM219 237H221V236H219ZM4 238H3V239H4ZM6 238H5V241H6V243H7ZM21 238H22V237H21ZM21 238H20V239H21ZM25 238H26V237H25ZM49 238H50V237H49ZM68 238H69V237H68ZM75 238H77V237H75ZM75 238H74V240L76 241L77 239H75ZM79 238L81 239L82 237L79 236L78 239H79ZM88 238H90V237H88ZM88 238L85 237V239H88ZM104 238H106V236H104ZM104 238H103V239H104ZM215 238H214V239H215ZM224 238H222L221 241H222ZM228 238L230 239V237H228ZM7 239H8V238H7ZM15 239H16V238H15ZM23 239H24V238H23ZM27 239H28V238H27ZM52 239H53V237H52ZM61 239H63V238H61ZM92 239H94V238H92ZM92 239H91V240H92ZM202 239H205V238L203 237ZM209 239H210V238H209ZM209 239H208L207 242H211V240L213 239V237L211 238L210 241H209ZM214 239H213V240H214ZM216 239H217V238H216ZM216 239H215V240H216ZM231 239H232V238H231ZM231 239H230V241H231ZM0 240H1V239H0ZM10 240H11V239H10ZM10 240H9V241H10ZM28 240H29V239H28ZM41 240H42V239H41ZM59 240H60V239H59ZM94 240H99V237H97V239H94ZM190 240H191V239H190ZM196 240H197V238H196ZM218 240H220V238L217 239L216 241H218ZM225 240H226V238H225ZM227 240H228V239H227ZM227 240H226V241H227ZM5 241H4V242H5ZM12 241H14V240H12ZM21 241H22V239H21ZM56 241H58V239H56ZM62 241H64V240H61V242H62ZM79 241H81V240H79ZM79 241H78V242H79ZM88 241H89V239L86 240V242H88ZM198 241H199V239H198ZM221 241H220V242H221ZM226 241H224L225 244H226ZM24 242H25V241H24ZM30 242H31V241H30ZM54 242H55V241H54ZM58 242H60V241H58ZM64 242H65V241H64ZM72 242H73V241H72ZM84 242H85V241H84ZM205 242H206V241H205ZM207 242H206V243H207ZM220 242H219V244H223V245H220V246L223 247L225 244H224V243H220ZM222 242H223V241H222ZM231 242H232V241H231ZM9 243H11V242H8V245H7V246H10V245H11V244L9 245ZM17 243H18V242H17ZM20 243H21V242H20ZM25 243H26V242H25ZM25 243H24V244H25ZM32 243H33V242H32ZM39 243H40V242H39ZM43 243H44V242H43ZM45 243H46V242H45ZM55 243H56V242H55ZM68 243L71 244V241L68 242ZM74 243H75V242H74ZM80 243H81V242H80ZM80 243H79V244H80ZM199 243H200V242H199ZM199 243H196V245H198ZM214 243H215V242H214ZM236 243H237V242H235V244H236ZM2 244H3V243H2ZM2 244H1V245H2ZM12 244H13V243H12ZM15 244H16V243H15V241H14V246H15ZM22 244H23V243H22ZM28 244H29V245H32V244H30L29 242H28ZM41 244H42V243H41ZM41 244H40V245H41ZM49 244H50V243H49ZM53 244H54V243H53ZM60 244H61V243H60ZM76 244H78V243L76 242ZM82 244H83V243H82ZM86 244H87V243H86ZM203 244H204V243H203ZM208 244H210V243H208ZM211 244H212V243H211ZM211 244H210V245H211ZM217 244H218V243H217ZM219 244H218V245H219ZM231 244H232V243H230V245H231ZM3 245H4V244H3ZM3 245H2V246H3ZM29 245H28V246H29ZM64 245H65V246H66V245L68 246V244H64ZM199 245H200V244H199ZM205 245H206V244H205ZM205 245H204V248H205ZM213 245H214V244H213ZM227 245H228V247L230 246L228 243H227ZM233 245H234V244H233ZM2 246H1V247H2ZM14 246H13V247H14ZM16 246H17V244H16ZM16 246H15V247H16ZM24 246H25V245H24ZM24 246H20V247L22 248V247H24ZM34 246H35V245H34ZM44 246H45V245H44ZM44 246H43V248H44ZM57 246H58V245H57ZM60 246H61V245H60ZM67 246H66V247H67ZM71 246H72V245H70V247H71ZM79 246H80V245H79ZM82 246H83V245H82ZM201 246H202V244H201ZM206 246H207V245H206ZM208 246H209V245H208ZM215 246H216V245H214V247H215ZM3 247H6V245L3 246ZM15 247H14V248H15ZM18 247H19V244H18ZM36 247H37L38 249H41V250H42V248H39V246H36ZM41 247H42V246H41ZM47 247H48V245H47ZM49 247H50V246H49ZM61 247H62V246H61ZM61 247H60V248H61ZM70 247H69V248H70ZM75 247H76V246H75ZM189 247H190V246H189ZM197 247H198V246H197ZM202 247H203V246H202ZM218 247H219V246H218ZM228 247H227V248H228ZM231 247H232V246H231ZM233 247H234V249L237 248V246H235V245H234ZM7 248H8V247H7ZM16 248H17V247H16ZM21 248H20V250H21ZM37 248H36V251H37ZM58 248H59V246H58ZM69 248H68V249H69ZM77 248H79V247H77ZM192 248H193V249L195 248V249L197 250L196 247H193V246H192ZM199 248H201V247H199ZM206 248H207V247H206ZM212 248H213V247H212ZM220 248H221V247H220ZM220 248H219V249H220ZM229 248H230V247H229ZM229 248H228V249H229ZM1 249H2V248H1ZM17 249H18V248H17ZM30 249H31V248H30ZM49 249H50V248H49ZM53 249H54V248H53ZM56 249H57V248H56ZM64 249H65V247H64ZM72 249L74 250V247H72ZM188 249H189V248H188ZM209 249H211V247H210ZM209 249H207V250H209ZM213 249H214V248H213ZM216 249H218V248H216ZM216 249H215V250H216ZM221 249H222V254H223V248H221ZM225 249H226V248H225ZM228 249H227V250H228ZM2 250L4 251V248H3ZM8 250H9V249H8ZM8 250H7V251H8ZM10 250H12V249H10ZM10 250H9V251H10ZM22 250L24 251V249H22ZM22 250H21V251H22ZM26 250H27V249H26ZM28 250H29V249H28ZM28 250H27V251H24V252L22 251V252H23V253H25V252L27 253ZM32 250H33V248H32ZM32 250H29L30 253H33V252H34V250H33V252H31ZM41 250H38V253H39ZM45 250H46V249H45ZM60 250H61V249H60ZM66 250H67V249H66ZM73 250H71V251H73ZM166 250H168V249H166ZM203 250H204V249H203ZM203 250H202V251H203ZM227 250H225L224 252H226ZM13 251H14V250H13ZM16 251H17V250H16ZM16 251H15V252H16ZM49 251H50V250H49ZM54 251H55V250H54ZM61 251H62V250H61ZM63 251H64V250H63ZM67 251H70V250H67ZM71 251H70V254H73L74 251H73L72 253H71ZM189 251H190V250H189ZM204 251H205V250H204ZM210 251H211V250H210ZM232 251H233V249H232ZM10 252H12V251H10ZM10 252H9V253H10ZM17 252H18V251H17ZM19 252H20V251H19ZM19 252H18V253H19ZM64 252H66V251H64ZM199 252H201V250H200ZM206 252H207V251H206ZM206 252H205V253H206ZM215 252H216V253H215L214 255H215V256H216V254L218 255L219 252H218V251H215ZM228 252H229V251H228ZM230 252H231V251H230ZM236 252H237V251H236ZM1 253H2V251H1ZM9 253H8V254H9ZM12 253H14V252H12ZM12 253H10V254H11V256L14 257L15 255H12ZM28 253H29V252H28ZM28 253H27V255H26V254H25V255L22 254L23 256H25L26 258H28L27 261H26V258H25V257H24V259H25V260H24L23 258H16L17 256L15 257L16 259H14V258H12V257H9L10 255H8V254H6V253H3V255L5 254V255H8L9 258H12V259L15 261L14 264H16V261H18L19 259H22V260H23L22 264H23V263H27L28 260H29V261L31 260V261H30L31 263H30V262H28V263L32 264V259H33V257H32L31 255H34V257H37L36 259L40 260V261H37V260H36L37 263L39 264L40 262H42L41 264H43V262H44V259H43V258H44V257L42 258V259H43L42 261H41V259H39L40 257H38V256H41V254L43 253V251L39 253L40 255H39L37 252H36V253H37L38 255L35 254V252H34V254H30V256L32 257V259H29V257H28ZM46 253H47V252H46ZM59 253H60V252H59ZM67 253H68V252H67ZM67 253H66V256H69L70 254L68 253V254H69V255H68ZM158 253H159V252H158ZM208 253H211V252H208ZM212 253H213V250H212ZM220 253H221V252H220ZM220 253H219V254H220ZM238 253H239V250H238ZM16 254H17V253H16ZM19 254H20V253H19ZM188 254H189V253H188ZM188 254H187V255H188ZM206 254H207V253H206ZM231 254H232V253H231ZM3 255H2V256H3ZM35 255H36V256H35ZM42 255H43V254H42ZM64 255H65V254H64ZM199 255H200V254H199ZM214 255H213V257H215ZM235 255H237V254H235ZM0 256H1V255H0ZM43 256H44V255H43ZM55 256H56V255H55ZM188 256H189V255H188ZM223 256H224V255H223ZM232 256H233V255H232ZM238 256H239V254H238ZM238 256H236V258H237ZM240 256H241V255H240ZM3 257H4V256H3ZM3 257H2V259H3ZM8 257H7V258H8ZM18 257H20V256H18ZM31 257H30V258H31ZM41 257H42V256H41ZM45 257H46V256H45ZM52 257H54V256H52ZM62 257H63V254H62ZM64 257H65V256H64ZM160 257H161V256H160ZM194 257H195V256H194ZM213 257H210V258L212 259ZM226 257H227V255H226ZM230 257H231V255H230ZM142 258H143V257H142ZM155 258H158V259H157V262H158V260H160L159 257L156 256V257H154V259H153L154 261H155ZM161 258H162V257H161ZM191 258H193V256H192ZM210 258H209V260H210ZM218 258L220 259V255H219ZM232 258H233V257H232ZM236 258H235V259H236ZM2 259H0V260L2 261ZM4 259H5V258H4ZM17 259H18V260H17ZM48 259H50V258H48ZM48 259H47V260H48ZM92 259H93V258H92ZM148 259H149V258H148ZM194 259H195V258H194ZM199 259H200V258H199ZM213 259H214V258H213ZM219 259H218V260H219ZM221 259H222V258H221ZM224 259H225V258H224ZM230 259H231V258H230ZM235 259H234V260H235ZM259 259H260V258H259ZM263 259H264V258H262V260H263ZM13 260H11V261L14 262ZM45 260H46V259H45ZM47 260H46V261H47ZM189 260H190V259H189ZM192 260H193V259H192ZM215 260H216V259H215ZM215 260H213V261H215ZM218 260H217V261H218ZM227 260H229V258H227ZM237 260H239V259H237ZM237 260H236V261H237ZM247 260H248V259H247ZM251 260H252V259H251ZM253 260L255 261V259H253ZM253 260H252V261H253ZM256 260H257V259H256ZM1 261H0V263H1ZM3 261H4V260H3ZM5 261H6V260H5ZM5 261H4V262H5ZM7 261H8V259H7ZM9 261H10V259H9ZM118 261H119V260H118ZM142 261H145V258H144ZM146 261L148 262V260H146ZM195 261H197V260H195ZM198 261H200V260H198ZM210 261H212V260H210ZM224 261H225V260H224ZM242 261H243V260H242ZM249 261H250V260H249ZM254 261H253V263H254ZM259 261H260V262H259V264H260V263H261V260H259ZM19 262H20V264H21V260H20ZM55 262H57V261H54V263H55ZM122 262H123V261H122ZM122 262H118V263H119V264H123ZM155 262H156V261H155ZM170 262H171V261H170ZM192 262H193V261H192ZM202 262H203V261H202ZM205 262H207V261H205ZM215 262H216V261H215ZM215 262H214V263H215ZM220 262H222V261L220 260ZM234 262H235V261H232V264H235ZM237 262H238V261H237ZM240 262H241V260H240ZM240 262H238V264H239ZM257 262H258V261H257ZM17 263H18V262H17ZM28 263H27V264H28ZM45 263H46V262H45ZM47 263H48V262H47ZM118 263H117V264H118ZM142 263H143V262H142ZM148 263H149V262H148ZM148 263H145V262H144V264H148ZM152 263H154V262H152ZM159 263L161 264L162 262L159 261ZM209 263H211V262H209ZM209 263H208V264H209ZM214 263H213V264H214ZM218 263H219V261H218ZM218 263H217V264H218ZM222 263H223V262H222ZM226 263H227V262H226ZM229 263H231L230 260H229ZM246 263L248 264V262H246ZM246 263H243V264H246ZM253 263H252V264H253ZM1 264H3V263H1ZM12 264H13V263H12ZM51 264H53V262H52ZM139 264H141V263H139ZM150 264H151V263H150ZM193 264H194V263H193ZM202 264H203V263H202ZM204 264H206V263H204ZM211 264H212V263H211ZM219 264H221V263H219ZM240 264H241V263H240ZM250 264H251V263H250ZM254 264H255V263H254ZM257 264H258V263H257ZM263 264H264V263H263Z\"/></svg>",
  "mask_w": 264,
  "mask_h": 264
}]
</instances>
